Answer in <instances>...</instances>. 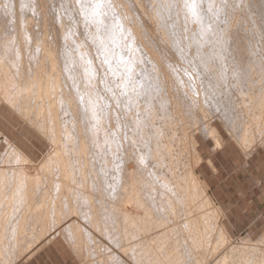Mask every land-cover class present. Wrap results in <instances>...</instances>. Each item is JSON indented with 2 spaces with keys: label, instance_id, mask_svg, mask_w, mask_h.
Returning <instances> with one entry per match:
<instances>
[{
  "label": "rangeland",
  "instance_id": "374dc122",
  "mask_svg": "<svg viewBox=\"0 0 264 264\" xmlns=\"http://www.w3.org/2000/svg\"><path fill=\"white\" fill-rule=\"evenodd\" d=\"M12 1V3H11V6H12V4H13V8H12V11H9V10H7V5L2 1V0H0V36H2V35H5V33L7 34L6 36H2V39L0 38V74L2 73H4L3 75H5L6 74V78H4L5 76H2L3 78H2V80H1V78H0V81H4L2 84L4 85V88H6V87H8L9 85L12 87V89H14L13 91H14V93H15V95L17 96L16 97V101L18 102H15L17 105L19 104V103H21V105H22V111H24L25 109H27V108H29V109H27L26 111H28V112H24V113H27L29 116H28V118L29 119H31V117H32V119H31V123L28 121V118H27V120L25 119L26 117L23 115H18L17 114V112H18V110L17 109H14V108H12L13 106H11L10 105V103H8V102H6V104H5V100L4 101H0V162H1V164H0V172L1 171H4L3 173H1V175H0V189L4 192V193H1L0 195L2 196V195H4V196H2L3 197V199H2V197H1V201H5L4 199H5V196L7 195L8 196V193H9V191H10V185L12 184V182H13V180L15 181V183L19 186V183L21 182V180L23 179L22 178V176L21 175H17L16 174V176L15 175H13V177L11 176V175H9V176H7L8 174H12L10 171H9V169H10V167L12 166V167H15L14 165H20V164H22V165H20V166H16L17 168H15V170L16 169H19V167H22V166H24V167H29V165H30V168H29V173L30 174H32L31 176H32V180H33V183H34V191H33V193H32V201H33V203L35 204H37V206H36V208H39V209H42V211L44 210V211H46V209L45 208H48V207H50L51 209H50V212L48 213V216L50 217V216H53V217H50L49 218V223H47L46 224V226H45V230L43 229V230H41V227H39V226H41L40 225V221L38 220L39 218H40V214L38 215V213L36 212V211H34L33 209L32 210H30V212H29V210L27 209V207L25 208V206H23V205H26V202H25V204H23L22 206H20V203L22 204V203H24L23 201H21L20 203H19V201L20 200H17V199H21L22 200V198L23 199H25V201H27V196H24L23 194H20V193H16L17 195H16V197H17V199H15L16 197L14 196V201H16V203H19V206H18V204H17V207L16 208H13L12 210H11V212H12V214L14 213L15 214V212H17L18 214H9V216H11V218L10 217H8V223H9V226H11V223H12V225H13V222H15L14 220H16V224L14 223V225L16 226H14V230H12L11 229V233H10V229H8V227H6V229L2 232L3 234H5L4 235V239H0V248H1V250L2 251H4V252H2L3 254H5L4 256H3V254L1 253V255H0V259H1V261H3V264H99V262H100V264H116V261L118 260V259H120L121 261H123V260H125V262H122V263H125V264H140L142 261H144L145 262V264H148L147 263V261H149L150 259V257H153V256H151L150 255V253H148L149 254V258H148V260H146L147 259V251H150V250H152L153 251V248H155V246L157 245V244H159L160 243V240H159V237L160 236H162V231H170V230H172L171 231V233L169 232V234H170V236H169V234L167 235V236H169V237H167V236H165V244L167 243L169 246L170 245H172L173 243H171V242H174V245L175 244H177L176 245V247H178V248H180V249H178V248H176V252L178 251H180L179 253H176L175 252V254L174 255H176L177 257H175V256H167V258H168V260H170V258H171V260H173L174 258H175V261H172L171 263L166 259L165 260V257L166 256H161L160 258H161V263H162V258H164V262H166L165 264H177L178 263V261H180V263L181 264H191V262H192V264H195V262H196V264H201L202 263V261L203 262H205V263H202V264H232V263H235V264H254V262H255V264H262V263H264V261L262 262V260H260L261 262H259L258 260H259V255H262V254H260L262 251H263V249H264V216H262V217H260L259 219H258V221L254 224V225H252L250 228H243V229H241L242 228V226H240V224L241 223H230L229 221H228V218H227V216H226V214H225V212H224V210L218 205V202H217V199H216V197L214 196L215 195V193H214V191H213V186H214V184L218 181V178H224L225 176H229V178H228V183H230V184H232L233 186H235V187H240V186H242V187H244V189L245 190H249V192L251 191L250 190V188H253V187H255V182L253 181V180H251V177H257V176H259L260 177V175H261V167H264V89H263V91L261 92V91H257L259 88H264V87H261V86H263L264 84V82H261L260 83V85L258 84L257 85V83H256V85L257 86H254V84L252 85V86H248L249 88H248V90L246 89L247 87L246 86H244V88H242V89H244V91H246L247 90V92H249V93H246V94H249V96L251 95V94H254V92L255 93H257L258 92V94H259V100H258V98H256V99H252V97L250 98V97H248L246 94H245V92L241 89H239V88H241V87H243L241 84H240V86L238 87V85H239V83H238V81L237 80H235L234 78H236L237 79V73H240V72H242V69H240L239 67L240 66H233V65H231V63L233 64V62L229 59V58H231V55L229 56V58H227L226 56H228V54H233V56L235 55V53H238V54H241L242 56H244V58H246L245 56H248L247 57V60H250V57H251V59L252 58H255V54H256V59H258V57H260V55H261V57L263 56L264 57V53H263V47H264V37H263V35H264V0H251L253 3H247V0H227V1H225V2H228V4H230V5H228L227 4V6L229 7V8H227V11L228 12H226V14L222 17L219 13H218V11H216V9H217V7H218V0L216 1V2H214L215 3V8L213 7V4L211 5L212 7H213V9H212V7H205V10L207 11V13L210 15V18H212V26H213V28H214V36H213V38L215 37V38H217V40H218V42L216 41V43L214 44V45H210L209 46V43H208V45L207 46H209L211 49L210 50H212L213 52H212V59L211 60H213V58H215V57H213L214 55H213V53L214 52H217V51H220L221 52V55L222 56H220L222 59H220V62H219V64L221 63V60L223 61V60H226L227 59V61H223V62H226L227 64H225V65H223V68L226 70L227 69V71L229 70L230 72H231V76L229 75V77L230 78H227V80H225L224 81V83H223V81L222 80H220V81H222V83L219 85V90H221V91H223V89H224V91H226L229 87L231 88V90H227L228 92H227V94L225 95L224 94V96H222L223 95V93L224 92H219V94H216L215 93V91H210V92H206V90H203L202 89V86L203 87H205L206 88V86H204L203 84H200L201 85V87H200V85L198 84L199 82H200V80H201V82H202V79H200V80H198V82H196L195 83V81H197L196 79H199L200 77H194V75H193V77H194V80H193V78H191L192 77V74L193 73H196L195 72V70L194 69H192L193 67H192V65L190 66V63H188L184 58H185V53H189V52H192V50L193 49H191V47H189L188 46V44H186V43H184V42H186L187 41V34H186V32L188 31V28L187 27H191L192 25H193V23L195 24L196 22H194V21H189L188 20V24H189V26L188 25H186L185 26V22H187V20L185 21V20H183V19H185V18H181L180 20H181V25H179L180 23V20H174L173 21V19H172V22H173V25L172 26H170V28H172V27H174L175 26V28L174 29H171L170 31H167L166 29L164 30V28H161V26L162 25H160V24H163L164 25V20H160L159 22H156L155 21V18L152 16V10H150L151 9V6H152V3L154 2L153 0H123V3L121 4V6H122V8H123V10L121 9V7H120V10L121 11H123V12H125V9L127 10H130V12H131V10L133 11V13L135 14V12L137 13V15L135 14V17H138V18H140V13H145L144 14V17H143V15H142V19H144L143 21H142V19L140 20V21H142L143 22V24H142V22L140 23V21H136V23H138L139 22V28H140V26H141V28H143L144 27V31L145 32H150L149 33V38H148V36L146 35L147 33H144L143 32V29H141V31H140V37H141V39H140V41H139V39H137V41L136 42H138L137 44V46L135 47V46H133L134 47V49H132L133 51H135V53L137 52L136 51V48L137 49H140L142 52H141V54H143L144 55V59H143V61H144V63L141 61V60H139V62L138 63H140L139 65H141L142 66V63H143V65H145V66H147V68L148 69H151V68H149L150 67V62H149V60L147 59V57H146V52H148V53H151V52H153V50L154 49H156V47L155 46H157L158 44H159V42L161 43V45L162 44H164V45H162L161 46V48L162 49H160V47H158L157 46V49H158V53L159 52H161V51H163V53H160L161 55H159L158 54V56H156L157 55V49L156 50H154V52H156V54H154V57L156 58V61L158 62V64H160L161 66H160V69L162 68V66H164L165 64L167 65V66H164V69H167L168 70V72L170 71V68H171V71H175L174 73L173 72H169V73H172L173 75H175L176 77L177 76H179V74H181V76H182V74H183V76H185L184 78H186V79H184V81L185 80H190V79H192V80H190L191 82H193V84L195 83L196 85H198V86H196V85H193L194 86V89L196 90V91H194V93H195V95L193 94V95H191V93H193V90L191 89V87L193 88V86H191L190 88H188V85L190 86L191 85V83H190V81L187 83V81H185V86H187L186 88H185V86H182V88L184 87V89H191V90H189L188 91V89H187V93L186 92H184L183 91V93H185L186 94V99L187 98H190L191 96L192 97H194L195 96V98H198L199 99V101H200V103L202 104V103H207V104H209V105H211V107L209 106V108H208V105L206 104V105H204L203 104V106H204V108H202V109H205V110H203V115L202 114H200V112H202V110H200V111H198L199 109H198V106H197V108H195L196 106H195V102H194V98H192L191 97V104H190V99H187V102H186V105L187 104H190L189 106H190V108H188L187 107V110L189 111V114L186 112V107H181V106H183L182 105V102L180 101V103H181V106L179 105V107H180V109H179V107H178V104L176 103V105H175V101H174V87H173V85L172 84H170V79H173V80H176V77L175 76H173V75H169V73H167L166 74V78L167 79H165L166 81L168 80V78H169V80L167 81L169 84H170V86H171V88H170V86H169V89L167 90V88H166V86L165 87H163V92H162V88L160 89L159 88V86L157 85L158 84V82L156 81L155 82V84L157 85H155V90H156V93L154 94V96H153V98H155V100H156V104H155V106H154V104L150 107L151 109H153L152 111L153 112H151L152 114H150V111H151V109H149V106L150 105H147L145 102H144V100H142V101H140V104H142L141 106H142V108H140V105H139V109L137 110V106L135 107L133 104V106L132 105H130V103H129V101L131 100V99H129L128 97H130L131 98V95H130V93H128L127 95H128V97H127V95L126 94H124L125 92H130V91H134V87L135 86H133V84H132V82H130V81H133V80H131L132 78L130 77V80H128V82L122 77V79H121V75H118V76H120V77H118L117 75L116 76H114V77H110V76H112V75H114V74H112L111 72H110V70L108 71L109 72V74H108V72H107V70L108 69H106V68H109V66H104L105 64H103V63H101V62H99L101 59L99 58V55L95 52L96 50H95V48L92 46V44H90V46L89 47H91L90 49H91V51L92 52H90L92 55V58H94L95 59V61H94V59H93V61L92 62H96L97 64L98 63H100V64H98L99 66H100V68H99V66L97 65V64H95V75L94 76H91L92 78V80L90 81V79L89 80H87V81H89V82H91V83H93L94 84V82L95 83H97L96 85L94 84H91V83H88V82H86V78L84 77L83 78V76H82V78L81 77H79V75L81 76V74L83 73L82 72V66H81V64H82V61H80V64H79V60H75V61H77L76 63L74 62V61H72V62H69V55H68V52H69V54H70V56H71V54L73 53V55H74V53H76L77 54V52L78 51H75V50H78V49H74L75 47L76 48H78L77 47V43L76 42H78L79 41V39H83V38H85V40H87L88 38H86L85 37V32L83 31L84 29H85V27H84V24L83 23H81L80 22V20H81V18H82V14H81V12H80V10H79V15H78V9L76 8V6H77V4H76V2L74 1V0H67L68 2H66V0H42V2H41V4L43 3V5H42V8L44 9V10H41L42 8H40L41 6V4L40 5H38L39 3H36V2H40L39 0L38 1H36L35 0V7L33 8V10L31 9V8H27V7H25V6H20L19 4H20V1L18 0L17 1V3L18 4H16V0H11ZM10 1V2H11ZM27 3H31L33 0H25ZM44 1V2H43ZM69 5H67V4H65V2ZM73 1H74V3H73ZM124 1H126L125 2V5H124ZM239 1V2H238ZM62 2H63V4H62ZM140 2V3H139ZM145 2V3H144ZM243 2V3H242ZM71 3V4H70ZM242 3V4H241ZM14 4H16V6L14 7ZM73 4H75V5H73ZM131 4V5H130ZM124 5V6H123ZM131 6V7H133V8H130L129 6ZM138 5V6H137ZM216 5H217V7H216ZM225 5H226V3H225ZM244 5V6H243ZM67 6V7H66ZM71 6H73V7H71ZM126 6V7H125ZM242 6H243V8H242ZM247 6V7H246ZM257 6V7H256ZM5 7V9H3ZM36 7H39L40 9H38V8H36ZM66 7V8H65ZM128 7V8H127ZM135 7H136V9L137 10H135ZM246 7V8H245ZM249 7V8H248ZM2 8V9H1ZM61 8H63V9H61ZM68 8H71V9H69V10H67ZM130 8V9H129ZM144 8V9H143ZM240 8H242V9H240ZM36 9H38V10H36ZM65 9H66V12H65ZM135 11H134V10ZM210 9H212L213 10V13H212V11L210 10ZM230 11H229V10ZM235 9V10H234ZM240 9V10H239ZM1 10H2V13H1ZM6 12H5V11ZM142 10V11H141ZM146 10H147V12H146ZM208 10H210V12L208 11ZM9 11V12H8ZM39 11V12H38ZM69 11V12H68ZM138 11H140V13L138 12ZM151 11V13H149ZM237 11V12H236ZM239 11V12H238ZM13 13V14H10V13ZM38 12V13H37ZM41 12V13H40ZM126 12H128V11H126ZM243 12V13H242ZM245 12V13H244ZM254 14V17L252 18L253 19V21H254V24H253V22H252V19H250L249 18V13L250 14H252V13ZM43 13H45V14H43ZM67 13H68V15H67ZM76 13V14H75ZM142 13V14H143ZM148 13V14H147ZM231 13V14H230ZM38 14H39V16H38ZM69 14H71L70 16H69ZM81 14V15H80ZM139 14V15H138ZM148 16H147V15ZM150 14V15H149ZM213 14V15H212ZM228 14V15H227ZM236 14H237V16H236ZM242 14H244V15H242ZM246 14H247V16H246ZM5 17V20H4V18L2 17ZM16 15V16H15ZM26 15V16H25ZM46 15V16H45ZM133 15V14H132ZM146 15V16H145ZM25 16V17H24ZM42 18H41V17ZM46 18H44V17ZM63 16H65V17H63ZM76 16H78V18L79 19H77L76 21H75V19L77 18ZM81 18H80V17ZM134 16V15H133ZM133 16H132V19H130V22L131 21H133ZM151 16V17H150ZM225 16L227 17V18H225ZM258 16V17H257ZM15 17L17 18V19H15ZM30 17V18H29ZM73 17V18H72ZM134 17V18H135ZM148 17V18H147ZM234 19H233V18ZM236 17V18H235ZM247 17V18H246ZM3 18V19H2ZM41 18V19H40ZM44 18V19H43ZM61 18H62V21L63 22H61L60 20H61ZM66 18V19H65ZM68 18H70V20L68 19ZM137 18V19H138ZM149 18H151V19H153V20H151V19H149ZM232 18V19H231ZM260 18V19H259ZM262 18H263V20H262ZM26 19V20H25ZM29 19H31V20H29ZM147 19V20H146ZM214 19V20H213ZM247 19V20H246ZM3 20V21H2ZM20 20V21H19ZM139 20V19H138ZM171 20V19H170ZM256 20V21H255ZM262 20V21H261ZM4 21H5V23H4ZM19 21V22H18ZM27 21V22H26ZM30 21V22H29ZM64 21H69L67 24H68V26H71L72 24H73V22H74V24L72 25V27H68L67 25H66V23H64ZM72 21V22H71ZM78 21V22H77ZM182 21H184V22H182ZM248 21H249V24H248ZM1 22H3V24H4V28H3V25H2V23ZM23 22V23H22ZM45 24H44V23ZM60 22H61V24L63 25V24H65L63 27H62V25H60ZM83 25V27H82V25H80V23ZM163 22V23H162ZM174 22H177V23H174ZM13 23H15V24H13ZM28 23V24H27ZM31 23V24H30ZM33 23H36V24H33ZM38 23V24H37ZM50 23H52V25L50 24ZM59 23V24H58ZM78 23V24H77ZM179 23V24H178ZM217 23H218V25H217ZM250 23H252V24H250ZM18 25L17 27L15 26V25ZM22 24V25H21ZM33 24V25H32ZM71 24V25H70ZM76 24V25H75ZM175 24V25H174ZM176 24H178V26H176ZM192 24V25H191ZM233 24V25H232ZM245 24H247V25H245ZM6 25V26H5ZM14 25V26H13ZM28 25V26H27ZM35 25H36V27H35ZM80 25V26H79ZM137 25V24H136ZM232 25V26H231ZM20 26V27H19ZM25 28H24V27ZM48 26V27H47ZM52 26V27H51ZM54 26V27H53ZM61 26V27H60ZM184 26H185V30H184ZM252 26V27H251ZM13 27H15L14 29H13ZM19 27V28H18ZM40 27H41V29H40ZM58 27V28H57ZM80 27L82 28L81 30H80ZM244 27H245V29H244ZM16 28H17V31H16ZM44 30H46V31H48L47 33H46V31H44ZM60 28V29H59ZM65 29L66 30V32H64V30L63 29ZM67 28L69 29L68 31H67ZM72 28V29H71ZM183 30H181V29ZM254 30H253V29ZM257 28V29H256ZM261 30H260V29ZM4 29H5V31H4ZM19 29V30H18ZM78 29V30H77ZM179 29V30H178ZM216 29L218 30V31H216ZM239 29V30H238ZM250 29H252L254 32H255V34H254V32L252 31V30H250ZM2 30V31H1ZM27 32H26V31ZM43 30V31H42ZM51 30V31H50ZM61 30V31H60ZM63 30V31H62ZM76 31V32H74V31ZM172 30H174V31H172ZM222 30V31H221ZM247 30V31H246ZM3 31H4V34H3ZM32 31V32H31ZM44 33H42V32ZM53 31V32H52ZM59 31V32H58ZM152 31H153V33L155 34V35H153V33H152ZM177 31V32H176ZM180 31H181V35H180ZM246 31V32H245ZM16 32V33H15ZM18 32L20 33V34H18ZM64 32V33H63ZM67 32H68V35H67ZM82 32H84L83 34H85L84 35V37H83V34H82ZM142 32V33H141ZM184 32H185V34H184ZM223 32V33H222ZM256 32L259 34H256ZM9 33V34H8ZM12 33H14V34H12ZM38 33V34H37ZM66 33V34H65ZM69 33H72V34H69ZM81 33V34H80ZM146 35L145 37H146V39L147 40H149L148 42H150L151 43V45H152V50H151V45H149L150 47L149 48H144L145 49V51H144V49H143V46L141 45L143 42V40H144V42H145V37H143L144 36V34ZM166 33H168L169 34V36H170V38H175L176 37V39H179V40H182V44H180V45H178L177 47L180 49V52L177 50V47H173V45H172V47H171V45L170 44H168V43H165L164 41H166L167 39H169V36H168V34H166ZM218 33V34H217ZM263 33V34H262ZM31 34V35H30ZM62 34V35H61ZM74 34V35H73ZM78 34H80L79 36L80 37H78L77 35ZM229 34H231L230 36L232 37L231 39H232V41H233V43L234 44H231V43H229V42H227L228 41V38H230V37H228V35ZM253 34V35H252ZM42 35V36H41ZM45 35V36H44ZM70 35H71V37H70ZM74 36V38H73V36ZM82 35V36H81ZM150 35L152 36L153 35V37L152 38H150ZM163 35V36H162ZM224 35V36H223ZM250 35V36H249ZM29 36V37H28ZM67 36V37H66ZM165 36V37H164ZM168 36V37H167ZM173 36V37H172ZM233 36H234V38H233ZM237 38H236V37ZM245 36V37H244ZM254 36V37H253ZM6 37H8V38H6ZM19 37V38H18ZM35 37H36V39H35ZM58 37V38H57ZM65 37H66V40H65ZM83 37V38H82ZM139 37V38H140ZM144 39H143V38ZM156 37H158V38H156ZM159 37H160V41H158L157 43H155L156 42V40L154 39V38H156L157 40L159 39ZM210 37H212V34H211V36ZM219 37V38H218ZM226 37V38H225ZM261 37V38H260ZM6 40H5V39ZM18 38V39H17ZM34 38V39H33ZM38 38V39H37ZM41 38V39H40ZM68 38V39H67ZM74 41V45L72 46L71 45V43H72V41H71V39ZM76 38V39H75ZM161 38H162V40H161ZM163 38H164V41H163ZM165 38H166V40H165ZM182 38V39H181ZM31 39H32V41H31ZM40 39V40H39ZM59 39V40H58ZM77 39H78V41H77ZM154 40L153 42L156 44V45H154V44H152L153 42H151V40ZM258 39V40H257ZM263 41H262V40ZM8 40V41H7ZM16 42H15V41ZM18 40V41H17ZM20 40V41H19ZM22 40V41H21ZM37 40H38V43H36L37 42ZM68 40V41H67ZM146 40V41H147ZM226 40V41H225ZM248 40H252V42L254 43V45H252V46H254V50L250 53L249 51V47L247 46V45H245V44H248L249 45V42H248ZM261 40V41H260ZM2 41H3V43H2ZM31 41V42H30ZM33 41H35V42H33ZM44 43H43V42ZM47 41V42H46ZM76 41V42H75ZM8 42H10V43H8ZM12 42V43H11ZM13 42H15V43H13ZM68 42V43H67ZM86 42H88L87 44L89 45V39L86 41ZM86 42H84L83 41V44L81 45V47L83 48V46H84V48H86ZM139 42H141L140 44H139ZM181 42V41H180ZM42 43H43V45H42ZM146 43V42H145ZM145 43H143V45L145 44ZM218 43L220 44V45H222V46H219L218 45ZM256 43V44H255ZM2 44H4V45H2ZM33 46V44H34V46L32 47L31 45ZM41 44V45H40ZM49 44V45H48ZM147 44V43H146ZM145 44V45H146ZM165 44H167V45H165ZM9 45V46H8ZM28 45V46H27ZM46 45V46H45ZM71 45V46H70ZM88 45H87V47H88ZM169 45V46H168ZM184 45H186V46H184ZM260 45V46H259ZM32 48H31V47ZM139 46H141L142 47V49H141V47H139ZM154 46V47H153ZM167 46V47H166ZM187 46H188V49H187ZM207 46L205 47L206 49H209V47L207 48ZM217 46V47H216ZM250 46V45H249ZM7 47V48H6ZM30 47V48H29ZM49 47H51V48H49ZM129 47H131V46H129ZM147 47H148V44H147ZM166 47V48H165ZM182 47L185 49H182ZM260 47H262V48H259ZM43 48V49H42ZM48 48V49H47ZM63 48V49H62ZM71 48V49H70ZM132 48V47H131ZM163 48H165V49H167V51L165 52V49H163ZM172 48V49H171ZM17 49V50H16ZM50 49V50H49ZM56 49V50H55ZM129 49V48H128ZM149 49V50H148ZM159 49H160V51H159ZM186 49H187V51H189V52H186ZM216 49V50H215ZM231 49V50H230ZM262 49V50H261ZM5 50H7V51H5ZM43 50H45V51H43ZM52 50V51H51ZM54 50V51H53ZM65 50H66V52L67 53H64L65 52ZM68 50V51H67ZM69 50H71V51H69ZM89 49L87 48V51H88ZM93 50H95V51H93ZM130 50V49H129ZM182 50H183V52H182ZM191 50V51H190ZM224 51V55L222 54V52ZM228 50H230V51H228ZM249 50V51H248ZM2 51V52H1ZM17 52V54L16 53H14V52ZM34 51V52H33ZM48 51H50L51 53H52V55H51V53H49ZM58 51V52H57ZM62 53H61V52ZM64 51V52H63ZM126 51V50H125ZM149 51H151V52H149ZM168 51H169V53L171 54V56L170 55H168L169 57L168 58H172V56H173V58L172 59H174L173 60V62L172 61H170L169 60V62H170V64L172 63H174V61H176L175 63H178V61L177 60H179V65L178 64H175V66L176 65H178L177 67L179 68V70L183 67V69H181L182 71H181V73H180V71L178 72V69L177 70H174L175 68H177V67H172V66H174V64L172 65V66H170V64H169V62H167L168 61V58L166 59V57H167V55H166V53H168ZM177 53V56H178V54L179 53H181V54H179V56H180V58H182V59H180L179 58V56H178V58H176L177 56H176V53ZM194 51V50H193ZM244 51H246V52H244ZM13 52V53H12ZM19 52V53H18ZM46 54V56H44L45 54ZM57 52V53H56ZM60 52V53H59ZM71 52V53H70ZM94 52V53H93ZM127 52L128 51H126V54H127ZM131 50L129 51V53L127 54V56H129V55H131L132 56V54L134 55L135 53L134 52H131ZM144 52V53H143ZM165 52V53H164ZM185 52V53H184ZM258 52V53H257ZM4 53V54H3ZM8 53L9 54H14L15 56L16 55H18V54H20V55H18L17 57H15V56H13V55H8ZM97 55H96V54ZM168 53V54H169ZM175 53V54H174ZM250 54V56H249V54ZM49 54V55H48ZM60 54V55H59ZM153 54V53H152ZM151 54V55H152ZM162 54H163V56L165 57V55H166V57L163 59V57H161L162 56ZM165 54V55H164ZM182 54L184 55V56H182ZM216 54V53H215ZM220 54V53H219ZM260 54V55H259ZM263 54V55H262ZM43 55V56H42ZM62 55V56H61ZM65 55H67V57H65ZM96 55V56H95ZM217 55V54H216ZM226 55V56H225ZM240 55V56H241ZM259 55V56H258ZM5 56V57H4ZM13 56V57H12ZM27 56V57H26ZM50 56L53 58V56H54V60H55V65L54 66H51V65H49V59H50ZM176 56V57H175ZM236 56V55H235ZM258 56V57H257ZM3 57V58H2ZM8 57V58H7ZM12 57V58H11ZM15 57V58H14ZM33 59H32V58ZM62 57H64L63 59H62ZM96 57V58H95ZM219 57V55L216 57V58H218ZM224 57V58H223ZM262 57V58H263ZM10 58V59H9ZM16 58H20L19 60L20 61H16L15 59ZM22 58H24V59H22ZM67 58V59H66ZM146 58V59H145ZM160 58V59H159ZM161 58H162V60H163V62H162V60H161ZM175 58H176V60H175ZM4 62H3V61ZM10 62H9V61ZM15 60V61H14ZM30 60H31V62H30ZM37 60V61H36ZM146 60H148V61H146ZM159 60V61H158ZM161 60V61H160ZM228 60H230V62L228 61ZM261 60H264V58L263 59H261ZM26 63V62H28V63H30V66H29V64L28 63H26V65H24V62ZM44 61V62H43ZM213 61H215V62H217V59L216 60H213ZM19 62H21L20 63V65H19ZM37 62V63H36ZM39 62V63H38ZM147 62H149L148 64H146ZM182 62H183V64H182ZM185 62H187L188 64H186ZM196 62H197V60H196ZM211 62V61H210ZM6 63V64H5ZM78 63V64H77ZM181 63V64H180ZM199 63V62H198ZM213 63V62H212ZM212 63H210V65L212 64ZM2 64V65H1ZM17 64V65H16ZM39 66V68H38V66ZM42 64H44L43 66H42ZM48 64V65H47ZM66 64V65H65ZM71 64V65H70ZM74 64V65H73ZM102 64V65H101ZM5 65V66H4ZM6 65H7V67H6ZM32 65V66H31ZM70 65V66H69ZM80 65V66H79ZM96 65H97V67H98V69H96L97 67H96ZM180 65H182L181 67H180ZM187 65H189L188 67H185V66H187ZM222 65V64H221ZM227 65V66H226ZM19 66V67H18ZM23 66H25V67H23ZM46 66V67H45ZM79 66V67H78ZM168 66L170 67L169 69H168ZM228 67V68H226V67ZM230 66H232L233 68H230L229 69V67ZM2 67V68H1ZM3 67H5V68H3ZM17 67H18V69H17ZM21 67V68H20ZM40 67H41V69H40ZM49 67H51V68H49ZM59 67V68H58ZM70 67V68H69ZM72 67H74V69H72ZM75 67L77 68V69H75ZM104 69H103V68ZM165 67H167V68H165ZM192 67V68H191ZM215 66H214V64L210 67L209 66V68L212 70V68H213V70L212 71H214L215 73H216V71L218 70V73L219 72H221V70L218 68L216 71L214 70L215 68H214ZM13 68H14V70L15 71H12L13 70ZM23 68V69H22ZM37 68H38V70H37ZM53 68H55V69H53ZM66 68H68L69 69V71L71 70H74V71H72V72H75L76 74L74 75V76H70L69 75V77H68V72H67V69ZM80 68V69H79ZM216 68H217V65H216ZM236 68V69H235ZM4 69V70H3ZM27 69V70H26ZM45 69V70H44ZM58 69V70H57ZM60 69V70H59ZM64 69H66V70H64ZM106 69V73H105V70ZM110 69V68H109ZM163 69V68H162ZM163 69V70H164ZM185 69H192V70H194V72L191 70H187V72H188V74L187 73H184L185 72ZM223 69V70H224ZM238 69V71H237V73H235L236 72V70ZM8 70H10V72L8 71ZM17 70V71H16ZM52 70V71H51ZM55 70V71H54ZM57 70V71H56ZM78 70H79V72H78ZM104 71V73H105V75H104V77H103V74L101 73V72H103ZM167 70H164V72H167ZM235 70V71H234ZM240 70V71H239ZM20 71H22V72H19ZM24 71V72H23ZM36 71H38V72H36ZM41 71H46V72H44V73H41ZM81 71V72H80ZM97 71H101L100 73H101V75H100V73H97ZM152 74H153V68H152V70H149ZM177 71V72H176ZM211 71V72H212ZM7 72H9V73H7ZM40 72V73H39ZM191 72V73H190ZM18 73V74H17ZM24 73H25V75H24ZM35 73H36V75H35ZM48 75H47V74ZM60 73V74H59ZM62 73V74H61ZM79 73H81V74H79ZM179 73V74H178ZM213 73V72H212ZM215 73H213V75H214V78H216L217 76L215 75ZM20 74H22V76L20 75ZM44 74V76H42ZM58 76H57V75ZM98 74V75H97ZM186 74H187V76H186ZM191 74V75H190ZM20 75V76H19ZM27 75V76H26ZM39 75V76H38ZM46 75V76H45ZM65 75V76H64ZM83 75V74H82ZM108 75H110L109 76V79H107L108 78ZM154 75V74H153ZM18 76V77H17ZM23 76H25V77H23ZM37 78H36V77ZM49 76V77H48ZM52 76H53V78H54V80H53V78H52ZM56 76V77H55ZM63 76H64V78H63ZM77 76H78V78H77ZM101 76V77H100ZM173 78H172V77ZM182 76V77H183ZM191 76V77H190ZM216 76V77H215ZM247 77H249L248 75H246ZM66 77H67V79H66ZM70 77H71V79H70ZM74 77V78H73ZM94 77V78H93ZM96 77H98V78H100L99 80H98V78L96 79ZM105 77H106V79H105ZM187 77H189L190 79H188ZM213 77V76H212ZM15 80H14V79ZM20 78V79H19ZM22 78V79H21ZM39 78V79H38ZM46 78V79H45ZM58 78V79H57ZM77 78V79H76ZM81 78V80L82 79H85L84 80V82H86V83H84L83 82V84H82V82H81V80H80V82L81 83H79V79ZM110 78H113V80L111 81V79ZM254 78V77H253ZM10 79H11V81H10ZM36 79H38V80H36ZM48 79H50V80H48ZM63 79H66L65 81L63 80ZM75 79V80H74ZM93 79H96V80H93ZM216 79H218V77L216 78ZM10 82H9V81ZM18 80H19V82H18ZM26 80V81H25ZM44 80V81H43ZM47 80H48V83H47ZM53 80V81H52ZM58 80V81H57ZM59 80H60V82H59ZM74 80V81H73ZM118 80H120L119 82H118ZM164 80V81H165ZM230 80V81H229ZM232 80H234V82L232 81ZM45 81H46V83L47 84H49V87H50V90H51V88H52V90L50 91L51 93L53 92H55L54 94H58V95H64L63 97H64V102H65V106L63 107V111H62V109L60 110V108H62V107H60L59 106V110L58 111H60V112H58L60 115H58V117L61 119V120H64V121H61V120H58V121H60V123L62 124V125H60L61 127L63 126L64 127V130H63V127L61 128L63 131H67V133L66 134H69L68 136H69V138H70V135H71V141H69L70 139L68 138V136L65 134L64 135V133H63V131L60 129V132L62 133H60L61 135H59L60 137L59 138H61L60 140L62 141V138L64 137V139H67V140H65V141H67L65 144H68V143H70V146H69V144L68 145H64V143H62L60 140H56V142H57V145H55V142L53 141V139L52 138H46V137H54V136H52L51 134H54V132H53V130H52V133H51V129H53V125H52V123H50V121L51 120H49V119H51V117H50V113H49V111L48 110H46V109H48L47 108V103H48V99L46 98V96L47 95H45V91H44V84H46L45 83ZM50 81V82H49ZM77 81V82H76ZM101 81H102V83H101ZM109 81V82H108ZM122 81H124V82H122ZM235 81H237V82H235ZM18 82V83H17ZM23 82H25V84H24V87H22L23 86ZM37 82V83H36ZM38 82H40V83H38ZM44 83V84H42V83ZM103 82H105V83H107V84H105V83H103ZM111 82H112V84L114 85V86H116V88L113 86L112 88H111ZM130 82V83H129ZM166 82V84H168ZM200 82V83H201ZM204 82V81H203ZM202 82V83H203ZM21 85H20V84ZM51 83V84H50ZM56 85H54V84ZM122 83H123V85H122ZM126 83H128V84H126ZM190 83V84H189ZM234 83V85H232ZM236 83V84H235ZM2 84H0V85H2ZM6 84H8L7 86H6ZM35 84H36V86H35ZM38 84H39V86H40V84H42V86H38ZM72 84V85H71ZM80 84V85H79ZM85 84L87 85V84H89L88 86H90V87H88V86H86L89 90H90V92L94 89V91L96 90V91H100L99 92V98H98V96H97V99L99 100V99H103L102 101L101 100H99V102H97L96 103V106L97 105H99L98 106V113L96 112V114L98 115L99 114V116H100V118H102L101 117V114H103L104 112H105V108H108L110 111H109V113L110 112H112L113 110H114V112H112L111 114H109L111 117H108V120H106V115H105V113L103 114V120L102 119H100L99 118V121L100 120H102L101 122H103L102 124L101 123H99L98 125H100V127L98 126H96L97 125V119H98V117L95 119V120H97V121H94V119L93 118H91V117H89V118H91V121H90V123H88V115H87V113L85 114L84 112H86L87 110V107H86V101H87V91H88V89L85 87ZM117 84H119V85H117ZM122 85V87L124 88V91L122 90V87H120L121 85ZM127 85V86H125V85ZM187 84V85H186ZM228 84V85H227ZM27 85V86H26ZM60 85H62V86H60ZM102 85H103V88H102ZM105 85H106V87H105ZM110 87V88H108V86ZM129 85H131L132 87H129ZM182 85V84H181ZM229 85H231V86H229ZM237 86V87H234V86ZM6 86V87H5ZM9 86V87H10ZM28 86H30L29 88H28ZM67 86V87H66ZM76 86V87H75ZM221 86V87H220ZM222 86H225L224 88H222ZM3 87V86H2ZM18 87H21V88H18ZM53 87H56V89L57 90H55V91H53V89H55V88H53ZM60 87V88H59ZM70 88V90H68L69 88ZM91 87H93L92 88V90L90 89ZM95 87V88H94ZM98 87H99V89H98ZM117 87H119L118 89H117ZM246 87V88H245ZM258 87V88H257ZM24 88V89H23ZM39 90H38V89ZM86 88V89H85ZM107 88L108 89H110V90H113V92H111L110 90H107ZM116 89V90H114V89ZM121 88V89H120ZM126 88H128L129 90L127 91V89ZM158 88L160 89V90H158ZM173 88V89H172ZM198 88V89H197ZM199 88H201V90L202 91H204V93H205V95H204V93H202V92H200L201 90L199 89ZM227 88V89H226ZM8 89V88H7ZM31 90V92H33V91H35V92H33V94L30 92V90ZM35 89V90H34ZM61 89V90H60ZM62 89H63V91H62ZM65 89V90H64ZM77 89H78V91H77ZM98 89V90H97ZM168 91V93H167V91ZM208 89H210V88H208ZM253 89V90H252ZM27 90V91H26ZM29 90V91H28ZM43 90V91H42ZM80 90H81V92H80ZM86 90V91H85ZM104 90L106 91V93L104 92ZM118 90V91H117ZM119 90H121V91H119ZM126 90V91H125ZM161 91V93L160 92H158V91ZM170 90H173V92L174 93H172V91H170ZM197 90H200L199 91V93H198V95L196 94L197 93ZM211 90V89H210ZM20 91V92H19ZM57 91H58V93H57ZM62 91V92H61ZM71 91V92H70ZM75 91H76V93H75ZM103 91V92H102ZM109 92V94H113L112 96H114L115 94H118L119 95V99L117 98V96L118 95H115V98L113 99V98H111V96H109V94H108V92ZM114 91H116V93L114 92ZM166 91V92H165ZM192 91V92H191ZM17 92V93H16ZM20 94H19V93ZM23 92V93H22ZM26 92V93H25ZM30 92V93H29ZM36 92H40L39 94L38 93H36ZM44 92V93H43ZM66 92V94H64V93ZM70 92V93H69ZM82 92L84 93V94H82ZM119 92V93H118ZM120 92H121V94H120ZM190 92V93H189ZM236 92V93H235ZM242 92V93H241ZM260 92V93H259ZM43 93V94H42ZM115 93V94H114ZM164 93V95H162ZM189 93V94H188ZM212 93V94H211ZM239 93V94H238ZM30 94V95H29ZM37 96H36V95ZM69 94H71L72 96H69ZM102 96H101V95ZM107 94H108V96H107ZM166 94L167 95H170L171 96V98H170V102H169V105H168V107H169V109H170V112H169V115L167 114V113H162V111H160V109L161 108H159L160 107V104L162 103V98H161V96L162 97H165L166 96ZM184 94V95H185ZM201 94H203L202 96H201ZM211 94V95H210ZM215 94H216V96H215ZM221 94V95H220ZM230 94V95H229ZM27 95H29V96H27ZM32 95H34L35 97H33ZM44 95V96H43ZM120 95H121V97H120ZM153 95V94H152ZM151 95V96H152ZM189 95V96H188ZM200 96V97H197V96ZM209 95V96H208ZM229 97H228V96ZM242 95V96H241ZM262 95H263V97H262ZM25 96V97H24ZM39 96V97H38ZM43 96V97H42ZM57 96V95H56ZM67 96H69V97H67ZM126 96V97H125ZM150 96V97H151ZM204 96H206V97H204ZM210 96L212 97V99L210 98ZM221 96V97H220ZM231 96H232V98H231ZM20 97H24V98H20ZM37 97H38V99H37ZM65 97L67 98V99H69L68 101L70 102L69 104H68V101H67V99H65ZM71 97H73V98H71ZM101 97H103V98H101ZM150 97H148V98H150ZM205 99H203V98ZM218 97H220V98H218ZM243 97V98H242ZM248 97V98H247ZM19 98V99H18ZM27 98H29L28 100H26ZM40 98V99H39ZM85 98V99H84ZM120 98H123L122 100L120 99ZM176 98H178L177 96H176ZM210 98V99H209ZM214 98V99H213ZM226 98L228 99V100H230V101H228V100H226ZM20 99H22V101L20 100ZM34 99H36L35 101H34ZM42 99V100H41ZM129 99V101H126L127 102V104H128V106L126 105V104H123V105H126V110H127V112L125 111V106H123L122 105V107H119V106H121V104L122 103H126V102H124L125 100H128ZM218 99H220L219 101L221 102V104L222 105H224V103H225V105L224 106H220V110L219 109H216L215 107H213L212 105L213 104H211L212 103V100H218ZM0 100H2V98L0 97ZM19 100V101H18ZM80 100H81V102H80ZM114 100H116L117 101V103H116V101H114ZM124 100V101H123ZM154 100V99H153ZM160 100H162V101H159ZM205 102H204V101ZM207 100H209L210 101V103H208L209 101H207ZM225 100H226V102H225ZM240 100V101H239ZM27 101V102H26ZM39 101H41V102H39ZM67 101V102H66ZM75 101V102H74ZM78 101V102H77ZM83 101H84V103H83ZM107 101V102H106ZM114 101V102H113ZM118 101L120 102V101H122V103L120 102V104L118 103ZM172 101L174 102V104L172 103ZM202 101V102H201ZM247 101V102H246ZM24 102H25V105H24ZM77 102V103H76ZM102 102V103H101ZM111 102L113 103V105L111 104ZM142 102V103H141ZM193 102V103H192ZM23 103V104H22ZM36 105H35V104ZM74 103H76V104H74ZM106 103H107V105H106ZM143 103H145V105L147 106V108H148V110H147V108L145 107V109H144V104ZM172 103V104H171ZM179 103V104H180ZM243 103V104H242ZM28 104V105H27ZM39 105V107H38V105ZM41 104V105H40ZM74 104V105H73ZM108 104H109V106L111 107V109H110V107H108ZM111 104V105H110ZM172 105V107L173 108H171L170 106ZM197 104V103H196ZM254 104V105H253ZM260 104V105H259ZM70 106V108H69V106ZM84 105V106H83ZM100 105H103L102 106V110H103V112H101V113H99L100 111L99 110H101V108H99V107H101ZM105 105H106V107H105ZM114 105H115V107H114ZM194 105V106H193ZM227 105V106H226ZM242 105V106H241ZM9 106V107H8ZM25 106V107H24ZM42 106V107H41ZM63 106V105H62ZM74 106H75V108H74ZM157 106H158V108H159V112L161 113V114H163V115H160V114H158L159 112H156V110L155 109H158L157 108ZM174 106H177V109H176V107H174ZM206 106V107H205ZM27 107V108H26ZM30 107L32 108V109H30ZM37 107L40 109V107H41V109L39 110V109H37ZM67 107V108H66ZM81 107V108H80ZM83 107H85V109H83ZM105 107V108H104ZM124 107V108H123ZM133 107H135V109L133 108ZM156 107V108H155ZM168 107H167V109H168ZM223 107V108H222ZM224 107H226V108H224ZM234 107V108H233ZM245 107V108H244ZM253 107V108H252ZM257 107V108H256ZM43 108H45V110L43 109ZM77 108V109H76ZM113 108V109H112ZM122 109L123 108V110L124 111H120V109ZM131 109V112H132V109H133V114L131 113V112H129V110ZM184 108V109H183ZM238 108H240V109H238ZM248 108H249V110H248ZM263 108V109H262ZM14 109V110H13ZM37 109V111H35ZM71 109H73V110H71ZM80 109V110H79ZM140 109H144V110H146L147 111V113L144 111H142V110H140ZM175 109L177 110V111H175ZM178 109L180 110V112H178ZM224 109H226V110H224ZM32 110V111H31ZM71 110V111H70ZM112 110V111H111ZM150 110V111H149ZM172 110V111H171ZM175 112H174V111ZM181 110H185L184 112H181ZM195 110H197V111H195ZM217 112H216V111ZM224 110V111H223ZM248 110V111H247ZM16 111V112H15ZM29 111H31V112H29ZM33 111L35 112V113H37V115H35V113H33ZM42 111V112H41ZM44 111V112H43ZM45 111H48V112H45ZM62 111V112H61ZM121 113H120V112ZM142 111V115L140 114V112ZM210 111H211V113H210ZM213 111V112H212ZM219 111V112H218ZM222 111V112H221ZM263 111V112H262ZM39 112V113H38ZM70 112H71V114H72V116H71V114H70ZM75 113V117H76V119H75V117H74V114L73 113ZM88 112V111H87ZM126 113V115H125V113ZM155 112L157 113V115L155 114ZM164 112V111H163ZM186 112V113H185ZM191 112V113H190ZM206 112V113H205ZM208 112V113H207ZM224 112H226V113H224ZM244 112V113H243ZM33 114V115H30V114ZM41 113V114H40ZM45 114V115H43V114ZM76 113H77V116H76ZM83 113H84V116H86L87 115V117H85V118H83L84 116H83ZM114 113V114H113ZM116 113H117V115H116ZM119 113V114H118ZM124 113V114H123ZM127 113H128V116H127ZM130 113V114H129ZM173 113V114H172ZM177 113V114H176ZM183 113V115L184 114H186V115H184V117H182V114ZM221 113V114H220ZM236 113V114H235ZM23 114V113H22ZM27 114H26V116H27ZM64 114V115H63ZM113 114V115H112ZM120 114H122V115H120ZM135 115V116H133L132 117V115ZM140 116H142V119H140L141 117H139L138 115ZM147 114V115H146ZM148 114H150V115H148ZM167 114V115H166ZM175 114V115H174ZM194 114V115H193ZM200 114V115H199ZM206 114V115H205ZM215 114V115H214ZM228 114V115H227ZM233 114H234V116H233ZM260 114V115H259ZM39 115V116H38ZM81 115H82V117H81ZM118 115H120V116H118ZM147 116L146 117V119L148 118L149 119V121H150V119H153V120H151V121H153V123L152 122H149L148 121V119L146 120L145 118H144V116ZM152 115H154L155 116V118H156V116L158 117V116H160V117H158L157 119H154V118H151V117H154V116H152ZM166 115V116H165ZM177 115V116H176ZM181 115V117H179ZM230 115V116H229ZM258 115V116H257ZM71 116V117H70ZM113 116V117H112ZM117 116V117H116ZM121 116H122V118H121ZM124 116H125V119H124ZM149 116H150V118H149ZM195 116V117H194ZM199 116V117H198ZM232 116V117H231ZM261 116V117H260ZM25 117V118H24ZM34 117V118H33ZM35 117H38V121L36 122V120L37 119H35ZM41 117H42V119H41ZM45 117V118H44ZM79 119H78V118ZM120 117V119L119 120H121V121H130V124H132L131 126L129 125V123H128V125H129V127L127 126V125H125V124H127L126 123V121H125V123H124V126H123V122H118L117 123V121H119L117 118H119ZM128 117V118H127ZM132 117V118H131ZM137 117V118H136ZM139 117V118H138ZM162 117H164V118H162ZM178 117V118H177ZM206 117V118H205ZM221 117V118H220ZM231 117V118H230ZM260 117V118H259ZM49 118V119H48ZM58 118V119H59ZM87 118V119H86ZM105 118V119H104ZM109 118H110V122H108L109 121ZM114 118V119H113ZM128 120H127V119ZM129 118H131L130 120H129ZM134 118V119H133ZM136 118V119H135ZM160 118V119H159ZM174 118H175V120H174ZM179 118H182L181 120L179 119ZM187 118V119H186ZM193 118V119H192ZM43 119H44V121H43ZM70 119H72V121L73 122H71V120ZM74 119V120H73ZM81 119H83V120H85V121H83V120H81ZM113 119V120H112ZM117 119V120H116ZM162 119V120H161ZM169 121H168V120ZM201 119V120H200ZM224 119V120H223ZM232 119V120H231ZM246 119V120H245ZM41 120V121H40ZM49 120V121H48ZM79 120H81V121H79ZM132 120H134V121H132ZM138 120H140V121H145L146 123L145 124H148V123H152V125L150 124V126H152V127H150V126H148V128H147V125H146V127H144L143 126V128L145 129V128H147V129H145L146 131H147V133L148 134H146V131L144 130V129H139V127H138V131L136 130L137 129V125L135 124V122H137ZM157 120V121H156ZM158 120L159 121H161L160 123H161V125H159L158 126ZM172 120V121H171ZM220 120V121H219ZM32 121H33V123H34V125L32 124ZM83 121V122H82ZM147 121H148V123H147ZM162 121H163V124L164 123H166V124H162ZM166 121V122H165ZM182 121V122H181ZM230 121V122H229ZM241 121H244V122H241ZM40 123V126H39V123ZM44 122H46L45 123V126H42V125H44L43 123ZM52 122V121H51ZM92 122V123H91ZM96 122V124L94 125V127H93V129L94 130H91V128H92V125L94 124V123ZM104 122H105V124H104ZM107 122V123H106ZM113 122V123H112ZM199 122V123H198ZM235 122V123H234ZM259 122H261V123H259ZM65 123V124H64ZM84 124V126L87 128L86 129V132H88V134H90L91 132H89V131H93L91 134H92V137H91V135H88L86 132H84L85 131V129L83 128L84 126H83V124ZM157 125H156V124ZM170 123H172L171 125H170ZM205 123H207V124H205ZM250 123H251V125H250ZM255 123V124H254ZM42 124V125H41ZM50 124V125H49ZM92 124V125H91ZM107 124V126H105V128H104V130H106V131H104L103 130V128L101 127V125L103 126V125H106ZM109 124V125H108ZM112 124V125H111ZM113 124H116V125H113ZM119 124H121L120 125V127H122V129L119 127ZM153 124H155V125H153ZM186 124V125H185ZM198 124V125H197ZM225 124V125H224ZM246 124V125H245ZM35 125L37 126V127H39V128H36L35 127ZM80 125H82V126H80ZM89 125H90V128H88L89 127ZM111 125V127L113 128L114 126L116 127V128H113V130H115L116 131V133H117V138L115 139L114 137H116V133H115V131H112V128L111 127H109ZM136 125V126H135ZM149 125V124H148ZM173 125V126H172ZM175 125V126H174ZM205 125H208V126H205ZM42 126V127H41ZM49 126H50V128H49ZM70 128H69V127ZM96 126V127H95ZM126 126V127H125ZM133 126V127H132ZM168 126V127H167ZM183 126H184V129H182L183 128ZM194 126V127H193ZM206 128H205V127ZM211 126V128L212 127H214L213 129L215 130V132H216V136L219 138V143H215V140H214V137L212 136V135H210V133L207 131L208 130V127H210ZM241 126V127H240ZM41 127V128H40ZM46 127H47V130L46 131H48L47 132V134H46V136H45V134L44 133H42L41 135H40V132H42V130H45L46 129ZM104 127V126H103ZM111 128V130L109 129V128ZM134 127H136V128H134ZM157 127V128H156ZM160 127V128H159ZM163 127H165V128H163ZM245 127V128H244ZM34 128H36L37 129V132H36V129H34ZM43 128H45V129H43ZM49 128V129H48ZM66 128V129H65ZM77 128H78V130H77ZM81 128V129H80ZM95 128H97L96 130H99V128L101 129L102 128V131H104V132H102L101 130H100V132L102 133V135L100 134V132L99 131H96L95 130ZM108 128V129H107ZM156 128V130L153 132V131H151L152 129L154 130ZM161 130V132H162V135L161 134H159V129ZM162 128V129H161ZM167 128V129H166ZM171 128L173 129L172 130V132H171ZM203 128V129H202ZM237 128V129H236ZM243 128V129H242ZM41 129V130H40ZM68 129V130H67ZM88 129H90V130H88ZM176 129V130H175ZM247 131H246V130ZM75 130V131H74ZM77 130V131H76ZM109 130V131H108ZM119 130H121L120 132H123V133H121V137H119V139H118V136L120 135H118V131ZM123 130V131H122ZM157 130H159L158 132H157ZM163 130L165 131L164 133H163ZM168 130V131H167ZM255 130H257V131H255ZM39 131V132H38ZM128 131V132H127ZM140 131V132H139ZM148 131H150V132H148ZM180 131V132H179ZM206 131V132H205ZM241 131H244L245 133H243L242 134V132ZM250 131V132H249ZM70 132V133H69ZM97 132H99V134L97 133ZM113 132H114V134H113ZM119 132V133H120ZM125 132H127L126 133V135H128V136H131L130 134H131V132H132V134L133 133H136V134H133V139L131 138V137H127L124 133ZM158 133V135H156L157 133ZM204 132V133H203ZM79 133V134H78ZM103 133H105L106 134V136L108 135L109 136V134H110V137H108L109 138V143L110 144H112V143H117L116 144V146L118 147L119 145H123V147H121V146H119L118 147V149L117 148H115L116 146H113V145H111L110 146V144L108 143V141L107 142H105L104 140H105V134H103ZM149 133H153V134H155L156 135V137H158V140H159V145H161V147H159V145H156L157 146V149L158 150H161L159 153L157 152V150H156V152H154V153H158V155H157V158H156V154H154L155 156H149V157H146L145 159H143V158H141V159H143L144 160V162H143V164H142V162H140L139 160H141V159H138V157L140 158V156H138V155H140L139 153H141V154H143L144 155V151H143V149H147V147H146V145H145V147H143L142 148V146H144L143 144L144 143H147V141L149 142L150 141V145H151V149L153 150V148H156V146L154 147V145L152 144V142L154 141L153 139H154V137H152V135H150ZM165 133H167V134H165ZM170 133V134H169ZM238 133V134H237ZM241 133V134H240ZM77 134V135H76ZM82 135V137H81V135ZM84 134V135H83ZM88 136H87V135ZM94 134V135H93ZM99 136H98V135ZM122 134L124 135V137L122 138ZM163 134H165V135H163ZM171 134H173V135H171ZM175 134V135H174ZM183 134V135H182ZM248 135V136H244V135ZM258 134V135H257ZM43 135V136H42ZM47 135H49V136H47ZM64 135V136H63ZM76 135V136H75ZM113 135H114V137H113ZM134 135H136L137 137H134ZM145 137H148V135H149V138H145ZM159 135H161L160 136V139L161 138H163V136H164V138L165 139H161V141H160V139H159ZM182 135V136H181ZM193 137H191V136ZM241 135H243L242 137H240ZM61 136H63V137H61ZM65 136H67V137H65ZM84 136V137H83ZM96 136H98V137H96ZM111 136L113 137V139L111 138ZM141 136H143V137H141ZM171 136H172V138H171ZM176 136V137H175ZM184 136V137H183ZM187 136H188V138H187ZM207 136V137H206ZM76 137H77V139H76ZM87 137V138H86ZM95 137V139L96 140H93L92 138H94ZM101 137H102V139H101ZM125 137H127L126 138V141H125ZM155 137V141H157L158 142V140H157V138ZM189 137H191V138H189ZM246 138V139H244V138ZM249 137V138H248ZM58 138V139H59ZM111 138V139H110ZM134 138H137V141L139 142H137V143H135L136 142V139L134 140ZM143 140H142V139ZM153 138V139H152ZM174 138V139H173ZM235 138V139H234ZM241 138H243V141H242V139ZM51 139H52V143H51ZM64 139H63V142H64ZM73 139V140H72ZM123 140L121 143H120V141L121 140ZM144 139H146V140H144ZM152 141H151V140ZM167 139V140H166ZM170 139V140H169ZM176 139H178V140H176ZM189 139H192V141H194V144L195 145H193V143H192V145H191V142L192 141H190ZM111 140H113V141H111ZM118 140H120V141H118ZM129 140V141H128ZM163 140V141H162ZM169 140V142H167ZM78 141V142H77ZM80 141H82L83 142V145L84 146H86V148L84 147V146H81L82 148H83V151H82V148H80V145L78 144V143H80ZM116 141V142H115ZM133 141H135V142H133ZM141 141V142H140ZM146 141V142H145ZM177 141V142H176ZM183 141V142H182ZM245 141V142H244ZM247 141L249 142V143H247ZM52 144H50V143ZM54 142V143H53ZM63 144V146L61 145V143ZM74 142V143H73ZM101 142V143H100ZM105 142V143H104ZM119 142V143H118ZM142 142H143V144H142ZM171 142V143H170ZM179 142V143H178ZM181 142H182V144H181ZM131 143V144H130ZM134 143V144H133ZM142 144V145H137V147H136V145L135 144ZM168 143V144H167ZM169 143H170V145H169ZM188 143H190V144H188ZM10 144V145H9ZM94 144H95V146H94ZM105 144H106V146H105ZM164 144V145H163ZM168 145V146H166V145ZM173 144V145H172ZM175 144H176V146H177V148L175 147ZM216 144V145H215ZM219 144V145H218ZM250 144V145H249ZM55 145V146H54ZM60 145V146H59ZM78 145V148L77 147H75L74 148V146H77ZM102 147H101V146ZM131 145V146H130ZM133 145H135V146H133ZM153 145V146H152ZM164 147H163V146ZM171 145H172V147H171ZM182 145H184V147L182 148ZM246 147H245V146ZM247 145H249L248 147H247ZM10 148H9V147ZM54 146V147H53ZM58 146V147H57ZM66 146V148H65V151L66 152H68L70 155V157H71V155H72V153H73V155L75 156V159L73 160L72 158L74 157L73 155H72V158H70L71 160H72V163H73V161H75V160H77L78 159V162H79V166H78V163L75 161L74 162V164H76L77 163V165H75V168L77 167V171L76 170H74V172L73 173H71L70 175V177H67V180H68V186H66V187H71V190H70V187H69V189H67L66 187L65 188H60V185H59V183H58V181H59V179L61 178H63V177H61V174H60V171L57 169L56 170V168H57V165H58V163H57V154L55 155V151H54V149H56V147L57 148H60V147H65ZM72 146V147H71ZM110 146V147H109ZM132 146H133V149H135L136 148V150H132ZM141 146V147H140ZM174 146V147H173ZM186 146V147H185ZM191 146V147H190ZM194 146V147H193ZM14 147V148H13ZM68 147V148H67ZM93 147L96 149H93ZM107 148V149H105V148ZM111 147H113V149L115 148V149H117L116 151H119V152H116L115 150H113ZM141 149H140V148ZM153 147V148H152ZM164 149H163V148ZM166 147H168L169 148V150L168 151H170V152H167L166 150H165V148ZM11 148H13L12 150H11ZM52 148H53V150H52ZM70 148V149H69ZM89 148H91V150L88 149ZM101 148V149H100ZM137 148L138 149H140V150H137ZM167 148V149H168ZM171 148V149H170ZM176 148V149H175ZM182 150H181V149ZM245 150H244V149ZM6 149V150H5ZM7 149H9V150H7ZM16 149H17V152H21L22 153V155H23V157H25L26 159H28V160H26L25 158H21V159H19V160H25V161H29V162H26V163H23L22 161H20L19 162V160L17 159H14V157H13V155H15L16 154ZM73 149H74V151H73ZM84 149H86V150H84ZM102 149H105L106 150V152L104 153V151L105 150H103V151H101ZM112 149V153H111V150ZM185 149V150H184ZM249 149V150H248ZM70 150V151H69ZM77 150V151H76ZM95 150V151H94ZM108 150H109V152L110 153H107L108 152ZM131 150V151H130ZM142 150V151H141ZM163 150H165V151H163ZM171 150H172V152H171ZM175 150H176V152H175ZM61 151V150H60ZM76 151V152H75ZM85 151V152H84ZM97 151V152H96ZM116 152V153H114V152ZM122 151H124V152H122ZM128 151V152H127ZM135 151V152H134ZM154 151V150H153ZM173 151H174V156H171L172 155V153H173ZM181 151V152H180ZM247 151V152H246ZM49 152V153H48ZM52 152H54V153H52ZM81 152V153H80ZM83 152V153H82ZM89 152H90V154H89ZM120 152H122V153H120ZM133 152L134 153H136V154H133ZM143 152V153H142ZM162 152V153H161ZM165 152H167V154L168 153H171V154H169L168 155V157L166 156V159H163V158H165L164 156H165ZM192 152H194V154L195 155H193V153ZM10 153V154H9ZM13 153V154H12ZM15 153V154H14ZM68 153H66L67 155H68ZM86 153H87V155H86ZM94 153H95V155H94ZM98 153V154H97ZM107 153V154H106ZM118 153V154H117ZM130 153V154H129ZM163 153H164V155H163ZM176 153V154H175ZM188 153V154H187ZM6 154V155H5ZM10 156H8V155ZM51 154V155H50ZM65 154V155H66ZM84 154V155H83ZM100 154V155H99ZM104 154H106V158H105V155ZM112 154L114 155V154H116V155H114L115 157H111L110 158V156H112ZM132 154H133V156H132ZM160 154H162V157L163 158H160L159 156H160ZM196 154H197V156L199 157V160H198V162H196L197 160H195V162H194V157L193 156H196ZM4 155L6 156V159H5V157H4ZM12 155V156H11ZM63 155H64V153H63ZM84 156V158L85 157H87V158H85L86 159V161H87V159H88V161H91V163H93V164H90L88 161H87V163L89 164V166L87 165V163H86V161H84V158H83V156ZM93 155V156H92ZM104 155V156H103ZM120 155V156H119ZM126 155V156H125ZM143 155H141V157L143 156ZM7 156H8V158H7ZM56 156V157H55ZM99 156H101V157H99ZM122 156V157H121ZM135 156H137V157H135ZM145 156V155H144ZM171 156V157H170ZM12 157V158H11ZM49 157H51V158H49ZM55 157V161L56 162H53L54 160H53V158ZM67 157V156H66ZM98 159H97V158ZM108 157V158H107ZM130 157H131V159H130ZM150 157H152V159L150 158ZM158 157L160 158L159 160H162V163H161V165H160V162H159V164L158 165H156L155 164V159H153V158H156L157 159V161H159L158 160ZM209 157H213V162H214V164H215V166L217 167V170H215V168L212 166V164H211V162L207 159V158H209ZM3 158V159H2ZM45 158V159H44ZM94 158V159H93ZM109 158H110V161H109ZM126 158V159H125ZM148 158V159H147ZM170 158V159H169ZM172 158H173V160H172ZM176 158V159H175ZM177 158H179V159H177ZM185 158V159H184ZM192 158H193V160H192ZM8 159V163L9 162H11V164L9 163H7V160ZM10 159V160H9ZM48 159V161H46ZM102 159V160H101ZM105 159V160H104ZM108 159V160H107ZM135 159L137 160L138 159V161H135ZM149 159H150V161H149ZM169 159V160H168ZM176 161H175V160ZM12 160V161H11ZM51 160H53V161H51ZM59 160V159H58ZM83 160V161H82ZM94 160V161H93ZM97 160V161H96ZM99 160V161H98ZM143 160H141V161H143ZM148 160V161H147ZM152 160H154L153 162L154 163H152ZM168 161V162H164V161ZM6 161V162H5ZM43 161V162H42ZM47 162V164H46V162ZM109 161V162H108ZM113 161H115L114 163H112ZM122 161V162H121ZM134 161V162H133ZM170 161H172V162H176V163H171V165H166V164H169L170 163ZM179 161H181V162H179ZM187 161V163L189 164V166H188V164L187 163H185V162ZM13 162V163H12ZM45 162V163H44ZM50 162V163H49ZM59 163H60V160L58 161ZM99 162V163H98ZM108 162V163H107ZM140 162V163H139ZM148 162V163H147ZM183 162V163H182ZM16 163V164H15ZM20 163V164H19ZM40 163H43L42 165H45V166H42V165H39ZM51 163H53L52 164V166H51ZM54 163H55V165H54ZM56 163H57V165H56ZM104 163H105V165L106 164H108L109 166H108V168L106 169H104V167L101 169V167L102 166H105L104 165ZM134 163H138V164H142L140 167L138 166V164L135 166L134 165ZM151 163V164H150ZM158 163V162H157ZM181 163V164H180ZM192 163H197V164H194V166L195 167H193V171H192V175L194 176H191L190 178H189V172H188V178L187 177H184L185 175H184V173L186 174V172L184 171L185 170V167H186V169H188V168H190L191 166H192ZM23 164H25V165H23ZM28 164V165H27ZM36 164H37V166H36ZM50 164V165H49ZM97 164V165H96ZM150 164V165H149ZM152 164H153V166H152ZM175 164H176V166H175ZM185 164V165H184ZM187 164V165H186ZM92 165V166H91ZM97 168V173L93 170L94 169V166ZM99 165V166H98ZM102 165V166H101ZM114 168V169H112V167ZM145 165H147V168H146V166ZM162 166L163 165V171L165 170V169H167L168 171H164V173L162 174V170H161V168H156V167H154V166H158V167H160V166ZM165 165H166V168H164L165 167ZM178 165V166H177ZM184 167V170H182L183 169V167ZM7 167V168H5V167ZM46 166H48V169L47 168H45ZM50 166V167H49ZM55 166V167H54ZM59 166V165H58ZM82 168H81V167ZM91 166V167H90ZM117 166V167H116ZM121 166H125L124 168H126V169H123ZM144 166H145V168H144ZM149 166V167H148ZM167 166H168V168H167ZM173 168V170L175 171V169L177 170V172L176 173H174V171L172 170V168ZM173 166H175V167H173ZM3 169H2V168ZM9 167V168H8ZM34 167V168H33ZM37 167L39 168V170L37 169ZM42 167H43V169H42ZM53 167V168H52ZM87 167H90V168H87ZM93 167V168H92ZM145 169H143V168ZM180 167H181V169H180ZM37 170H36V169ZM44 168H45V170H44ZM50 168V169H49ZM74 168V169H75ZM78 168L80 169L79 170V172H78ZM95 168V169H96ZM117 168V170H115ZM134 168H136V169H134ZM138 168V169H137ZM140 168H142L143 170H141ZM152 170H155L154 172H153V170H152V172L153 173H155V174H152V172L150 171V169ZM171 168V169H170ZM178 168V169H177ZM2 169V170H1ZM12 169V168H11ZM10 169V170H11ZM30 169H32V170H30ZM34 169V170H33ZM53 169H55V170H53ZM87 169H89L88 171H87ZM99 169H100V171H99ZM105 171H104V170ZM121 169V170H120ZM147 169V170H146ZM169 169H170V171H172V174L174 175V174H176L177 176H178V174H179V176H178V178H177V176H173V177H175V179L176 180H174V181H180V183H179V185L180 184H183V185H180L179 186V190H180V188H181V190L183 191H185V192H183L184 193V195L183 194H180V193H182V192H180L178 189H175V188H178V186L176 187L175 186V188L173 187V186H170V185H175L176 184V182L174 183V181H173V183L171 182V175H169L171 172L169 171ZM7 170V171H6ZM49 172H48V171ZM53 170V171H52ZM107 170V171H106ZM111 172H110V171ZM124 170H128V172H126V173H124ZM129 170H131V171H133V173L130 171V174H129ZM134 170H136L137 172H138V174H137V172H135ZM159 170V171H158ZM161 170V171H160ZM179 170V171H178ZM10 173H9V172ZM36 171V172H35ZM38 171V172H37ZM41 171V172H40ZM46 171V172H45ZM51 171V172H50ZM76 171V172H75ZM80 171H81V173H80ZM82 171H84V172H82ZM90 171L92 172L91 173V175L90 174H88V172L90 173ZM118 171V172H117ZM143 171V172H142ZM147 171V172H146ZM187 171V170H186ZM216 171H218V172H216ZM40 172V173H39ZM71 172V171H70ZM87 172V173H86ZM96 174H98V176L95 178V173ZM113 172V173H112ZM122 172V173H121ZM140 172H141V174H142V176H141V174H140ZM145 172V173H144ZM160 172V173H159ZM167 172V174H168V177H169V179L168 178H166V177H164V176H167V174H165ZM184 172V173H183ZM6 175H5V174ZM37 173V174H36ZM43 173V174H42ZM51 174V176L53 177V180H54V182H53V180H52V177H50V175L49 174ZM58 173L60 174V175H58ZM75 173H77V178H76V174ZM78 173L79 174H86L85 176L89 179V180H86V179H83V180H85V181H83L82 180V178H85V177H83V175H82V178H80L79 177V175H78ZM104 173H105V175H104ZM119 173V174H118ZM124 173V174H123ZM134 173H135V175L136 176H134ZM143 173H144V175H143ZM158 173V174H157ZM38 174H40V179H38L39 178V175ZM44 174H45V176H44ZM47 174V175H46ZM75 174V175H74ZM94 174V175H93ZM100 174V175H99ZM107 174V175H106ZM116 174V175H115ZM129 175V177H130V179H131V182L128 180V178H127V176L126 175ZM148 174V175H147ZM161 174V175H160ZM165 174V175H164ZM182 174H183V176H182ZM2 175H3V177H2ZM4 175L5 176H7V177H5V179H4ZM36 175V176H35ZM41 175H43V176H41ZM54 175V176H53ZM73 175L75 176V178L76 179H78V180H76L74 177H73ZM88 175V176H87ZM89 175L92 177V178H95V179H93V180H95V182H98V183H95L96 185H93V186H91L92 188H93V190H94V188H96L97 190L99 189V188H101V189H99L98 190V192H97V190H96V194H97V196L95 195V192H92L93 190L92 189H90L89 187L90 186H88V184H91V183H93V181L91 180V178L89 177ZM104 175V176H103ZM118 175V176H117ZM131 175H133V176H131ZM153 175H155V176H153ZM159 175V176H158ZM163 175V176H162ZM11 176V177H10ZM94 176V177H93ZM122 178H121V177ZM125 178H124V177ZM138 176V178H139V176H140V181L138 182V180L135 178V177H137ZM148 176V177H147ZM158 176V177H157ZM161 176V177H160ZM198 176V177H197ZM19 178V180L17 179H12V178ZM34 177H36V179L34 178ZM50 177V178H49ZM59 177V178H58ZM72 177L74 178V179H72ZM133 179H132V178ZM173 177H172V179H173ZM183 179H182V178ZM193 177V178H192ZM47 178V179H46ZM124 178V179H123ZM146 178V179H145ZM151 178H153V179H151ZM157 178H160V179H162V178H164V179H162L161 181L162 182H159V180L160 179H157ZM181 178V179H180ZM196 178H197V181H196ZM43 179V180H42ZM52 181H51V180ZM58 179V180H57ZM61 179H60V181H61ZM64 179V178H63ZM71 179V180H70ZM122 180V181H119V180ZM143 179H144V181H143ZM157 179V180H156ZM177 179H179V180H177ZM184 179H185V181H186V179L187 180H189V181H184ZM191 179V180H190ZM195 179V181L197 182V184H199V185H195L196 184V182L194 183V180ZM253 179H256V178H253ZM8 180H10L9 182H11V183H8ZM40 180V181H39ZM42 180V181H41ZM47 182H45V181ZM55 180H57V181H55ZM66 180V179H65ZM76 181V183L77 182H79V181H81L80 183L82 184V183H86L85 184V186H87V187H85V188H87V190L86 189H83V187H82V185H79L80 183H75V181ZM108 180V181H107ZM128 180V181H127ZM134 180V181H133ZM135 180H136V184H137V182L139 183L138 185H140V183L141 184H143V185H141L140 187L139 186H137L136 187V185H135ZM149 180V181H148ZM163 180H164V182H167L168 180L170 181V183H169V181L167 182V183H169V185L167 186V184L166 183H164L163 182ZM166 180V181H165ZM7 181V182H6ZM19 181V182H18ZM70 181V182H69ZM71 181H72V184H70L71 183ZM92 181V182H91ZM100 181V182H99ZM106 181L108 182V183H106ZM113 181V182H112ZM119 181V182H118ZM124 181H127V182H130V184L128 183H126V182H124ZM148 181V182H147ZM39 182H40V184H39ZM53 184H52V183ZM57 182V183H56ZM110 182V183H109ZM134 182V184H132L131 185V183H133ZM151 182H153L154 184H156V185H154L153 183H151ZM178 182H177V184H178ZM181 182H183V183H181ZM192 182V183H191ZM201 184H200V183ZM8 183V184H7ZM44 183H46V184H44ZM105 183V184H104ZM146 183H149V184H151V185H149V184H146ZM163 183V184H162ZM172 183V184H171ZM185 183V184H184ZM191 183V184H190ZM51 184V186H49ZM55 184V185H54ZM58 184V185H57ZM144 184H145V186H144ZM165 184V185H164ZM190 184V185H189ZM9 185V186H8ZM39 185V186H38ZM44 185V186H43ZM45 185H46V187H45ZM81 186L80 188H79V190H81V192H79V191H77L78 190V188L76 189V186ZM100 185V186H99ZM121 187H120V186ZM122 185H124V186H126V187H133V185H135V187H134V189L131 187V190H129L128 188L126 189L124 186H122ZM130 185V186H129ZM146 185H149V186H151L150 187V190L148 189V191L151 193V192H153V193H151V195H152V197H156V202H158L157 204H158V206H155V207H157V209L158 210H155L156 208H154V207H152V209H151V207L149 206L150 204H148L149 202V200H150V193L149 192H146L147 191V188L149 187V186H147V188L145 189L144 187H146ZM159 185V186H158ZM184 185H186L185 186V188H184ZM187 185H188V187H187ZM196 187H198V186H202V187H206L205 189H206V193H207V195H208V197H209V199H210V201H209V203H207V202H205L204 200H203V198L202 197H204V195H202V193L200 192V189H201V187H198V188H196ZM246 185V186H245ZM43 186V187H42ZM48 186V187H47ZM59 186V187H58ZM113 186V187H112ZM143 186V187H142ZM158 186V187H157ZM166 186L170 189V190H166ZM182 186V187H181ZM8 187H9V189H8ZM108 187H109V189H108ZM118 187H120V188H118ZM123 187V188H122ZM142 187V188H141ZM161 187V188H160ZM171 187H172V189H171ZM186 187H187V189H188V192L190 193V194H188V192H186ZM190 187V188H189ZM191 187H192V189H191ZM3 188V189H2ZM39 188V189H38ZM43 188V189H42ZM48 188V189H47ZM89 188V189H88ZM125 188V189H124ZM136 188H138L139 189V191H141L140 190V188L141 189H143V196H140V197H143L142 198V205H144V204H147V205H145V206H148V207H144V206H141V205H137V207L136 206H134V205H136V201H134V200H132L135 204H131L132 205V209L134 208V207H136V208H134L139 214H143L145 211H143V208H144V210H146V208H149V210L151 209V211H149V210H147V211H149V212H151V216L153 217V218H151V220H149V222L146 220V219H142V220H144V222L141 220L140 221V219H135V218H129V219H125L124 217H123V220H122V213L120 214L119 213V211L118 210H121L122 208V211L125 209H131L130 208V206L131 205H129V203H128V196L125 194V193H128L129 194V192L131 193V192H135L136 190H137V194H138V196L139 195H141V192H139L138 193V189H136ZM157 188V189H156ZM160 188V189H159ZM173 188L176 190V193H174V194H176L175 196L177 197H175V196H173L174 194L172 193V191H173ZM194 188V189H193ZM195 188L197 189L196 191H195ZM45 189H47L48 190V193H47V196L46 197H44V190ZM49 189H50V191H49ZM52 189V190H51ZM123 189H124V191L125 190H127V191H123ZM136 189V190H135ZM144 189H145V191H144ZM153 189H155V190H153ZM159 189V190H158ZM162 189H164L163 191L164 192H162ZM186 189V190H185ZM189 189H191L190 191H189ZM38 190H42V191H39V194L40 195H38ZM59 190V191H58ZM60 190H64L65 191V193H63V194H65V197H64V195L60 192ZM67 190H69L68 191V193L66 192ZM75 190V191H74ZM85 190H86V192H85ZM88 190H92V191H90L91 193H88L87 191ZM105 192H104V191ZM113 190V191H112ZM134 190V191H133ZM59 192V194H58V192ZM76 191H77V193H76ZM122 191V192H121ZM129 191V192H128ZM157 191V192H156ZM159 191H160V193H159ZM167 191H169V192H167ZM5 192L7 193V194H5ZM44 192V193H43ZM57 192V193H56ZM117 192V193H116ZM174 192V191H173ZM177 192H179L178 194H177ZM193 192V193H192ZM197 192V193H196ZM22 193V192H21ZM43 193V194H42ZM51 193V194H50ZM53 193H54V195H53ZM79 195V196H76V197H73L74 195ZM82 194L81 196H80V194ZM84 193H86V194H84ZM88 193V194H87ZM94 193V194H93ZM119 193V194H118ZM122 193H124V194H122ZM147 193H149V196L150 197H148V199L146 198V199H144V197H147L148 196V194ZM157 193V194H156ZM165 195H164V194ZM185 193H187V194H185ZM201 193V194H200ZM256 194L258 193L257 192V190H256V192H255ZM51 196H50V195ZM63 195L62 197L60 196V199H59V202L57 201V203H59L60 204V209H58L59 207H58V205L59 204H57V205H55L54 204V202L56 203V201H54L59 195ZM68 194H69V200H71V197H70V195L72 196V200L75 202V201H77L76 203H74L73 201H71V203H70V201H69V204H72L71 206L69 205V204H67V205H69V207L66 205V201H67V199H66V201H65V198H66V195H67V197H68ZM91 194V197L89 196V197H87V199H85L83 196H85L86 197V195H90ZM105 194V195H104ZM118 194V195H117ZM136 194V195H137ZM162 194V195H161ZM167 194H168V196H167ZM196 196H195V195ZM21 195H23V196H21ZM54 197H53V196ZM98 195H100L99 197L100 198H98ZM109 195H111V196H109ZM117 195V196H116ZM124 195V198L122 197ZM127 197H126V196ZM145 195V196H144ZM160 195V196H159ZM172 197H170V196ZM178 195L181 197H178ZM183 197H182V196ZM185 195H186V197H185ZM189 195V196H188ZM201 195V196H200ZM36 196V197H35ZM40 196H42L41 198H39ZM50 196V197H49ZM57 196V197H56ZM96 196V197H95ZM166 196H167V198L168 197H170V198H168L169 200H171L170 202H172L173 203V205H172V203H171V205L170 206H175V209L177 208V207H179L178 209H176L175 211H174V207H171V210H170V208H169V206L167 205V204H170V202H168V199L166 198ZM191 196H192V199H191ZM22 197V198H21ZM25 197V198H24ZM27 197V198H26ZM93 197H95V198H93ZM101 197H103L102 199H101ZM173 197L175 198L174 199V201H175V203L173 202ZM184 197L186 198L185 199V201L183 200L184 199ZM188 197H189V199H188ZM37 198V199H36ZM39 198V199H38ZM44 198H46L45 200H44ZM49 198H51V200L49 201ZM59 198V197H58ZM62 198V199H61ZM90 198H92L91 199V201L92 202H94L93 204H92V202L91 201H89L90 200ZM98 198V199H97ZM117 200H116V199ZM125 200L124 201V203L122 202L123 201V199ZM159 198V199H158ZM163 198V199H162ZM167 199V201L166 202H168L167 204H164L165 202L163 201L164 199ZM179 198L181 199V201H179L180 202V204L178 203V201L177 200H179ZM183 198V199H182ZM199 198V199H198ZM202 198V199H201ZM40 199H41V201H40ZM64 199V201H62L61 202V200H63ZM83 199V200H82ZM93 199H95L94 201H93ZM100 199V201H98ZM119 199H120V201H119ZM127 199V200H126ZM132 199V198H131ZM143 199L145 200V202L143 201ZM38 200H39V203H37L38 202ZM43 200H44V202H43ZM53 200V201H52ZM85 200H87L88 201V203H87V201H85ZM106 200V201H105ZM136 200V199H135ZM148 200V201H147ZM198 200V201H197ZM201 200V201H200ZM204 202H203V201ZM18 201V202H17ZM37 201V202H36ZM51 202V203H49V202ZM127 201V202H126ZM161 201V202H160ZM192 201H194L193 203L190 202ZM197 203H196V202ZM42 202V203H41ZM46 202H48V204H50L49 206L48 205H46ZM61 202V203H60ZM81 202H82V204H81ZM89 202L91 203V206H92V208H93V210H91L90 208H91V206H90V204H89ZM98 202V203H97ZM101 203V205H100V203ZM107 202V203H106ZM116 204H115V203ZM130 202V201H129ZM144 202V203H143ZM148 202V203H147ZM164 202V203H163ZM181 202H184V204L183 203H181ZM15 202H14V204H16ZM41 203V204H40ZM65 203V206L64 205H61V204H64ZM122 203H123V205H122ZM160 203V204H159ZM189 203L190 204H192L193 206H191L192 208H194V210L192 209V208H190V206H189ZM195 203V204H194ZM201 205H200V204ZM206 203V204H205ZM212 203V204H211ZM35 204V205H36ZM40 206H39V205ZM53 204H54V208H52V206H53ZM89 204V205H88ZM115 204V205H114ZM117 204H119V205H117ZM162 204H163V206H162ZM182 204L184 205V206H182ZM187 204V205H186ZM198 204V205H197ZM204 204V205H203ZM210 204H211V206H210ZM76 205H78V207L76 206ZM80 205V206H79ZM82 205V206H81ZM98 206V208H97V206ZM111 205V206H110ZM166 205H167V207H166ZM178 205V206H177ZM181 205V206H180ZM199 205H200V207H199ZM206 205H208V206H206ZM39 206V207H38ZM67 206V207H66ZM85 206H86V209H85ZM88 206H90L89 208H87ZM134 206V207H133ZM139 206H141L140 208H139ZM152 206H154V205H152ZM165 206V207H164ZM177 206V207H176ZM186 206V207H185ZM202 206V207H201ZM210 206V207H209ZM217 206V207H216ZM42 207H44V209L42 208ZM75 207V210L77 211V213L76 214H68L69 212H73L74 211V213L76 212L73 208ZM76 207H77V209H76ZM80 207H82V208H80ZM101 207V208H100ZM103 207V208H102ZM159 207V208H158ZM182 207H184V208H182ZM22 208H24V209H22ZM56 208V209H55ZM62 208V209H61ZM65 208H69V210L68 209H65ZM71 208L73 209L72 211H71ZM109 208V209H108ZM165 210H163V209ZM197 209V211H196V209ZM199 208V209H198ZM201 208H203V209H201ZM215 208V209H214ZM216 208H217V210H216ZM18 211H17V210ZM81 209H84V210H81ZM99 209V210H98ZM133 209V210H134ZM140 209H142V210H140ZM166 209H168V210H166ZM181 209H183V211H181ZM186 209H189V211H191V210H193L192 211V213H193V216H194V214H196V215H200V216H198V220H199V217H200V222L203 224V226L205 225V226H207V227H205V229H204V227L201 229L199 226V230L201 229V235L204 237H200L199 239L201 240H199L196 236L198 235H195L196 233L194 232L196 229H194L193 227H191V229H193V231H191V229H189L188 230V228H190L189 226H193L192 224V220L191 219H193V216H192V214H191V216H192V218L191 217H189L190 216V213L191 212H189L188 210L187 211H185ZM214 209V210H213ZM54 210H56V211H58L57 213H56V211H54ZM66 210V211H65ZM103 210V211H102ZM105 210V211H104ZM153 210H155V211H153ZM162 210V211H161ZM171 212H170V211ZM181 212H180V211ZM211 210H212V213H211ZM22 211V212H21ZM24 211V212H23ZM31 211H33L32 213H31ZM43 211V212H44ZM49 211V210H48ZM52 211V212H51ZM53 211H54V214H53ZM60 211H64L63 213L62 212H60ZM99 211V212H98ZM101 211H102V213H101ZM122 211H120V212H122ZM146 211V212H147ZM167 211V212H166ZM195 211V212H194ZM203 213H202V212ZM217 211V212H216ZM219 211V212H218ZM10 212V213H11ZM29 212V213H28ZM35 212V213H34ZM68 212V213H67ZM117 212H118V214H117ZM145 212V213H146ZM156 212V213H155ZM173 212V213H172ZM175 212H176V214H175ZM179 212H180V214H179ZM186 212H188V215L187 216H185L187 213ZM198 214H197V213ZM207 212V213H206ZM24 213H25V215H24ZM58 213H59V217L57 216L56 217V215H58ZM67 213V214H66ZM112 213V214H111ZM117 215H116V214ZM158 213H159V217H158ZM166 213H168L167 215H165ZM184 213V214H183ZM186 213V214H185ZM202 213V214H201ZM215 213V214H214ZM20 214H21V216L23 217V218H25V221H26V223H25V226H23L24 228H21V230L24 232V234H23V232H21V230H20V228H19V226H18V220L17 219H19L18 217L20 216ZM27 214H28V217H27ZM30 214H31V216L32 217H30ZM35 214H37V216L35 215ZM91 214V215H90ZM106 214V215H105ZM108 214V215H107ZM109 214H111V216L109 215ZM153 214H154V216H153ZM155 214L157 215V216H155ZM170 214V215H169ZM173 214V215H172ZM34 215V216H33ZM61 215V216H60ZM69 215V216H68ZM90 215V216H89ZM94 215V217H97L98 215H101V216H98L97 218H99V217H101V218H99L100 220H101V222H100V220H98L97 218H94V217H92ZM95 215H97V216H95ZM120 215H121V217H120ZM184 217V218H186V217H188L187 219H184L182 216ZM201 215H202V217H201ZM210 215V216H209ZM217 215V216H216ZM20 216V217H21ZM82 216V217H81ZM106 216V218H104ZM113 216L115 217V219L113 218ZM169 216V217H168ZM175 216V217H174ZM13 217H15V218H13ZM36 217H38V219L36 218ZM117 217V218H116ZM155 217H158V218H156V219H158V220H156L155 219ZM166 217V218H165ZM168 217V218H167ZM170 217H172V220H171V218ZM178 217H179V220H178ZM181 217V218H180ZM207 217V218H206ZM214 217V218H213ZM36 218V219H35ZM59 219V224L57 225V223L55 224V222L54 221H56V220H54V219ZM90 218H92V219H90ZM162 218H164V219H162ZM175 220H174V219ZM177 218V219H176ZM191 218V219H190ZM10 219H13L12 220V222H10ZM28 219V220H27ZM98 220V222L97 223H99V224H97L95 221H93V220ZM152 219H153V222L155 223V221H156V225L157 226H155V224L152 222ZM161 219V220H160ZM170 219V220H169ZM183 221V223H182V221ZM207 219V220H206ZM31 220V221H30ZM35 220H38V224H37V221H35ZM73 220H74V222H73ZM103 220V221H102ZM109 220V221H108ZM118 221V220H120L121 222L123 221L124 222V224H123V222L120 224L119 222L120 221H118V222H114L113 223V221ZM125 220H127V221H125ZM136 220V221H135ZM178 220V221H177ZM187 220L188 221H192L191 223V225L189 224V226H188V224L187 223H190V222H187ZM212 220V221H211ZM33 221H34V223H36L37 225H35L34 223H33ZM50 221H53V222H50ZM61 221V222H60ZM68 221H70V223H72L71 225H70V223L68 222ZM72 221V222H71ZM91 221H93V222H91ZM109 223H108V222ZM129 221V225L128 224H125V223H127ZM132 221H134V222H136V223H134V222H132ZM158 221H164L163 223L164 224H162V222H161V225H160V223L158 222ZM168 221V222H167ZM169 221H170V223H169ZM176 221H177V223H176ZM179 221H181V222H179ZM186 221V222H185ZM75 222H77L78 224H80V225H78L77 223H75ZM86 222H88V223H86ZM89 222H91V223H89ZM149 224H148V223ZM158 222V223H157ZM28 223V224H27ZM132 223H134V224H132ZM138 223V224H137ZM142 223H144L145 224V226H144V224H142ZM168 223V224H167ZM171 223L173 224L174 223V225H172L171 227H170V225H171ZM180 223V224H179ZM216 223V224H215ZM61 224V225H60ZM87 224H89V225H87ZM94 224V225H93ZM95 224H96V226H95ZM114 224V225H113ZM119 224V225H118ZM151 224V225H150ZM201 224V225H202ZM32 225V226H31ZM67 225V226H66ZM78 225V226H77ZM93 225V226H92ZM121 225V226H120ZM122 225H123V227H122ZM125 225H127V226H125ZM133 225V226H132ZM136 227H138V228H135V226ZM158 225H160L159 227H158ZM163 225V226H162ZM166 226V228H165V226ZM177 225V226H176ZM180 225H182V226H180ZM184 225H186V227L184 226ZM58 226V227H57ZM71 226H75L74 228H75V230H74V228L72 227L71 228ZM88 226H89V229H88ZM101 226V227H100ZM130 226V227H129ZM148 226H149V228H148ZM153 226V227H152ZM174 226V227H173ZM26 227V228H25ZM56 227V228H55ZM59 227H61V228H59ZM64 227V228H63ZM77 227H80L79 229H77ZM92 227H94L93 229H92ZM97 227V228H96ZM108 227V228H107ZM115 227H118V228H116V229H118V230H120L118 233L115 231ZM120 227V228H119ZM143 227H145V228H143ZM154 227H156L155 229H156V231H158V230H160V231H158L157 233H156V231H155V229H154ZM160 227H163V228H160ZM168 227V228H167ZM176 227V228H175ZM178 227H180V228H178ZM188 227V228H187ZM16 228H18L17 230H16ZM55 228V229H54ZM84 228V229H83ZM107 228V229H106ZM146 228H148V229H146ZM159 228V229H158ZM170 228V229H169ZM196 228V227H195ZM214 228V229H213ZM7 229L9 230V232L7 231ZM28 229V230H27ZM40 229V230H39ZM58 229V230H57ZM60 229V230H59ZM61 229H62V231H61ZM69 229V230H68ZM74 230L73 231V233L71 232V230ZM100 229V230H99ZM102 229V230H101ZM122 229H126V232L124 231V230H122ZM130 229V230H129ZM137 229H138V231H137ZM143 232H141L140 230ZM154 230V231H152V230ZM173 229H174V231H173ZM177 229V230H176ZM179 229H181V231L179 230ZM183 229V230H182ZM203 229L205 230V231H203ZM220 229H222V231H223V233H225L224 234V236L222 235V233H220ZM25 230V231H24ZM34 230V231H33ZM47 230V231H46ZM68 230V231H67ZM77 230H81V232L82 233H80V231H77ZM93 230V231H92ZM94 230H96V231H94ZM117 230V231H118ZM127 230H128V232H127ZM144 230V231H143ZM162 230V231H161ZM186 230H188V231H190V232H188V233H190V235L187 233V231ZM199 230H197L198 232H199ZM39 231V232H38ZM43 231L44 232V235H42L43 234V232L41 233V232ZM48 231H49V233H48ZM60 231V232H59ZM78 232L79 234H81V235H79V234H75L76 232ZM101 231V232H100ZM124 231V232H123ZM130 231V232H129ZM140 231V232H139ZM149 231H150V233H149ZM176 231H178V232H176ZM180 231V232H179ZM184 231V232H183ZM5 232H8V233H5ZM19 232V233H18ZM21 232V233H20ZM26 232V233H25ZM70 234H69V233ZM100 232V233H99ZM104 232V233H103ZM123 232V233H122ZM139 232V233H138ZM155 234H154V233ZM173 232L175 233V235H173ZM192 232V233H191ZM193 232H194V234H193ZM17 233V234H16ZM103 233V234H102ZM108 235H107V234ZM120 233V234H119ZM130 233V234H129ZM144 233H146V234H144ZM181 233V234H180ZM183 233V234H182ZM187 234V235H184V234ZM203 233H204V235H203ZM10 234L11 235H14L13 237H11L10 239H12V240H10L9 239V237H10ZM19 234V235H18ZM22 234V235H21ZM38 234H41V236L40 235H38ZM76 237V238H78V236H79V239H77V241H76V238L73 236V235ZM126 234V235H125ZM144 236H142V235ZM150 234H152V235H154L153 237H151V235ZM161 234V235H160ZM177 234V235H176ZM200 234V233H199ZM206 234V235H205ZM222 236V237H220V235ZM34 235V236H33ZM86 235V236H85ZM120 235V236H119ZM123 235V236H122ZM140 235H141V237H140ZM172 235V236H171ZM181 235V236H180ZM194 235H195V237H194ZM2 236V235H1ZM39 236V237H38ZM45 236V237H44ZM72 236V237H71ZM83 236V237H82ZM105 236V237H104ZM119 236V237H118ZM129 236V237H128ZM156 236H158V237H156ZM199 236V235H198ZM227 236V237H226ZM7 237V238H6ZM21 237H23V238H21ZM81 237H82V239H81ZM96 237V238H95ZM111 237V238H110ZM150 237V238H149ZM178 237V238H177ZM182 237V238H181ZM193 238V240H192V238ZM209 237V238H208ZM217 237V238H216ZM219 237V238H218ZM224 237V238H223ZM1 238V237H0ZM20 238V239H19ZM83 238H84V240L85 241H83ZM105 238V239H104ZM115 238V239H114ZM119 238V240H117ZM126 238H128L127 240H126V242H131V244L129 245V247H131V248H129L130 250L132 249V255L130 254V253H128V252H131L129 249H127V254H125V253H123V252H121V253H119L120 251V249L122 248V247H120L124 242H125V239ZM131 238V239H130ZM149 238V239H148ZM151 238H153L152 240H150ZM156 238H157V240H156ZM167 238V239H166ZM172 239L171 241L169 240V239ZM173 238H175V239H173ZM187 238H188V240H187ZM191 240H190V239ZM202 238L204 239V241L202 240ZM205 238H208L207 240L205 239ZM223 238V239H222ZM15 239V241H13ZM17 239V240H16ZM19 239V240H18ZM48 239V240H47ZM72 239V240H71ZM124 241H123V240ZM129 239H130V241H129ZM146 239H148V240H146ZM162 239V238H161ZM194 239H198V241L196 242ZM212 239V240H211ZM227 239V240H226ZM3 240L5 241V242H3ZM9 240V241H8ZM22 240V241H21ZM30 240V241H29ZM78 240H80V241H78ZM156 240V241H155ZM166 240H169L170 241V244L168 243L169 241H166ZM174 240V241H173ZM176 240H178V241H176ZM185 240H187V241H185ZM214 240V241H213ZM224 240V241H223ZM248 240V241H247ZM8 241V242H7ZM75 241V243L76 244H74L73 242ZM82 241L84 242V244L82 243ZM91 241H94V242H92L91 243ZM119 241V242H121V243H117V242ZM134 241V242H133ZM142 241V242H141ZM149 241H150V243L153 241V243H151L152 244V246H150V250H147V249H145V251H144V248H143V253H141V251L140 250H142V249H140V246H141V248L143 247V245H144V247H146L147 246V243H149ZM155 241V242H154ZM176 241V242H175ZM180 241V242H179ZM183 241V242H182ZM199 241H200V244H199ZM205 241H207V242H205ZM209 241V242H208ZM221 241V242H220ZM222 241H223V243H222ZM262 241V242H261ZM18 244H17V243ZM77 242L79 243V244H77ZM89 242V243H88ZM100 242V243H99ZM110 242V243H109ZM143 242H146V246H145V244L143 243ZM162 242V241H161ZM194 242H195V244H194ZM205 242V243H204ZM226 242V243H225ZM228 242H230V243H228ZM5 243V244H4ZM15 243L17 244V245H15ZM73 243V244H72ZM86 243V244H85ZM112 243V244H111ZM135 243V244H134ZM140 243H142V244H140ZM183 243V244H182ZM185 243H187V244H185ZM191 243V244H190ZM209 243L210 244H212V245H209ZM96 244V245H95ZM119 244V245H118ZM136 244H138V245H136ZM166 244V247L168 246ZM214 244H216V246H215V249L213 248L214 246ZM219 244V245H218ZM223 244V245H222ZM231 244V245H230ZM238 244V245H237ZM7 246V247H3V246ZM72 245V246H71ZM79 245V246H78ZM81 245V246H80ZM95 245V246H94ZM111 245V246H110ZM131 245H133V246H131ZM135 245V246H134ZM150 245V244H149ZM155 245V246H154ZM179 245V246H178ZM191 247H190V246ZM201 245V246H200ZM222 245V246H221ZM225 245H226V247H225ZM234 245H236V246H234ZM242 245V246H241ZM11 246V247H10ZM76 246V247H75ZM84 246H86V248L84 247ZM139 248H138V247ZM154 246V247H153ZM168 246V247H169ZM182 246H184L183 248H182ZM195 246V247H194ZM197 246H199V247H203V248H200V250H199V247H197ZM221 246V247H220ZM232 246V247H231ZM244 246V247H243ZM73 247H75V249L73 248ZM80 249H79V248ZM84 247V248H83ZM167 247V248H168ZM195 249H194V248ZM197 247V248H196ZM207 247H209V248H207ZM217 247V248H216ZM222 249V248H225V249H220V248ZM251 247V248H250ZM255 247H257V248H255ZM5 250H4V249ZM8 248V249H7ZM17 248V249H16ZM118 248H119V250H118ZM138 248V249H137ZM159 247H156V249H158ZM187 248H188V250H187ZM241 248V249H240ZM246 248V249H245ZM252 248L254 249V250H252ZM79 249V250H78ZM89 250V252H88V250ZM135 249V250H134ZM156 249H154V251L156 250ZM186 249V250H185ZM198 249V250H197ZM204 249H207V251H205ZM209 249H211L210 251H208ZM214 249V250H213ZM218 249V250H217ZM235 249V250H234ZM257 249V250H256ZM262 249V251L261 252H259L260 250ZM8 250V251H7ZM35 250V251H34ZM73 250H74V253H73ZM76 250L77 251H79V252H81V253H78V252H76ZM86 250H87V254H86ZM108 250H110L109 251V253H108ZM117 250V251H116ZM129 250V251H128ZM135 252H134V251ZM137 250V251H136ZM192 250V251H191ZM196 250L198 251V252H196ZM226 250V251H225ZM244 250V251H243ZM259 250V251H258ZM10 251H11V253H10ZM17 251V252H16ZM28 251V252H27ZM83 251V252H82ZM106 251H107V253H106ZM122 251V250H121ZM140 252V254H139V252ZM156 251H158V250H156ZM211 251H212V253H211ZM239 251V252H238ZM249 251V252H248ZM254 251V252H253ZM256 251H258V252H256ZM96 253L97 254V256H99L100 255V257H97L96 256V254L94 255V253ZM113 252V253H112ZM135 254H134V253ZM137 252V253H136ZM151 252V251H150ZM195 252V253H194ZM200 252V253H199ZM204 252L206 253V254H204ZM214 252V253H213ZM231 254H230V253ZM234 252H236V253H234ZM241 252H242V256H241ZM19 253V254H18ZM89 253V254H88ZM123 253V254H122ZM146 253V254H145ZM187 253V254H186ZM190 255H189V254ZM192 253H193V257L195 258V259H193V257L191 256L192 255ZM238 253H240V254H238ZM254 253V254H253ZM255 253H257V254H255ZM8 254V255H7ZM12 254V255H11ZM17 254V255H16ZM81 254H83V255H81ZM86 256H85V255ZM116 254H117V256L119 257H117L116 256ZM138 254H139V257H138ZM143 254H145L144 255V257H143ZM202 254H204V256L202 255ZM210 254H212L211 255V257H210ZM223 254H224V256H223ZM227 254H228V256H227ZM245 254V255H244ZM10 255V256H9ZM78 255V256H77ZM88 255V256H87ZM109 255V257L108 258H105V257H107V256ZM121 255V256H120ZM129 255V256H128ZM133 255H135V256H133ZM142 255V256H141ZM180 255H182V256H180ZM206 255V256H205ZM208 255H209V257H208ZM225 255H226V257H228V258H226L225 257ZM251 255V256H250ZM12 256H14L13 258H12ZM20 256V257H19ZM82 256V257H81ZM124 256V257H123ZM126 256H128V257H126ZM145 256H147V257H145ZM180 256V257H179ZM198 256H200V257H202V258H200V259H198L199 261H201V262H199L198 260H197V258H198ZM223 256V257H222ZM244 256V257H243ZM250 256V257H249ZM254 256V257H253ZM8 258V259H5V258ZM12 259H11V258ZM83 257L85 258V259H83ZM179 257V258H178ZM181 257H184V258H182V260L180 259ZM187 257V258H186ZM207 259H206V258ZM231 257V260H229V258ZM241 257V258H240ZM10 258V259H9ZM98 258V259H97ZM105 258V259H104ZM130 258V259H129ZM132 258V259H131ZM144 258V259H143ZM160 258L158 259V258H154L155 260L157 259V260H160ZM173 258V259H172ZM177 258V259H176ZM204 258V259H203ZM222 258H224L223 260H222ZM235 260V261H233V259ZM236 258V259H235ZM239 258V259H238ZM243 258H244V260H243ZM253 260H252V259ZM16 259V260H15ZM100 259V260H99ZM136 259H138V260H136ZM141 259H143L142 261H141ZM153 258H151V260H152ZM179 259V260H178ZM184 259V260H183ZM190 259V260H189ZM239 261H238V260ZM241 259V260H240ZM249 259V260H248ZM254 259H258V260H256V261H258V262H256ZM261 259V258H260ZM9 260V261H8ZM12 260V261H11ZM98 260V261H97ZM105 260V261H104ZM130 260V261H129ZM170 260V261H171ZM178 260V261H177ZM192 260V261H191ZM194 260V261H193ZM227 260V261H226ZM250 260H252L251 262H250ZM114 261V262H113ZM141 261V262H140ZM226 261V262H225ZM238 261V262H237ZM254 261V262H253ZM5 262V263H4ZM8 262V263H7ZM132 262V263H131ZM137 262V263H136ZM144 262H142L143 264H144ZM159 261H158V263L157 264H161ZM182 262H184V263H182ZM189 262V263H188ZM197 262H199V263H197ZM243 262V263H242ZM253 262V263H252ZM141 263V264H142ZM180 263H178V264H180ZM119 264V263H118ZM150 264V263H149ZM164 264V263H163Z\"/></svg>",
  "mask_w": 264,
  "mask_h": 264
},
{
  "label": "bare ground",
  "instance_id": "6f19581e",
  "mask_svg": "<svg viewBox=\"0 0 264 264\" xmlns=\"http://www.w3.org/2000/svg\"><path fill=\"white\" fill-rule=\"evenodd\" d=\"M2 1L7 5V10L12 11V8H13V4H12V6H11L12 1H11V0H2ZM10 1H11V2H10ZM13 1H14V0H13ZM17 1H18V0H16V4H18ZM19 1H20V4H19L20 6H25V7H27V8H31L32 10H33V8L35 7V0H33L31 3H27L25 0H19ZM36 1H38V0H36ZM39 1H40V2H36V3H39L38 5L41 4L42 0H39ZM74 1H75L76 4H77V6H76L75 4H73V5H75L76 8L78 9V10H77V11H78V15H79V10H80V12H81V14H82V18H81L80 16H79V17L81 18L80 22L83 23V24H84V27H85V29H84L83 31L85 32L86 35L83 34L84 32H82L83 37H84V35H85V37L87 36L86 38H88L90 42H89V45H88V44H87L88 42H86L88 39L85 40V38H83V37H82L83 39H79V41H78V39H77L78 42H76V41H75V42L77 43V47H78V48L75 47L74 49H78V50H75V51H78V52H77V54L74 53V55H73V53H72L71 56H70V54H69V52H68V55H69V62L74 61V62L76 63L77 61H75V60H79V64H80V61H82L81 66H82V72H83L82 74H83V75H82L81 73H79V74H81V76L79 75V77H81V78H82V76H83V78L85 77V78H86V82L91 83V82H89V81H87V80L90 79V81H91V80H92V79H91V78H92L91 76H94V75H95V69H94V68H95V64H97V63H96V62H92L94 58H92L93 55L90 53V52H92V51H91V49H92L91 47L93 46V47L95 48V50H96V51H95V50H93V51H95V52L99 55V58L101 59L99 62L105 64L104 66H106V65L109 66L110 69H109V68H106V69H108L107 72L110 70V72H111L112 74H114V75H112V76L108 75V78H107V79H109V76H110V77H114V76H116V75H117V76H118V75H121V79H122V77H123V78L128 82V80H130V77L132 78L131 80H133V81H130V82H132L133 86H135V87H134V88H135L134 91L132 90V91L129 92V91H128L129 89L126 88L128 92H125V93H124V94H126V95H127L128 93H130L131 98L128 97V95H127V97H128L129 99H131V100L129 101V99H128V100H125V101L123 100V101H124V102L129 101L130 105L133 104L135 107L139 104V105H140V108H142V106H141L142 104H140V101H142V100H144V102H145L147 105H150V106H149V109L152 108L151 106H152L153 104H154V106H155V104H156V103H155L156 100H155V98H153V96H154V94L156 93V90H155V88H154L155 85H156V84H155L156 81L158 82L157 85L159 86V88H160V89L162 88V92H163V87H165V86H166V88L168 87V88H167V90H168L170 84L173 85V87L175 88V89H174V92H175V93L173 92V90H170V91H172V93H174V97H173V98H174V101H175V105H176V103H177V104H178V107H179V105L181 106V103H180V101H181V102H182V105H183V106H181V107H186L185 110H186V112H187L188 114H189V111H190V110L188 111V110H187V107L190 108V106H191L190 104H191V101H192V100H191V97H192V96H191L190 98H187V99H190V104H187V105H186V102H187L186 94L183 93V91L185 90L184 92L187 93L189 90H191V89L193 90V89H194V86H193V85H196L195 83L198 82V80L202 79V82L204 81V82L202 83L201 80H200L201 83L199 82L198 84H199V85H200V84H203V85L205 84L204 86H206V88L202 86V89H203V90H206V92L215 91L216 94H219V92H220V93H221V92H224L223 95H222V96H224L225 93L227 94V92H228L229 90H231L230 87H229L228 89L226 88L228 91H227V90L224 91V89H223V91H221L222 89L219 90V85L222 83V81H223V83H224V81L227 80V78H230L229 75L231 76V72H230L229 70L227 71V69L225 70V69L223 68V65L227 64L226 62H223V61H227V59H226V60H223V61L221 60V63L219 64L220 59H222L220 56H222V55H221V52H220V51H217V52H214V53H213V55H214L213 57H215V58H213V60H216V59H217V62L211 60V59H212V52H213V51L210 50L211 48H210L209 46H210V45H214V44L216 43V41L218 42V40H217V38H215V37L213 38V36H214V34H215L216 32L214 33V28H213V26H212V18H210V15H209V14L207 13V11L205 10V7H206V6H207L208 8H209V7H212L211 5L213 4V7L215 8V6H214L215 3H214V2H216L217 0H153L154 2L152 3L151 9H150V10H152V16L155 18V21H156V22H159L160 20H161V21L164 20V25H163V24H160V25H162L161 28H164V30L166 29L167 31H170L171 29H174V28H175V26L172 27V28H170V26L173 25L172 19H173V21H174V20L177 21V20H180L181 18H185V19H183V20H185V21L187 20V22H185V26H186V25L189 26V24H188V20H189V21L191 20V21L196 22L195 24L193 23V25L191 24V25H192L191 27H187V28H188V31L186 32V34H187V36H186V37H187V41L184 42V43L188 44V46L191 47V49H193L194 51H193V50H192V52L187 51V49H188V46H187L186 52H189V53L187 54V53L184 52V53L186 54L184 59H185L188 63H190V66L192 65L193 68H192V67H191V68L194 69L195 72H196V73H193V74H192V77H191V76H190V77L193 78V80H194V77H195V76H196L197 78H198V77H200V78H199V79H196L197 81L194 80L195 83L193 84L194 81L191 82L190 80H192V79H190L189 77H187L188 79H190L189 81H190V83H191L190 86L188 85V88H190L191 86H193V88L191 87V89H188V88H187L188 91H187V89H184V87L182 88V86H185V81H187V83L189 82L188 80H185V81H184V79H186V78H184L185 76H183V74H182V76H183V77H182L181 74L178 73L179 76L176 77V76L173 75L172 73H169V72H173V73H174L175 71H171V68H170L169 66H168V69L170 68V71H169V72H168L167 69H164V66H167L168 64H167V65L165 64L164 66H162V68H163L164 70H167V72H164V70H163L162 68L160 69V66H161V65L158 64V62L156 61V58L154 57V54H156V52H154V50L157 49V46L160 44L158 47H160V49H162L161 46L164 45V44L161 45L160 42H159V44L157 43L158 41H160V37H159L158 40L156 39V38H158V37L154 38V39L156 40L155 43L158 44L157 46H155L156 49H154L153 52L149 51V52H151V53L146 52V54H145L146 57H147V59H148L149 62H150V64H149L150 67H149V68H151V69H148L147 66L143 65V63H144V61H143V59H144V55L141 54L142 51H141L140 49H137V48H136V51H137V52L135 53V51L132 50V49H134L133 46L136 47V46L138 45V44H137L138 42H136L137 39H139V41H140V39H141V37H140V31H141V29H143V32H144V33H147L146 35H147L148 38H149V33H150V32H149V33H148V32H145L146 30L144 31V27L141 28L142 25L140 26V28H141V29H140V28H139V25H138L139 22L136 23V21H140V20L142 19V15H143V17H144V14H145V13L142 12V13H143V14H142V13H140V11H138V12L140 13V18H138L139 16H138V17H135V14L137 15V13H136L137 11L135 12V14L133 13L132 10H131V12H130V10H128V9H127V10L125 9V12L121 11V10H120V7H121L122 10H123V8H124V7L122 8V6H121V4L123 3V0H102L104 6H103L102 8H100V9H97V8H96V5H97L98 3H101V0H74ZM74 1H73V3H74ZM133 1H134V0H133ZM225 1H227V0H218V7H217V5H216V7H217L216 11H218V13H219L222 17L226 14V12H228V11H227V8H229V7L227 6L228 2H225ZM253 1H254V0H253ZM43 2H44V1H43ZM64 2H65V1H64ZM66 2H68V1L66 0ZM66 2H65V4H67ZM125 2H126V1H124V5H125ZM186 2H187V3H193V2L195 3V5H196L195 15H193L192 13H190L189 10L185 7V3H186ZM238 2H239V1H238ZM248 2H249V3H250V2L253 3L251 0H247V3H248ZM139 3H140V2H139ZM144 3H145V2H144ZM225 3H226V5H225ZM242 3H243V2H242ZM242 3H241V4H242ZM251 3H250V4H251ZM0 4H1V3H0ZM16 4H14V7L16 6ZM62 4H63V2H62ZM70 4H71V3H70ZM42 5H43V3L40 5V6H41L40 8H42ZM67 5H68V4H67ZM124 5H123V6H124ZM130 5H131V4H130ZM228 5H230V4H228ZM68 6H69V5H68ZM128 6H129V5H128ZM137 6H138V5H137ZM243 6H244V5H243ZM243 6H242V8H243ZM66 7H67V6H66ZM66 7H65V8H66ZM71 7H73V6H71ZM125 7H126V6H125ZM129 7H130V8H133V7H131V6H129ZM213 7H212V9H213ZM246 7H247V6H246ZM246 7H245V8H246ZM256 7H257V6H256ZM36 8L40 9L39 7H36ZM73 8H74V7H73ZM127 8H128V7H127ZM130 8H129V9H130ZM242 8H240V9H242ZM248 8H249V7H248ZM1 9H2V8H1ZM3 9H5V7H4ZM38 9H36V10H38ZM61 9H63V8H61ZM69 9H71V8H68L67 10H69ZM143 9H144V8H143ZM212 9H210V10H211L212 13H213V10H214V9H213V10H212ZM240 9H239V10H240ZM7 10H6V11H7ZM41 10H44V9L42 8ZM63 10H64V9H63ZM133 10H134V9H133ZM135 10H137L136 7H135ZM135 10H134V11H135ZM210 10H208V11L210 12ZM228 10H229V9H228ZM234 10H235V9H234ZM4 11H5V10H4ZM6 11H5V12H6ZM9 11H8V12H9ZM126 11H128V12H126ZM141 11H142V10H141ZM229 11H230V10H229ZM38 12H39V11H38ZM38 12H37V13H38ZM65 12H66V9H65ZM68 12H69V11H68ZM146 12H147V10H146ZM236 12H237V11H236ZM238 12H239V11H238ZM1 13H2V10H1ZM40 13H41V12H40ZM149 13H151V11H150ZM242 13H243V12H242ZM244 13H245V12H244ZM251 13H252V12H251ZM10 14H13V13L11 12ZM43 14H45V13H43ZM75 14H76V13H75ZM81 14H80V15H81ZM132 14H133L134 16H133ZM147 14H148V13H147ZM147 14H146V15H147ZM213 14H214V13H213ZM213 14H212V15H213ZM230 14H231V13H230ZM67 15H68V13H67ZM70 15H71V14H69V16H70ZM138 15H139V14H138ZM146 15H145V16H146ZM149 15H150V14H149ZM227 15H228V14H227ZM242 15H244V14H242ZM249 15H250V16H249L250 19H252V18L254 17V14H253V13H252V14L249 13ZM1 16H2V15H1ZM15 16H16V15H15ZM25 16H26V15H25ZM25 16H24V17H25ZM38 16H39V14H38ZM45 16H46V15H45ZM132 16H133V21L130 22V19H132ZM147 16H148V15H147ZM236 16H237V14H236ZM244 16H245V15H244ZM246 16H247V14H246ZM263 16H264V15H263ZM2 17H3V16H2ZM40 17H41V16H40ZM43 17H44V16H43ZM63 17H65V16H63ZM76 17H77V18L75 19V21H76L77 19H79L78 16H76ZM134 17H135V18H134ZM150 17H151V16H150ZM255 17H256V16H255ZM255 17H254V18H255ZM257 17H258V16H257ZM3 18H4V20H5V17H3ZM3 18H2V19H3ZM29 18H30V17H29ZM41 18H42V17H41ZM41 18H40V19H41ZM44 18H45V17H44ZM44 18H43V19H44ZM72 18H73V17H72ZM137 18H138L139 20H138ZM144 18H145V17H144ZM147 18H148V17H147ZM154 18H153V19H154ZM225 18H227V17L225 16ZM232 18H233V17H232ZM232 18H231V19H232ZM235 18H236V17H235ZM246 18H247V17H246ZM15 19H17V18L15 17ZM45 19H46V18H45ZM65 19H66V18H65ZM68 19L70 20V18H68ZM149 19H151V18H149ZM153 19H151V20H153ZM170 19H171V20H170ZM233 19H234V18H233ZM259 19H260V18H259ZM25 20H26V19H25ZM29 20H31V19H29ZM143 20H144V19H142V21H143ZM146 20H147V19H146ZM213 20H214V19H213ZM246 20H247V19H246ZM262 20H263V18H262ZM262 20H261V21H262ZM2 21H3V20H2ZM5 21H6V20H5ZM5 21H4V23H5ZM19 21H20V20H19ZM19 21H18V22H19ZM60 21L63 22V21H62V18H61ZM142 21H140V23H141ZM144 21H145V20H144ZM161 21H160V22H161ZM255 21H256V20H255ZM26 22H27V21H26ZM29 22H30V21H29ZM61 22H60V25H62ZM68 22H69V21H68ZM68 22H67V21H64V23H66L67 26H68V24H69ZM71 22H72V21H71ZM77 22H78V21H77ZM80 22H79V23H80ZM182 22H184V21H182ZM252 22H253V24H254L253 19H252ZM1 23H2L3 28H4V24H3V22H1ZM22 23H23V22H22ZM43 23H44V22H43ZM67 23H68V24H67ZM81 23H80V25H82ZM162 23H163V22H162ZM174 23H177V22H174ZM179 23H180V24H179ZM179 23H178V24L181 25V20H180ZM13 24H15V23H13ZM27 24H28V23H27ZM30 24H31V23H30ZM33 24H36V23H33ZM33 24H32V25H33ZM37 24H38V23H37ZM44 24H45V23H44ZM50 24L52 25V23H50ZM58 24H59V23H58ZM73 24H74V22H73ZM73 24H72V25H73ZM77 24H78V23H77ZM136 24H137V25H136ZM142 24H143V22H142ZM178 24H176V26H178ZM248 24H249V21H248ZM250 24H252V23H250ZM21 25H22V24H21ZM64 25H65V24H63L62 27H63ZM70 25H71V24H70ZM72 25H71V26H68V27H72ZM75 25H76V24H75ZM80 25H79V26H80ZM143 25H144V24H143ZM174 25H175V24H174ZM217 25H218V23H217ZM232 25H233V24H232ZM232 25H231V26H232ZM245 25H247V24H245ZM5 26H6V25H5ZM13 26H14V25H13ZM15 26L17 27L18 25L16 24ZM27 26H28V25H27ZM185 26H184V30H185ZM0 27H1V26H0ZM19 27H20V26H19ZM19 27H18V28H19ZM23 27H24V26H23ZM35 27H36V25H35ZM47 27H48V26H47ZM51 27H52V26H51ZM53 27H54V26H53ZM60 27H61V26H60ZM64 27H65V26H64ZM82 27H83V25H82ZM84 27H83V28H84ZM178 27H179V26H178ZM251 27H252V26H251ZM14 28H15V27H13V29H14ZM24 28H25V27H24ZM57 28H58V27H57ZM0 29H1V28H0ZM40 29H41V27H40ZM42 29H43V28H42ZM59 29H60V28H59ZM62 29H63V28H62ZM65 29H66V28H65ZM65 29H63L64 32H66ZM71 29H72V28H71ZM81 29H82V28L80 27V30H81ZM175 29H176V28H175ZM180 29H181V28H180ZM182 29H183V28H182ZM182 29H181V30H182ZM244 29H245V27H244ZM252 29H253V28H252ZM252 29H250V30H252ZM256 29H257V28H256ZM259 29H260V28H259ZM18 30H19V29H18ZM43 30H44V29H43ZM43 30H42V31H43ZM63 30H62V31H63ZM68 30H69V29L67 28V31H68ZM77 30H78V29H77ZM139 30H140V31H139ZM178 30H179V29H178ZM238 30H239V29H238ZM253 30H254V29H253ZM253 30H252V31H253ZM260 30H261V29H260ZM1 31H2V30H1ZM4 31H5V29H4ZM4 31H3V34H4ZM6 31H7V30H6ZM6 31H5V32H6ZM16 31H17V28H16ZM25 31H26V30H25ZM42 31H41V32H42ZM44 31H46V30H44ZM50 31H51V30H50ZM60 31H61V30H60ZM73 31H74V30H73ZM172 31H174V30H172ZM182 31H183V30H182ZM185 31H186V30H185ZM216 31H218V30L216 29ZM221 31H222V30H221ZM246 31H247V30H246ZM246 31H245V32H246ZM26 32H27V31H26ZM31 32H32V31H31ZM47 32H48V31H46V33H47ZM52 32H53V31H52ZM58 32H59V31H58ZM64 32H63V33H64ZM74 32H76V31H74ZM176 32H177V31H176ZM253 32H254V31H253ZM15 33H16V32H15ZM42 33H43V32H42ZM141 33H142V32H141ZM144 33H143V34H144ZM152 33H153V31H152ZM213 33H214V34H213ZM222 33H223V32H222ZM8 34H9V33H8ZM12 34H14V33H12ZM18 34H20V33L18 32ZM37 34H38V33H37ZM43 34H44V33H43ZM65 34H66V33H65ZM69 34H72V33H69ZM80 34H81V33H80ZM80 34H78L77 36L80 37V36H79ZM166 34H168V33H166ZM181 34H182V33H181V31H180V35H181ZM184 34H185V32H184ZM211 34H212V37H210ZM217 34H218V33H217ZM254 34H255V32H254ZM256 34H258V33L256 32ZM262 34H263V33H262ZM6 35H7V34L5 33V35H2V36L4 37V36H6ZM14 35H15V34H14ZM30 35H31V34H30ZM61 35H62V34H61ZM67 35H68V32H67ZM73 35H74V34H73ZM73 35H72V36H73ZM146 35L144 34L143 37H145ZM153 35H155V34L153 33ZM153 35H152V36L150 35V38H152ZM230 35H231V34L228 35V37H230V38H228V41H227V42H229V43H231V44H234L233 41H232V39H231V38H232V37H231L232 35H231V36H230ZM252 35H253V34H252ZM258 35H259V34H258ZM2 36H0L1 39H2ZM41 36H42V35H41ZM44 36H45V35H44ZM81 36H82V35H81ZM162 36H163V35H162ZM168 36H169V34H168ZM168 36H167V37H168ZM223 36H224V35H223ZM249 36H250V35H249ZM28 37H29V36H28ZM66 37H67V36H66ZM66 37H65V40H66ZM70 37H71V35H70ZM139 37H140V38H139ZM143 37H142V38H143ZM164 37H165V36H164ZM172 37H173V36H172ZM235 37H236V36H235ZM244 37H245V36H244ZM253 37H254V36H253ZM263 37H264V35H263ZM6 38H8V37H6ZM18 38H19V37H18ZM18 38H17V39H18ZM57 38H58V37H57ZM73 38H74V36H73ZM73 38H72V39H73ZM218 38H219V37H218ZM225 38H226V37H225ZM233 38H234V36H233ZM236 38H237V37H236ZM260 38H261V37H260ZM4 39H5V38H4ZM33 39H34V38H33ZM35 39H36V37H35ZM37 39H38V38H37ZM40 39H41V38H40ZM40 39H39V40H40ZM67 39H68V38H67ZM70 39H71V38H70ZM72 39H71V41H72L71 45H72V44L74 45V41H73L74 39H73V40H72ZM75 39H76V38H75ZM143 39H144V38H143ZM181 39H182V38H181ZM5 40H6V39H5ZM58 40H59V39H58ZM141 40H142V39H141ZM146 40H147V39H146V37H145V42L148 44V47H147V44H146V43L144 42V40H143L142 42L146 44V45H145V44L143 45V43L141 44V45L143 46V49H144V48H145V49H146V48H149V47H150L149 45H151V43L148 42L149 40H147V41H146ZM150 40H151V39H150ZM161 40H162V38H161ZM165 40H166V38H165ZM257 40H258V39H257ZM261 40H262V39H261ZM261 40H260V41H261ZM263 40H264V39H263ZM263 40H262V41H263ZM7 41H8V40H7ZM14 41H15V40H14ZM17 41H18V40H17ZM19 41H20V40H19ZM21 41H22V40H21ZM31 41H32V39H31ZM31 41H30V42H31ZM67 41H68V40H67ZM83 41L86 42V48H84V46H83V48L81 47V45L83 44ZM153 41H154V40H151V42H153ZM163 41H164V38H163ZM180 41H181V42H180ZM225 41H226V40H225ZM15 42H16V41H15ZM15 42H13V43H15ZM33 42H35V41H33ZM42 42H43V41H42ZM44 42H45V41H44ZM44 42H43V43H44ZM46 42H47V41H46ZM164 42L170 44L171 47H172V45H173V47H174V46L177 47L178 45H180V44L183 43L182 40L176 39V37H175V38H170V36H169V39H167V40L164 41ZM248 42H249V45H250V46H249L248 44H245V45H247V46L249 47V50H250V51H249V50H248V51L251 53V52L254 50V46H252V45H254V43L252 42V40H248ZM2 43H3V41H2ZM8 43H10V42H8ZM11 43H12V42H11ZM36 43H38V40H37ZM43 43H42V45H43ZM67 43H68V42H67ZM140 43H141V42H139V44H140ZM155 43L153 42L152 44L156 45ZM208 43H209V46H207ZM90 44H92L91 47H89ZM255 44H256V43H255ZM2 45H4V44H2ZM30 45H31V44H30ZM40 45H41V44H40ZM48 45H49V44H48ZM71 45H70V46H71ZM73 45H72V46H73ZM87 45H88V47H87ZM165 45H167V44H165ZM218 45H219V46H222V45H220L219 43H218ZM8 46H9V45H8ZM27 46H28V45H27ZM31 46H32V45H31ZM31 46H30V47H31ZM33 46H34V44H33ZM33 46H32V47H33ZM45 46H46V45H45ZM74 46H75V45H74ZM129 46H131L132 48L129 47ZM168 46H169V45H168ZM184 46H186V45H184ZM206 46H207V48L209 47V49H206V48H205ZM259 46H260V45H259ZM30 47H29V48H30ZM32 47H31V48H32ZM34 47H35V46H34ZM137 47H138V46H137ZM139 47H141V46H139ZM153 47H154V46H153ZM166 47H167V46H166ZM166 47H165V48H166ZM216 47H217V46H216ZM6 48H7V47H6ZM49 48H51V47H49ZM87 48L89 49L88 51H87ZM90 48H91V49H90ZM128 48L131 50V52H134L135 54H134V55L132 54V56H131V55L127 56V54H128L129 51H130ZM150 48H151V50L153 49V48H152V45H151ZM165 48H163V49H165ZM179 48H180V47H179ZM179 48L177 47V50L180 52V49H179ZM258 48H259V47H258ZM260 48H262V47H260ZM260 48H259V49H260ZM263 48H264V47H263ZM42 49H43V48H42ZM47 49H48V48H47ZM51 49H52V48H51ZM62 49H63V48H62ZM70 49H71V48H70ZM141 49H142V47H141ZM143 49H142V50H143ZM145 49H144V51H145ZM160 49H159V51H160ZM167 49H168V48H167ZM167 49H165V52L167 51ZM171 49H172V48H171ZM182 49H184V48L182 47ZM16 50H17V49H16ZM49 50H50V49H49ZM55 50H56V49H55ZM125 50L128 51L127 54H126V51H125ZM134 50H135V49H134ZM148 50H149V49H148ZM184 50H185V49H184ZM215 50H216V49H215ZM230 50H231V49H230ZM230 50H228V51H230ZM261 50H262V49H261ZM5 51H7V50H5ZM43 51H45V50H43ZM51 51H52V50H51ZM53 51H54V50H53ZM67 51H68V50H67ZM69 51H71V50H69ZM89 51H90V52H89ZM156 51H157V55H156V56H158V54L161 55L160 53H163V51H161V52L158 53V49H157ZM190 51H191V50H190ZM222 51H223V50H222ZM1 52H2V51H1ZM13 52H14V51H13ZM13 52H12V53H13ZM33 52H34V51H33ZM45 52H46V51H45ZM48 52L51 53L50 51H48ZM57 52H58V51H57ZM57 52H56V53H57ZM60 52H61V51H60ZM60 52H59V53H60ZM63 52H64V51H63ZM131 52H130V53H131ZM165 52H164V53H165ZM174 52H175V51H174ZM176 52H177V51H176ZM176 52H175V53H176ZM182 52H183V50H182ZM182 52H181V53H182ZM244 52H246V51H244ZM14 53L17 54V52H14ZM18 53H19V52H18ZM43 53H44V52H43ZM61 53H62V52H61ZM64 53H67L66 50H65ZM70 53H71V52H70ZM93 53H94V52H93ZM96 53H95V54H96ZM143 53H144V52H143ZM152 53H153V54H152ZM168 53H169V51H168ZM168 53H166L167 57H166V55L164 54L165 57H166V59L169 57L168 55L171 56V54H170L171 52H170L169 54H168ZM175 53H174V54H175ZM177 53H178V52H177ZM177 53H176V56H177ZM181 53H179V54H181ZM215 53H216L217 55H216ZM219 53H220V54H219ZM223 53H224V51L222 52V54H223ZM225 53H226V52H225ZM225 53H224V54H225ZM257 53H258V52H257ZM263 53H264V49H263ZM3 54H4V53H3ZM44 54H45V53H44ZM46 54H47V53H46ZM46 54H45L44 56H46ZM97 54H96V55H97ZM151 54H152V55H151ZM179 54H178V56H179ZM224 54H223V55H224ZM248 54H249V53H248ZM251 54H252V53H251ZM8 55H10V56L13 55V56H15L14 54H9V53H8ZM18 55H20V54H18ZM18 55H16L15 57H17ZM48 55H49V54H48ZM51 55H52V53H51ZM59 55H60V54H59ZM91 55H92V56H91ZM96 55H95V56H96ZM218 55H219V57L216 58ZM230 55H231V58H229ZM235 55H236V56H235ZM235 55L233 56V54H228V56H226V55H225V56H226L227 58H229V59L233 62V64H232V63L230 62V60H228V61L231 63V65L236 66V67H237V66H240L239 68L242 69V72H240V73H237L238 69L236 70L235 73H237V79L234 78V79L237 80L238 83H239L238 87L240 86V84L243 86V87L240 86V87H241V88H239L240 90H241L242 88H244V86H246L247 88H246V87H245V88L248 90V88H249L248 86H252L253 84H254V86H257L258 84L260 85L261 82H264V60H261V59L264 58L263 56H262V57H263V58H262L261 55L259 54L260 57H258V56H259V55H258V56H257L258 59H256V54H255V58H252V59H251V57H250V60H247V57H248V56H245L246 58H244V56H242L241 54L235 53ZM240 55H241V56H240ZM262 55H263V54H262ZM13 56H12V57H13ZM42 56H43V55H42ZM61 56H62V55H61ZM176 56H175V57H176ZM178 56H177L176 58H178ZM182 56H184V55L182 54ZM249 56H250V54H249ZM4 57H5V56H4ZM12 57H11V58H12ZM15 57H14V58H15ZM26 57H27V56H26ZM65 57H67V55H65ZM161 57H163V59L165 58V57L163 56V54H162ZM2 58H3V57H2ZM7 58H8V57H7ZM31 58H32V57H31ZM63 58H64V57H62V59H63ZM95 58H96V57H95ZM172 58H173V56H172ZM172 58H171V57L168 58V61H167V62H169L170 59H171L170 61L173 62L174 59H172ZM176 58H175V60H176ZM179 58H180V56H179ZM223 58H224V57H223ZM9 59H10V58H9ZM19 59H20V58H19ZM19 59L16 58L15 60H16V61H17V60L20 61L21 59H20V60H19ZM22 59H24V58H22ZM32 59H33V58H32ZM66 59H67V58H66ZM145 59H146V58H145ZM159 59H160V58H159ZM180 59H182V58H180ZM15 60H14V61H15ZM24 60H25V59H24ZM139 60H141V61L143 62V63H142V66L139 65V64H140V63H138ZM148 60H146V61H148ZM161 60H162V58H161ZM161 60H160V61H161ZM196 60H197V62H196ZM2 61H3V60H2ZM4 61H5V60H4ZM4 61H3V62H4ZM8 61H9V60H8ZM36 61H37V60H36ZM94 61H95V59H94ZM158 61H159V60H158ZM177 61H178V63H179V60H177ZM210 61H211V62H210ZM5 62H6V61H5ZM9 62H10V61H9ZM23 62H24V61H23ZM28 62H29V61H28ZM28 62H26V63H28ZM30 62H31V60H30ZM43 62H44V61H43ZM48 62H49V65L54 66V65L56 64V63H55V60H54V56H53V58L50 56V59H49ZM149 62H147L146 64H148ZM162 62H163V60H162ZM175 62H176V61H174V63H175ZM187 62H185V63L188 64ZM198 62H199V63H198ZM212 62H213V63H212ZM20 63H21V62H19V65H20ZM26 63L24 62V65H26ZM36 63H37V62H36ZM38 63H39V62H38ZM94 63H95V64H94ZM174 63H173V64H174ZM178 63H175V64H178ZM210 63H212V64L210 65ZM5 64H6V63H5ZM28 64H29V66H30V63H28ZM77 64H78V63H77ZM98 64H100V63H98ZM98 64H97V65H98ZM169 64H170V62H169ZM173 64L171 63L170 66H172ZM175 64H174V66H172V67H177V66L179 65V64H178V65L175 66ZM180 64H181V63H180ZM182 64H183V62H182ZM213 64H214V66H215V67H214V68H215L214 70L216 71V70L219 68V69L221 70V72L218 73V70L216 71V73H215L214 71H212L213 68H212V70H211V69L209 68V66L211 67ZM221 64H222V65H221ZM228 64H229V63H228ZM228 64H227V65H228ZM1 65H2V64H1ZM16 65H17V64H16ZM36 65H37V64H36ZM38 65H39V64H38ZM38 65H37V66H38ZM43 65H44V64H42V66H43ZM47 65H48V64H47ZM65 65H66V64H65ZM70 65H71V64H70ZM70 65H69V66H70ZM73 65H74V64H73ZM97 65H96V67H97ZM101 65H102V64H101ZM216 65H217V68H216ZM227 65H226V66H227ZM229 65H230V64H229ZM4 66H5V65H4ZM26 66H27V65H26ZM31 66H32V65H31ZM79 66H80V65H79ZM79 66H78V67H79ZM98 66H99V65H98ZM181 66H182V65H180V67H181ZM188 66H189V65H187V66H185V67H188ZM226 66H225V67H226ZM6 67H7V65H6ZM18 67H19V66H18ZM18 67H17V69H18ZM23 67H25V66H23ZM45 67H46V66H45ZM178 67H179V66H178ZM178 67L175 68L174 70H177V69H178V72L180 71V73H181V71H182L181 69H183L184 66H183L180 70H179ZM1 68H2V67H1ZM3 68H5V67H3ZM20 68H21V67H20ZM38 68H39V66H38ZM38 68H37V70H38ZM49 68H51V67H49ZM58 68H59V67H58ZM69 68H70V67H69ZM99 68H100V66H99ZM102 68H103V67H102ZM152 68H153V71H154V72H153L154 75L149 71V70H152ZM165 68H167V67H165ZM226 68H228V67H226ZM230 68H233V67L230 66L229 69H230ZM22 69H23V68H22ZM40 69H41V67H40ZM53 69H55V68H53ZM66 69H67V72H68V77H69V75H70V76H74V75L76 74L75 72H72V71H74V70H72V71L70 70V71H69L68 68H66ZM66 69H64V70H66ZM72 69H74V67H72ZM75 69H77V68L75 67ZM79 69H80V68H79ZM96 69H98V67H97ZM100 69H101V68H100ZM103 69H104V68H103ZM106 69L104 70L105 73H106ZM192 69H191V70H192ZM223 69H224V70H223ZM235 69H236V68H235ZM3 70H4V69H3ZM26 70H27V69H26ZM41 70H42V69H41ZM44 70H45V69H44ZM57 70H58V69H57ZM57 70H56V71H57ZM59 70H60V69H59ZM98 70H99V69H98ZM183 70H184V69H183ZM187 70H190V69H185V72H184V73H187V74H188ZM191 70H190V71H191ZM194 70H192V71L194 72ZM8 71L10 72V70H8ZM12 71H15L14 68H13ZM16 71H17V70H16ZM38 71H39V70H38ZM38 71H36V72H38ZM51 71H52V70H51ZM54 71H55V70H54ZM102 71H103V70H102ZM104 71H103V72L100 71V72L103 74ZM211 71H212L213 73H215V75L218 77V79H216V78H217L216 76H215L216 78H214V75H213V73H212ZM234 71H235V70H234ZM239 71H240V70H239ZM9 72H7V73H9ZM18 72H19V71H18ZM20 72H22V71H20ZM20 72H19V73H20ZM23 72H24V71H23ZM44 72H46V71H44ZM44 72L41 71V73H44ZM78 72H79V70H78ZM80 72H81V71H80ZM100 72L97 71V73H100ZM176 72H177V71H176ZM39 73H40V72H39ZM101 73H100V75H101ZM105 73L103 74V77H104ZM167 73H169V75H173V76H175V77H176V80L170 79V84H169L167 81L169 80L170 77L168 78L167 81L165 80V79H167V78H166V74H167ZM190 73H191V72H190ZM3 74H4V73H3ZM3 74H2V73L0 74V78H1V80H2V78H3L2 76H5L4 78H6V74H5V75H3ZM17 74H18V73H17ZM46 74H47V73H46ZM59 74H60V73H59ZM61 74H62V73H61ZM108 74H109V72H108ZM187 74H186V76H187ZM20 75L22 76V74H20ZM20 75H19V76H20ZM24 75H25V73H24ZM35 75H36V73H35ZM47 75H48V74H47ZM56 75H57V74H56ZM97 75H98V74H97ZM106 75H107V74H106ZM106 75H105V76H106ZM167 75H168V74H167ZM169 75H168V76H169ZM188 75H189V74H188ZM190 75H191V74H190ZM193 75H194V77H193ZM246 75H248L249 77H247ZM26 76H27V75H26ZM38 76H39V75H38ZM38 76H37V77H38ZM42 76H44V74H43ZM45 76H46V75H45ZM57 76H58V75H57ZM64 76H65V75H64ZM64 76H63V78H64ZM212 76H213V77H212ZM17 77H18V76H17ZM23 77H25V76H23ZM35 77H36V76H35ZM37 77H36V78H37ZM48 77H49V76H48ZM55 77H56V76H55ZM100 77H101V76H100ZM118 77H120V76H118ZM171 77H172V76H171ZM196 77H195V78H196ZM253 77H254V78H253ZM52 78H53V76H52ZM73 78H74V77H73ZM77 78H78V76H77ZM77 78H76V79H77ZM81 78L79 79V83L82 82V84H83V82H84L85 79H82V80H81ZM93 78H94V77H93ZM97 78H98V77H96V79H97ZM172 78H173V77H172ZM13 79H14V78H13ZM19 79H20V78H19ZM21 79H22V78H21ZM38 79H39V78H38ZM38 79H36V80H38ZM45 79H46V78H45ZM57 79H58V78H57ZM66 79H67V77H66ZM66 79H63V80L65 81ZM70 79H71V77H70ZM96 79H93V80H96ZM99 79H100V78H98V80H99ZM105 79H106V77H105ZM110 79H111V81L113 80V78H110ZM14 80H15V79H14ZM48 80H50V79H48ZM48 80H47V83H48ZM53 80H54V78H53ZM53 80H52V81H53ZM74 80H75V79H74ZM74 80H73V81H74ZM80 80H81V82H80ZM122 80H123V79H122ZM164 80H165V81H164ZM220 80H222V81H220ZM8 81H9V80H8ZM10 81H11V79H10ZM10 81H9V82H10ZM25 81H26V80H25ZM43 81H44V80H43ZM57 81H58V80H57ZM119 81H120V80H118V82H119ZM227 81H228V80H227ZM229 81H230V80H229ZM232 81L234 82V80H232ZM237 81H235V82H237ZM1 82L3 83L4 81H0V84H2ZM18 82H19V80H18ZM18 82H17V83H18ZM49 82H50V81H49ZM59 82H60V80H59ZM76 82H77V81H76ZM86 82H84V83H86ZM95 82H96V81H95ZM95 82H94V84L96 85L98 82H97V83H95ZM108 82H109V81H108ZM108 82H107V83H108ZM122 82H124V81H122ZM130 82H129V83H130ZM166 82H167L168 84H166ZM220 82H221V83H220ZM257 82H258V83H257ZM4 83H5V82H4ZM36 83H37V82H36ZM38 83H40V82H38ZM41 83H42V82H41ZM45 83H46V81H45ZM47 83H46V84L42 83V84L45 85L43 88H44V91H45V95H47L46 98L48 99V103H47V104H48V105H47V108H48V109H46V110H48L49 113H50V117H51V119H49V118H48V119L52 121V122L50 121V123H52V125H53V126H52L53 129H51V133H52V130H53L54 134H51V135L54 136V137H51V136H50V137H46V138H48V139H49V138H52L53 141L55 142V145H57L56 140L58 141V140L61 139V138H59V137H60L59 135H61V134H62L61 132L64 130V127L62 126V127H63V130H62V129H61L62 127L60 126V125H62V124H61L62 122L60 123V121H58V120H61V119L58 117V115H60V114L58 113V112H60V111H58V110H59V106L62 107V108H60V110L62 109V111L64 110L63 107L65 106V105H64V104H65V102H64V97H63L64 95H62V94H61V95L54 94L55 92H54V93H53V92L51 93L50 91L52 90V88H51V90H50L49 84H47ZM101 83H102V81H101ZM103 83H105V82H103ZM107 83H105V84H107ZM124 83H125V82H124ZM190 83H189V84H190ZM219 83H220V84H219ZM256 83H257V85H256ZM19 84H20V83H19ZM24 84H25V82H23V86H22V87H24ZM42 84H40V86H42ZM50 84H51V83H50ZM53 84H54V83H53ZM91 84H93V83H91ZM94 84H93V85H94ZM111 84H112V82H111ZM113 84H114V83H113ZM113 84L111 85V88L114 86ZM126 84H128V83H126ZM181 84H182V85H181ZM192 84H193V85H192ZM235 84H236V83H235ZM263 84H264V83H263ZM7 85H8V84H6V86H7ZM20 85H21V84H20ZM54 85H55V84H54ZM71 85H72V84H71ZM79 85H80V84H79ZM88 85H89V84H87V85L85 84V87L88 86ZM117 85H119V84H117ZM120 85H121V84H120ZM122 85H123V83H122ZM122 85H121L120 87H122ZM124 85H125V84H124ZM157 85H156V86H157ZM186 85H187V84H186ZM227 85H228V84H227ZM232 85H234V83H233ZM2 86H3V87H2ZM6 86H5V87H6ZM9 86H10V85H9ZM9 86L6 87V88H4V85H3V84L0 85V97L2 98V100H0V101H4V100H5V101H4L5 104H6V102L10 103V105L13 106L12 108L18 110L17 114L21 111L18 115H20V114H21L22 116L24 115V116L26 117V118H25V117H24V118L27 120V118H28L29 115H28L27 113H24V112H28V111H26V110L29 109V108L26 107L27 109H25L24 111H22V110H23V109H22L23 107H22L21 103H19L18 105L15 103V102H17V101H16V97H17L18 95L16 96L15 93H14V91H13L14 89H12V87H11V86L9 87ZM26 86H27V85H26ZM35 86H36V84H35ZM38 86H39V84H38ZM40 86H39V87H40ZM55 86H56V85H55ZM60 86H62V85H60ZM107 86H108V85H107ZM109 86H110V85H109ZM109 86H108V88H110ZM125 86H127V85H125ZM196 86H198V85H196ZM229 86H231V85H229ZM29 87H30V86H28V88H29ZM66 87H67V86H66ZM75 87H76V86H75ZM88 87H90V86H88ZM105 87H106V85H105ZM114 87L116 88V86H114ZM123 87H124V86H123ZM123 87H122V90L124 91V88H123ZM127 87H128V86H127ZM129 87H132V86L129 85ZM186 87H187V86H185V88H186ZM200 87H201V85H200ZM220 87H221V86H220ZM224 87H225V86H222V88H224ZM231 87H232V86H231ZM234 87H237V86L235 85ZM261 87H264V85L261 86ZM7 88H8V89H7ZM18 88H21V87H18ZM53 88H55V89H53V91L57 90L56 87H53ZM59 88H60V87H59ZM68 88H69V87H68ZM86 88H87V87H86ZM86 88H85V89H86ZM92 88H93V87H91L90 89L92 90ZM94 88H95V87H94ZM102 88H103V85H102ZM108 88H107V90H110V89H108ZM118 88H119V87H117V89H118ZM159 88H158V90H160ZM170 88H171V86H170ZM208 88H210L211 90L208 89ZM257 88H258V87H257ZM23 89H24V88H23ZM37 89H38V88H37ZM87 89H88V88H87ZM98 89H99V87H98ZM98 89H97V90H98ZM113 89H114V88H113ZM120 89H121V88H120ZM172 89H173V88H172ZM197 89H198V88H197ZM199 89L201 90V88H199ZM263 89H264V88H259L257 91H261V92H262ZM29 90H30V89H29ZM29 90H28V91H29ZM34 90H35V89H34ZM38 90H39V89H38ZM60 90H61V89H60ZM64 90H65V89H64ZM68 90H70V88H69ZM114 90H116V89H114ZM158 90H157V91H158ZM165 90H166V89H165ZM167 90H166V91H167ZM200 90H197V93H196L197 95H198V93H199ZM242 90L244 91V89H242ZM247 90L244 91L245 94H246V93H249V92H247ZM252 90H253V89H252ZM26 91H27V90H26ZM35 91H36V90H35ZM35 91H33V92H35ZM42 91H43V90H42ZM62 91H63V89H62ZM62 91H61V92H62ZM77 91H78V89H77ZM85 91H86V90H85ZM100 91H101V90H100ZM100 91H99V92H100ZM110 91L113 92V90H110ZM110 91H109V92H110ZM117 91H118V90H117ZM119 91H121V90H119ZM125 91H126V90H125ZM166 91H165V92H166ZM194 91H196V90L194 89V90H193V93H191V95H193V94L195 95ZM231 91H232V90H231ZM19 92H20V91H19ZM19 92H18V93H19ZM30 92H31V90H30ZM30 92H29V93H30ZM33 92H31V93L33 94ZM70 92H71V91H70ZM70 92H69V93H70ZM80 92H81V90H80ZM99 92L96 91V90L94 91V89L90 92V90L88 89V91H87V101H86V107H87L86 110H87L88 112H87V111L84 112L85 114L87 113L88 118L91 117V118L94 119V121H97V120H98V121H97L98 123H97V125H96L97 127H98V126L100 127V125H98L99 123H101V124L103 123V122H101V121L103 120V117H104L103 114H104V113H105V115H106V117H105L106 120H108V117H111L109 114H111L112 112H114V110H113V111L111 110L112 112L109 113L110 110H109L108 108H105L106 105H107V103H106V105H105V107H104V108H105V109H104L105 112H104L103 114H101V117H102V118H100L99 114H98V115L96 114V112L98 111V110H97V109H98V106H99V105L96 106V103L99 102V100H101V99H99V100L97 99V96H98V98H99ZM102 92H103V91H102ZM104 92L106 93L105 90H104ZM107 92H108V91H107ZM109 92H108V94H109ZM114 92L116 93V91H114ZM158 92L161 93V91H158ZM191 92H192V91H191ZM200 92L204 93V91H202V90H201ZM206 92H205V93H206ZM16 93H17V92H16ZM22 93H23V92H22ZM25 93H26V92H25ZM36 93H38V92H36ZM39 93H40V92H39ZM39 93H38V94H39ZM43 93H44V92H43ZM43 93H42V94H43ZM57 93H58V91H57ZM63 93H64V92H63ZM75 93H76V91H75ZM115 93H114V94H115ZM118 93H119V92H118ZM167 93H168V91H167ZM189 93H190V92H189ZM189 93H188V94H189ZM205 93H204V95H205ZM235 93H236V92H235ZM241 93H242V92H241ZM259 93H260V92H259ZM19 94H20V93H19ZM64 94H66V92H65ZM82 94H84V93L82 92ZM108 94H107V96H108ZM120 94H121V92H120ZM152 94H153V95H152ZM184 94H185V95H184ZM211 94H212V93H211ZM211 94H210V95H211ZM216 94H215V96H216ZM226 94H225V95H226ZM238 94H239V93H238ZM263 94H264V93H263ZM29 95H30V94H29ZM29 95H27V96H29ZM35 95H36V94H35ZM56 95H57V96H56ZM66 95H67V94H66ZM100 95H101V94H100ZM112 95H113L112 93L109 94V96H111V98H113V97L115 98V95H118V94H115L114 96H112ZM151 95H152V96H151ZM162 95H164V93H163ZM197 95H196V96H197ZM202 95H203V94H201V96H202ZM220 95H221V94H220ZM229 95H230V94H229ZM246 95H247L248 97H250V98L252 97V99H256V98L259 97L258 92H257V93L254 92V94H251L250 96H249V94H246ZM32 96L35 97L34 95H32ZM36 96H37V95H36ZM43 96H44V95H43ZM43 96H42V97H43ZM69 96H72V95L69 94ZM69 96H67V97H69ZM101 96H102V95H101ZM150 96H151V97H150ZM176 96H177L178 98H176ZM188 96H189V95H188ZM208 96H209V95H208ZM227 96H228V95H227ZM241 96H242V95H241ZM24 97H25V96H24ZM24 97H20V98H24ZM38 97H39V96H38ZM38 97H37V99H38ZM120 97H121V95H120ZM125 97H126V96H125ZM148 97H150V98H148ZM197 97H200V96H197ZM204 97H206V96H204ZM216 97H217V96H216ZM220 97H221V96H220ZM220 97H218V98H220ZM228 97H229V96H228ZM248 97H247V98H248ZM262 97H263V95H262ZM71 98H73V97H71ZM101 98H103V97H101ZM114 98H113V99H114ZM117 98L119 99V95L117 96ZM161 98H162L163 101L160 100V101H162V103L160 104V107H159V108H161L160 111H162V113H167L168 111L170 112V109H169L168 105H169V102H170V98H171V96L166 94L165 97H162V96H161ZM192 98H194V102H195L194 104H195V106H196L195 108H197V106H198V109H199L198 111L202 110V112H200V114H202V113H203V110H205V109H202V108H204L203 104L206 105L207 103H206V104H205V103H202V104H201L198 98H195V96L192 97ZM202 98H203V97H202ZM210 98L212 99L211 96H210ZM210 98H209V99H210ZM231 98H232V96H231ZM242 98H243V97H242ZM18 99H19V98H18ZM28 99H29V98H27L26 100H28ZM39 99H40V98H39ZM65 99H67V98L65 97ZM73 99H74V98H73ZM84 99H85V98H84ZM103 99H104V98H103ZM103 99H102V100H103ZM120 99L122 100L123 98H120ZM153 99H154V100H153ZM203 99H204V98H203ZM213 99H214V98H213ZM20 100L22 101V99H20ZM35 100H36V99H34V101H35ZM41 100H42V99H41ZM68 100H69V99H67V101H68ZM102 100H101V101H102ZM204 100H205V99H204ZM204 100H203V101H204ZM219 100H220V99L215 100V101L212 100V103H211V104H213V105H212L213 107H215L216 109H219V110H220V106H221L222 104H221V102H220ZM226 100H228V99L226 98ZM226 100H225V102H226ZM258 100H259V98H258ZM18 101H19V100H18ZM67 101H66V102H67ZM69 101H70V100H69ZM69 101H68V104L71 102V101H70V102H69ZM114 101H116V100H114ZM114 101H113V102H114ZM158 101H159V100H158ZM160 101H159V102H160ZM207 101H209V100H207ZM228 101H230V100H228ZM239 101H240V100H239ZM26 102H27V101H26ZM39 102H41V101H39ZM74 102H75V101H74ZM77 102H78V101H77ZM77 102H76V103H77ZM80 102H81V100H80ZM106 102H107V101H106ZM120 102L122 103V101H120ZM120 102L118 101L119 104H120ZM201 102H202V101H201ZM204 102H205V101H204ZM246 102H247V101H246ZM17 103H18V102H17ZM41 103H42V102H41ZM63 103H64V104H63ZM76 103H74V104H76ZM83 103H84V101H83ZM99 103H100V102H99ZM101 103H102V102H101ZM116 103H117V101H116ZM141 103H142V102H141ZM145 103H143V104H144V106H143L144 109H145V107L147 108V106L145 105ZM172 103L174 104L173 101H172ZM172 103H171V104H172ZM179 103H180V104H179ZM192 103H193V102H192ZM196 103H197V104H196ZM208 103H210V101H209ZM22 104H23V103H22ZM34 104H35V103H34ZM74 104H73V105H74ZM97 104H98V103H97ZM111 104L113 105L112 102H111ZM111 104H110V105H111ZM123 104H126V105L128 106V104H127V102H126V103H122L121 106H119V107H122ZM171 104H170V105H171ZM242 104H243V103H242ZM24 105H25V102H24ZM27 105H28V104H27ZM35 105H36V104H35ZM37 105H38V104H37ZM40 105H41V104H40ZM62 105H63V106H62ZM126 105H123V106H125V111L127 112V110H126V108H127ZM133 105H132V106H133ZM139 105L137 106V110L139 109V108H138ZM189 105H190V106H189ZM207 105H208V108H209V106L211 107V105H209V104H207ZM224 105H225V103H224ZM224 105H222V106H224ZM253 105H254V104H253ZM259 105H260V104H259ZM25 106H26V105H25ZM25 106H24V107H25ZM68 106H69V105H68ZM83 106H84V105H83ZM100 106H101V107H99V108H101V110H99V111H100L99 113L103 112V110H102V109H103V108H102L103 105H100ZM193 106H194V105H193ZM226 106H227V105H226ZM241 106H242V105H241ZM8 107H9V106H8ZM38 107H39V105H38ZM38 107H37V109H39ZM41 107H42V106H41ZM41 107H40V109H41ZM108 107H110L109 104H108ZM114 107H115V105H114ZM135 107H133V108L135 109ZM150 107H151V108H150ZM167 107H168V109H167ZM170 107L173 108L172 105H171ZM174 107H176V109H177V106H174ZM205 107H206V106H205ZM66 108H67V107H66ZM69 108H70V106H69ZM74 108H75V106H74ZM80 108H81V107H80ZM123 108H124V107H123ZM123 108H122V109L119 108L120 111H121V110L124 111ZM155 108H156V107H155ZM157 108H158V106H157ZM159 108H158V109H155L156 112H159ZM222 108H223V107H222ZM224 108H226V107H224ZM233 108H234V107H233ZM244 108H245V107H244ZM252 108H253V107H252ZM256 108H257V107H256ZM14 109H13V110H14ZM30 109H32V108L30 107ZM37 109H36L35 111H37ZM40 109H39V110H40ZM43 109L45 110V108H43ZM76 109H77V108H76ZM83 109H85V107H83ZM110 109H111V107H110ZM112 109H113V108H112ZM129 109H130V108H129ZM144 109H140V110L143 111ZM153 109H154V108H153ZM153 109H151V111L149 110V111H150V114H152L151 112H153V111H152ZM176 109H175V111H177ZM179 109H180V107H179ZM179 109H178V112H180ZM183 109H184V108H183ZM238 109H240V108H238ZM262 109H263V108H262ZM19 110H20V111H19ZM71 110H73V109H71ZM71 110H70V111H71ZM79 110H80V109H79ZM147 110H148V108H147ZM185 110H184V111H185ZM224 110H226V109H224ZM224 110H223V111H224ZM248 110H249V108H248ZM248 110H247V111H248ZM31 111H32V110H31ZM31 111H29V112H31ZM48 111H45V112H48ZM62 111H61V112H62ZM120 111H119V112H120ZM122 111H121V112H122ZM142 111L140 112L141 115H142ZM144 111L147 113L146 110H144ZM144 111H143V112H144ZM163 111H164V112H163ZM171 111H172V110H171ZM173 111H174V110H173ZM175 111H174V112H175ZM184 111L181 110V112H184ZM195 111H197V110H195ZM215 111H216V110H215ZM15 112H16V111H15ZM41 112H42V111H41ZM43 112H44V111H43ZM121 112H120V113H121ZM129 112H131V109L129 110ZM132 112H133V109H132ZM132 112H131V113H132ZM156 112H155V114L157 115ZM169 112L167 113L168 115H169ZM186 112H185V113H186ZM212 112H213V111H212ZM216 112H217V111H216ZM218 112H219V111H218ZM221 112H222V111H221ZM262 112H263V111H262ZM22 113H23V114H22ZM31 113H32V112H31ZM33 113H35V112L33 111ZM38 113H39V112H38ZM72 113H73V112H72ZM84 113H83V116H84ZM97 113H98V112H97ZM114 113H115V112H114ZM114 113H113V114H114ZM124 113H125V112H124ZM124 113H123V114H124ZM190 113H191V112H190ZM205 113H206V112H205ZM207 113H208V112H207ZM210 113H211V111H210ZM224 113H226V112H224ZM243 113H244V112H243ZM263 113H264V112H263ZM26 114H27V116H26ZM29 114H30V113H29ZM40 114H41V113H40ZM42 114H43V113H42ZM70 114H71V112H70ZM73 114H74V117H75V113H73ZM113 114H112V115H113ZM118 114H119V113H118ZM129 114H130V113H129ZM132 114H133V113H132ZM132 114H131V115H132ZM150 114H148V115H150ZM158 114L163 115V114H161L160 112H159ZM167 114H166V115H167ZM172 114H173V113H172ZM176 114H177V113H176ZM200 114H199V115H200ZM220 114H221V113H220ZM235 114H236V113H235ZM30 115H33V114H30ZM35 115H37V113H35ZM43 115H45V114H43ZM63 115H64V114H63ZM87 115L84 116L83 118L87 117ZM116 115H117V113H116ZM120 115H122V114H120ZM120 115H118V116H120ZM125 115H126V113H125ZM137 115H138V114H137ZM141 115H140V116L138 115L139 117H141L140 119H142V116H141ZM146 115H147V114H146ZM166 115H165V116H166ZM174 115H175V114H174ZM181 115H182V117H184V115H186V114L183 115V113H182ZM181 115H180L179 117H181ZM193 115H194V114H193ZM202 115H203V114H202ZM205 115H206V114H205ZM214 115H215V114H214ZM227 115H228V114H227ZM259 115H260V114H259ZM263 115H264V114H263ZM33 116H34V115H33ZM38 116H39V115H38ZM71 116H72V114H71ZM71 116H70V117H71ZM76 116H77V113H76ZM127 116H128V113H127ZM133 116H135V115H132V117H133ZM143 116H144V115H143ZM152 116H154V115H152ZM169 116H170V115H169ZM176 116H177V115H176ZM229 116H230V115H229ZM233 116H234V114H233ZM257 116H258V115H257ZM81 117H82V115H81ZM97 117H98V119L95 120ZM112 117H113V116H112ZM116 117H117V116H116ZM128 117H129V116H128ZM128 117H127V118H128ZM132 117H131V118H132ZM139 117H138V118H139ZM146 117H147V116H144L145 119H146ZM158 117H160V116H158ZM158 117L156 116V118H155V116H154V117H151V118L157 119ZM194 117H195V116H194ZM198 117H199V116H198ZM231 117H232V116H231ZM231 117H230V118H231ZM260 117H261V116H260ZM260 117H259V118H260ZM33 118H34V117H33ZM44 118H45V117H44ZM58 118H59V119H58ZM77 118H78V117H77ZM79 118H80V117H79ZM79 118H78V119H79ZM91 118L88 119V120H89L88 123H90ZM99 118L102 119V120L99 121ZM105 118H104V119H105ZM121 118H122V116H121ZM127 118H126V119H127ZM131 118H129V120H130ZM136 118H137V117H136ZM136 118H135V119H136ZM149 118H150V116H149ZM162 118H164V117H162ZM177 118H178V117H177ZM205 118H206V117H205ZM220 118H221V117H220ZM31 119H32V117H31ZM31 119L28 118V121H29V120L31 121ZM35 119H37V120H36V122H37V121H38V117H35ZM41 119H42V117H41ZM75 119H76V117H75ZM86 119H87V118H86ZM113 119H114V118H113ZM113 119H112V120H113ZM117 119L119 120L120 117L117 118ZM117 119H116V120H117ZM122 119H123V118H122ZM124 119H125V116H124ZM133 119H134V118H133ZM147 119H148V118H147ZM147 119H146V120H147ZM159 119H160V118H159ZM179 119L181 120L182 118H179ZM186 119H187V118H186ZM192 119H193V118H192ZM49 120H48V121H49ZM70 120H71V122H73L72 119H70ZM73 120H74V119H73ZM81 120H83V119H81ZM81 120H79V121H81ZM127 120H128V119H127ZM151 120H153V119H150V121H149V119H148L149 122H152V123H153V121H151ZM161 120H162V119H161ZM167 120H168V119H167ZM174 120H175V118H174ZM182 120H183V119H182ZM200 120H201V119H200ZM223 120H224V119H223ZM231 120H232V119H231ZM245 120H246V119H245ZM30 121H29V122H30ZM40 121H41V120H40ZM43 121H44V119H43ZM61 121H64V120H61ZM83 121H85V120H83ZM83 121H82V122H83ZM110 121H111V120H110V118H109V121H108V122H110ZM125 121H126V120H125ZM125 121L123 122V121L119 120V121H117V123H118V122H123V126H124ZM130 121H131V120H130ZM130 121H126L127 124H125V125H127L128 127H129V125L131 126L132 124H130ZM132 121H134V120H132ZM148 121H147V123H148ZM156 121H157V120H156ZM168 121H169V120H168ZM171 121H172V120H171ZM219 121H220V120H219ZM160 122H161V121L158 120V123H157L158 126L161 125ZM165 122H166V121H165ZM181 122H182V121H181ZM229 122H230V121H229ZM241 122H244V121H241ZM30 123H31V122H30ZM34 123H35V122H34ZM34 123H33V121H32V124H33V125H34ZM38 123H39V122H38ZM45 123H46V122L43 123L44 125H42V124H41V125H42V126H45ZM91 123H92V122H91ZM93 123H94V122H93ZM106 123H107V122H106ZM112 123H113V122H112ZM128 123H129V125H128ZM145 123H146V122L143 121V120H142V121L138 120L137 122H135V124L137 125V129H136V130L138 131V127H139L140 130H141V129H144V128H143L144 125H145L144 127H146V125H147V128H148V126H150V124L152 125V123H148L149 125H148V124H145ZM166 123H167V122H166ZM166 123H164V124H166ZM198 123H199V122H198ZM234 123H235V122H234ZM259 123H261V122H259ZM46 124H47V123H46ZM64 124H65V123H64ZM82 124H83V123H82ZM95 124H96V122H95L93 125L91 124V125H92L91 130H94L93 127H94ZM104 124H105V122H104ZM155 124H156V123H155ZM155 124H153V125H155ZM157 124H156V125H157ZM162 124H163V121H162ZM164 124H163V125H164ZM167 124H168V123H167ZM167 124H166V125H167ZM171 124H172V123H170V125H171ZM205 124H207V123H205ZM254 124H255V123H254ZM49 125H50V124H49ZM108 125H109V124H108ZM111 125H112V124H111ZM111 125H110L109 127H111ZM113 125H116V124H113ZM120 125H121V124H119V127H120ZM136 125H135V126H136ZM185 125H186V124H185ZM197 125H198V124H197ZM224 125H225V124H224ZM245 125H246V124H245ZM250 125H251V123H250ZM37 126H38V125H37ZM37 126L35 125L36 128H39V127H37ZM39 126H40V123H39ZM42 126H41V127H42ZM80 126H82V125H80ZM83 126H84V124H83ZM96 126H95V127H96ZM103 126H104V127H103ZM103 126L101 125V127H102L103 130H104V128H105V126H107V124H106V125H103ZM172 126H173V125H172ZM174 126H175V125H174ZM205 126H208V125H205ZM205 126H204V127H205ZM263 126H264V125H263ZM41 127H40V128H41ZM60 127H61V128H60ZM68 127H69V126H68ZM86 127H87V126H86ZM86 127H85V126L83 127V128L85 129L84 132H86V129H87ZM109 127H108V128H109ZM125 127H126V126H125ZM132 127H133V126H132ZM150 127H152V126H150ZM167 127H168V126H167ZM193 127H194V126H193ZM240 127H241V126H240ZM36 128H34V129H36ZM49 128H50V126H49ZM49 128H48V129H49ZM69 128H70V127H69ZM88 128H90V125H89ZM102 128H101V129L99 128V130H96L97 128H95V130L100 132V130L102 131ZM108 128H107V129H108ZM111 128H112V127H111ZM111 128H109V129L111 130ZM113 128H116V127L114 126ZM113 128H112V131H115V130H113ZM120 128L122 129V127H120ZM134 128H136V127H134ZM147 128H145V129H147ZM156 128H157V127H156ZM156 128H155L154 130L152 129L151 131L154 132V131L156 130ZM159 128H160V127H159ZM159 128H158V129H159ZM163 128H165V127H163ZM205 128H206V127H205ZM213 128H214V127L211 128V126H210V127H208V130H207V131L210 133V135H212V136L214 137L215 143H219V138L216 136V132H215L216 129L214 130ZM244 128H245V127H244ZM43 129H45V128H43ZM60 129L62 130L61 132H60ZM65 129H66V128H65ZM80 129H81V128H80ZM145 129H144V130H145ZM161 129H162V128H161ZM166 129H167V128H166ZM173 129H174V128H173ZM173 129L171 128V132H172ZM182 129H184V126H183ZM202 129H203V128H202ZM236 129H237V128H236ZM242 129H243V128H242ZM40 130H41V129H40ZM46 130H47V127H46L45 130H42V132H40V135H41L42 133H44L45 136H46V134H47V132H48V131H46ZM67 130H68V129H67ZM77 130H78V128H77ZM77 130H76V131H77ZM88 130H90V129H88ZM159 130H160V129H159ZM159 130H157V132H158ZM175 130H176V129H175ZM245 130H246V129H245ZM74 131H75V130H74ZM104 131H106V130H104ZM104 131H102V132H104ZM108 131H109V130H108ZM120 131H121V130L118 131V135L120 134V135L118 136V139H119V137H121V133H123V132H120ZM122 131H123V130H122ZM145 131H146V130H145ZM167 131H168V130H167ZM246 131H247V130H246ZM255 131H257V130H255ZM36 132H37V129H36ZM38 132H39V131H38ZM64 132H65V133H64ZM89 132L92 133L93 131H89ZM99 132H97V133L99 134ZM119 132H120V133H119ZM127 132H128V131H127ZM127 132H125L124 134L126 135ZM139 132H140V131H139ZM148 132H150V131H148ZM157 132H156V133H157ZM164 132H165V131L163 130V133H164ZM179 132H180V131H179ZM205 132H206V131H205ZM241 132H242V134L245 133L244 131H241ZM249 132H250V131H249ZM60 133H61V134H60ZM63 133H64V135H65V134L67 133V131H63ZM69 133H70V132H69ZM86 133L88 134V132H86ZM91 133L88 134V135H91V137H92V134H91ZM115 133H116V131H115ZM172 133H173V132H172ZM203 133H204V132H203ZM263 133H264V132H263ZM78 134H79V133H78ZM87 134H86V135H87ZM98 134H97V135H98ZM100 134L102 135L101 132H100ZM100 134H99V135H100ZM103 134H105V133H103ZM113 134H114V132H113ZM133 134H136V133H133ZM133 134H132V132H131L130 135L133 137ZM146 134H148L147 131H146ZM149 134L152 135V137H154V139L152 138V139L154 140V141L152 142V144L154 145V147H155L156 145H159V144L161 143V142L159 143L158 137H156V135H158V133H157L156 135L153 134V133H152V134L149 133ZM159 134L162 135L161 130L159 131ZM165 134H167V133H165ZM165 134H163V135H165ZM169 134H170V133H169ZM237 134H238V133H237ZM240 134H241V133H240ZM64 135H63V136H64ZM66 135L68 136L69 134H66ZM76 135H77V134H76ZM76 135H75V136H76ZM80 135H81V134H80ZM83 135H84V134H83ZM88 135H87V136H88ZM93 135H94V134H93ZM99 135H98V136H99ZM128 135H129V134H128ZM128 135H126V136H127V137H131V136H128ZM161 135H159V139H160V136H161ZM167 135H168V134H167ZM171 135H173V134H171ZM174 135H175V134H174ZM182 135H183V134H182ZM182 135H181V136H182ZM257 135H258V134H257ZM42 136H43V135H42ZM47 136H49V135H47ZM63 136H61V137H63ZM67 136H65V137H67ZM98 136H96V137H98ZM143 136H144V135H143ZM143 136H141V137H143ZM165 136H166V135H165ZM190 136H191V135H190ZM242 136H243V135H241L240 137H242ZM244 136L246 137V136H248V135L246 134V135H244ZM81 137H82V135H81ZM83 137H84V136H83ZM108 137H110V134H109V136H108V135L106 136V134H105V137H104V138H105V140H104L105 142H107V141L109 140ZM113 137H114V135H113ZM113 137L111 136L112 139H113ZM123 137H124V135L122 134V138H123ZM127 137H125V141H126V138H127ZM132 137H131V138H132ZM134 137H137V136L134 135ZM144 137H145V136H144ZM155 137L157 138L158 142L155 141V140H156ZM166 137H167V136H166ZM175 137H176V136H175ZM183 137H184V136H183ZM191 137H192V136H191ZM191 137H189V138H191ZM206 137H207V136H206ZM58 138H59V139H58ZM68 138H69V136H68ZM68 138H67V139H68ZM86 138H87V137H86ZM111 138H110V139H111ZM114 138H115V139L117 138V133H116V137H114ZM145 138H149V135H148V137H145ZM167 138H168V137H167ZM171 138H172V136H171ZM187 138H188V136H187ZM192 138H193V137H192ZM243 138H244V137H243ZM243 138H241L242 141H243ZM248 138H249V137H248ZM263 138H264V137H263ZM52 139H51V143H52ZM63 139H64V137L62 138V141H61V140H60V141H61L62 143H64V145H68V144H69V146H70V143H71V142L68 143V144H65V143L67 142V141H65V140H67V139H64V142H63ZM69 139H70L69 141H71V135H70V138H69ZM76 139H77V137H76ZM92 139H93V140H96L95 137L92 138ZM101 139H102V137H101ZM107 139H108V140H107ZM132 139H133V138H132ZM135 139H136V142H135V141H133V142L137 143V142H138V141H137V138H134V140H135ZM141 139H142V138H141ZM161 139H165L164 136H163V138H161ZM161 139H160V141H161ZM173 139H174V138H173ZM234 139H235V138H234ZM244 139H246V138H244ZM49 140H50V139H49ZM72 140H73V139H72ZM77 140H78V139H77ZM102 140H103V139H102ZM106 140H107V141H106ZM120 140H121V139H120ZM120 140H118V141H120ZM123 140H124V139H123ZM123 140H121L120 143H121ZM142 140H143V139H142ZM144 140H146V139H144ZM150 140H151V139H150ZM166 140H167V139H166ZM169 140H170V139H169ZM169 140H168L167 142H169ZM176 140H178V139H176ZM189 140L192 141V139H189ZM111 141H113V140H111ZM128 141H129V140H128ZM151 141H152V140H151ZM162 141H163V140H162ZM54 142H53V143H54ZM61 142H60V143H61ZM77 142H78V141H77ZM105 142H104V143H105ZM113 142H114V141H113ZM115 142H116V141H115ZM140 142H141V141H140ZM145 142H146V141H145ZM176 142H177V141H176ZM182 142H183V141H182ZM182 142H181V144H182ZM244 142H245V141H244ZM49 143H50V142H49ZM51 143H50V144H51ZM62 143H61V145L63 146ZM73 143H74V142H73ZM100 143H101V142H100ZM108 143H109V141H108ZM110 143H111V142H110ZM110 143H109V144H110ZM118 143H119V142H118ZM122 143H123V142H122ZM122 143H121V144H122ZM138 143H139V142H138ZM158 143H159V144H158ZM170 143H171V142H170ZM170 143H169V145H170ZM178 143H179V142H178ZM192 143H193V145L196 144V143L194 144V141L191 142V145H192ZM247 143H249V142L247 141ZM78 144L80 145V148H82L81 146H84L82 141H80V143H78ZM116 144H117V143H112V144H110V146H111V145L116 146ZM130 144H131V143H130ZM133 144H134V143H133ZM142 144H143V142H142ZM142 144L140 143V144H135V145H136V147H137V145L139 146V145H142ZM161 144H162V143H161ZM167 144H168V143H167ZM188 144H190V143H188ZM9 145H10V144H9ZM51 145H52V144H51ZM55 145H54V146H55ZM123 145H124V144H123ZM123 145H119V146L123 147ZM135 145H133V146H135ZM143 145H144V146H142V148L145 147V145H146V147L148 146L147 149H146V148L143 149V151L145 150V151H144V155H145V156H144L143 154L139 153L140 155H138V156H140V158L138 157V159H141V158L145 159L146 157H149V156H152V155L155 156L154 154H156V158H157L158 153L161 151V150H158V149H157V146H156V148H153V147H152L153 150H154V151H153V150L151 149L150 141H149V142L147 141V143H144ZM153 145H152V146H153ZM163 145H164V144H163ZM163 145H162V146H163ZM165 145H166V144H165ZM172 145H173V144H172ZM172 145H171V147H172ZM215 145H216V144H215ZM218 145H219V144H218ZM249 145H250V144H249ZM249 145H247V147H248ZM54 146H53V147H54ZM59 146H60V145H59ZM94 146H95V144H94ZM100 146H101V145H100ZM105 146H106V144H105ZM110 146H109V147H110ZM119 146H118V147H119ZM130 146H131V145H130ZM133 146H132V150H136V148L133 149ZM166 146H168V145H166ZM244 146H245V145H244ZM8 147H9V146H8ZM57 147H58V146H57ZM57 147H56V149H54V151L56 150V151H55V152H56L55 155L57 154V156H58V157H57V163H58V165H59V166H58L57 163H56V165H57L56 170L59 168L58 170L60 171L61 177L64 178V179H63V178H62V179L60 178L61 181H60V179H59V181H58V183H59V185H60V188L63 189V188H65L66 186H68V185H67V184H68L67 177H70V176L72 175L71 173H73L74 170L77 169V167L75 168V165H77V163H78V166H79L80 164H79V162H78V159L75 160V161L77 162L76 164H74L75 161H73V163H72V160H71L70 158H72L73 153H72V155H71V157H70V156H69L70 154H69L68 152L65 151L66 146H65V147H60V148H57ZM71 147H72V146H71ZM75 147L78 148V145H77V146H74V148H75ZM84 147L86 148V146H84ZM95 147H96V146H95ZM101 147H102V146H101ZM118 147L116 146L115 148L118 149ZM140 147H141V146H140ZM140 147H139V148H140ZM159 147H161V145H159ZM163 147H164V146H163ZM163 147H162V148H163ZM173 147H174V146H173ZM175 147L177 148L176 144H175ZM183 147H184V145H182V148H183ZM185 147H186V146H185ZM190 147H191V146H190ZM193 147H194V146H193ZM245 147H246V146H245ZM9 148H10V147H9ZM13 148H14V147H13ZM13 148H11V150H12ZM67 148H68V147H67ZM104 148H105V147H104ZM111 148L113 149V147H111ZM115 148H114L113 150L116 151L117 149H115ZM167 148H168V147H166L165 150H166L167 152H170V151H168L169 148H168V149H167ZM176 148H175V149H176ZM69 149H70V148H69ZM87 149H88V148H87ZM89 149L91 150V148H89ZM89 149H88V150H89ZM93 149H95V148L93 147ZM100 149H101V148H100ZM105 149H107V148H105ZM105 149H102L101 151H103V150H105ZM112 149L110 150L111 153H112ZM140 149H141V148H140ZM140 149L137 148V150H140ZM163 149H164V148H163ZM170 149H171V148H170ZM177 149H178V148H177ZM180 149H181V148H180ZM243 149H244V148H243ZM5 150H6V149H5ZM7 150H9V149H7ZM13 150H14V149H13ZM52 150H53V148H52ZM60 150H61V151H60ZM84 150H86V149H84ZM95 150H96V149H95ZM95 150H94V151H95ZM156 150H157V152H158V151H159V152H158V153H154V152H156ZM165 150H163V151H165ZM181 150H182V149H181ZM184 150H185V149H184ZM244 150H245V149H244ZM248 150H249V149H248ZM14 151H15V150H14ZM69 151H70V150H69ZM73 151H74V149H73ZM76 151H77V150H76ZM76 151H75V152H76ZM82 151H83V148H82ZM130 151H131V150H130ZM141 151H142V150H141ZM84 152H85V151H84ZM96 152H97V151H96ZM105 152H106V150L104 151V153H105ZM113 152H114V151H113ZM116 152H119V151H116ZM116 152H114V153H116ZM122 152H124V151H122ZM122 152H120V153H122ZM127 152H128V151H127ZM134 152H135V151H134ZM134 152H133V154H136V153H134ZM167 152H165V153H166L165 156H164L165 158L162 157V154H160L159 157H160V158H163V159H166V156L168 157V155L171 154V153H168V154H167ZM171 152H172V150H171ZM175 152H176V150H175ZM180 152H181V151H180ZM246 152H247V151H246ZM48 153H49V152H48ZM52 153H54V152H52ZM63 153H64V155H63ZM66 153H68V155H67ZM80 153H81V152H80ZM82 153H83V152H82ZM107 153H110L109 150H108ZM107 153H106V154H107ZM142 153H143V152H142ZM161 153H162V152H161ZM176 153H177V152H176ZM176 153H175V154H176ZM192 153H193V155H195L194 152H192ZM9 154H10V153H9ZM12 154H13V153H12ZM14 154H15V153H14ZM65 154H66V155H65ZM89 154H90V152H89ZM97 154H98V153H97ZM106 154H104V155H105V158H106ZM117 154H118V153H117ZM129 154H130V153H129ZM133 154H132V156H133ZM173 154H174V151H173V153H172L171 156H174ZM187 154H188V153H187ZM5 155H6V154H5ZM5 155H4V157H5V159H6V156H5ZM7 155H8V154H7ZM50 155H51V154H50ZM83 155H84V154H83ZM83 155H82V156H83ZM86 155H87V153H86ZM94 155H95V153H94ZM99 155H100V154H99ZM104 155H103V156H104ZM114 155H116V154H114ZM114 155L112 154V156H110V158H111V157H112V158L115 157ZM141 155H143V156L141 157ZM163 155H164V153H163ZM176 155H177V154H176ZM176 155H175V156H176ZM8 156H9V155H8ZM8 156H7V158H8ZM11 156H12V155H11ZM66 156H67V157H66ZM73 156H74V155H73ZM92 156H93V155H92ZM116 156H117V155H116ZM119 156H120V155H119ZM125 156H126V155H125ZM153 156H152V157H153ZM171 156H170V157H171ZM175 156H174V157H175ZM9 157H10V156H9ZM13 157H14V159H16V160H17V159L19 160V159H21V158H25V157H23V155H22L21 152H17V149H16V154L13 155ZM55 157H56V156H55ZM55 157L53 158V160L55 159ZM99 157H101V156H99ZM121 157H122V156H121ZM135 157H137V156H135ZM152 157H150V158L152 159ZM159 157H158V160L160 159ZM176 157H177V156H176ZM193 157H194V162H195V160H197L196 162H198L199 157L197 156V154H196V156H193ZM11 158H12V157H11ZM49 158H51V157H49ZM83 158H84V156H83ZM85 158H87V157H85ZM85 158H84V161H86ZM96 158H97V157H96ZM107 158H108V157H107ZM110 158H109V161H110ZM156 158H153V159L156 160V161H155V164L158 165L159 162L161 161V162H160V165H161L162 160L157 161ZM2 159H3V158H2ZM25 159H26V158H25ZM44 159H45V158H44ZM58 159L60 160V163L58 162V161H59ZM72 159L74 160V159H75V156H74ZM88 159H89V158H88ZM88 159H87V161H88ZM93 159H94V158H93ZM97 159H98V158H97ZM125 159H126V158H125ZM130 159H131V157H130ZM138 159H137V160L135 159V161H138ZM143 159H141V160H143ZM147 159H148V158H147ZM169 159H170V158H169ZM169 159H168V160H169ZM175 159H176V158H175ZM175 159H174V160H175ZM177 159H179V158H177ZM184 159H185V158H184ZM9 160H10V159H9ZM26 160H28V159H26ZM53 160H51V161H53ZM101 160H102V159H101ZM104 160H105V159H104ZM107 160H108V159H107ZM131 160H132V159H131ZM141 160H139V161L142 162V164H143L144 160H143V161H141ZM172 160H173V158H172ZM192 160H193V158H192ZM6 161H7V163H8V159H7ZM6 161H5V162H6ZM11 161H12V160H11ZM20 161H22L23 163L29 162V161H25V160H24V161H23V160H19V162H20ZM46 161H48V159H47ZM46 161H45V162H46ZM82 161H83V160H82ZM87 161H86V163H87ZM93 161H94V160H93ZM96 161H97V160H96ZM98 161H99V160H98ZM109 161H108V162H109ZM147 161H148V160H147ZM149 161H150V159H149ZM153 161H154V160H152V163H154ZM163 161H164V160H163ZM175 161H176V160H175ZM175 161H174V162L170 161V163H169V164H166V165L169 166V165H171V163H176ZM42 162H43V161H42ZM45 162H44V163H45ZM53 162H56V161L54 160ZM88 162H89L90 164H93V163H91V161H88ZM108 162H107V163H108ZM114 162H115V161H113L112 163H114ZM121 162H122V161H121ZM133 162H134V161H133ZM140 162H139V163H140ZM157 162H158V163H157ZM164 162H168V161H164ZM179 162H181V161H179ZM184 162H185V161H184ZM9 163L11 164V162H9ZM9 163H8V164H9ZM12 163H13V162H12ZM49 163H50V162H49ZM98 163H99V162H98ZM147 163H148V162H147ZM182 163H183V162H182ZM185 163H187V161H186ZM0 164H1V162H0ZM15 164H16V163H15ZM19 164H20V163H19ZM42 164H43V163H40L39 165H42ZM46 164H47V162H46ZM52 164H53V163H51V166H52ZM135 164H136V163H134V165H135ZM137 164H138V163H137ZM137 164H136V165H137ZM142 164H138V166H139V165L141 166ZM150 164H151V163H150ZM150 164H149V165H150ZM180 164H181V163H180ZM187 164H188V163H187ZM187 164H186V165H187ZM194 164H197V163H192V166H191L190 168H188V169H186V167H185V170H184V167L181 165V166L183 167L182 170H184V171L186 172V174L183 172L184 175H185L184 177H187V178H188L187 175H188V172H189V171H190V172H189V174H190V175H189V178H190L191 176H193V175H192V171H193V167H195ZM20 165H22V164H20ZM20 165H18V166H20ZM23 165H25V164H23ZM27 165H28V164H27ZM49 165H50V164H49ZM54 165H55V163H54ZM87 165L89 166L88 163H87ZM96 165H97V164H96ZM104 165H105V163H104ZM136 165H135V166H136ZM160 165H159V166H160ZM166 165H165L164 168H166ZM184 165H185V164H184ZM12 166H13V165H12ZM12 166L10 167V169H11V168H12V169H11V170L9 169V171H10L12 174H8L7 176L11 175V176L13 177V175L16 176V174H17V175L19 174V175L22 176L23 179H22L21 182L19 183V186H18V185L15 183V181L13 180L12 184L10 185V188H11V189H10L9 193L7 192V193H8V196H7V195L5 196V199H4L5 201H1V200L3 199L2 196H4V195H2V196L0 195V237H1L0 239H4V235H5V234H3V233H4L3 231L6 229V227H8V229H10V233L12 232L11 229L14 230V226H15L14 223L16 222V220H14L15 222H13V225H12V223H11V226H9V223H8V217L11 218V216H9V214H12L11 210H12L13 208H16V207H17V204H18V206H19V203H20L21 201H23L24 203H22V204L20 203V206H22V205L25 204V202H26V205H23V206H25V208L27 207V209L29 210V212H30V210L33 209L34 211H36V212L38 213V215L40 214V215H39L40 218H39V219H38V217H36V218L40 221V225H41V226H39V227H41V230H43V229L45 230V226H46V224L49 223V218H50V217H53V216H50V217L48 216V213L50 212V209H51L50 207L45 208L46 211L43 210V211H44V212H43L42 209H39V208H40V207H39L40 205L38 204V205H39V206H38L39 208H36L37 204L35 203V204H36V205H35V204L33 203V201H32V193H33V191H34L35 189H34V183H33V180H32L33 178H32V176H31L33 173L30 174L29 171H28L29 168H30V165H29L28 168L22 166V167H19V169H16V170H15V168H17L18 166H17V165H14L15 167H12ZM16 166H17V167H16ZM25 166H26V165H25ZM36 166H37V164H36ZM42 166H45V165H42ZM91 166H92V165H91ZM91 166H90V167H91ZM93 166H94V165H93ZM98 166H99V165H98ZM101 166H102V165H101ZM108 166H109V165L106 164L105 166H102L101 169H102L103 167H104V169H105L106 167L108 168ZM110 166H111V165H110ZM112 166H113V165H112ZM112 166H111V167H112ZM140 166H139V167H140ZM145 166H146V168H147V165H145ZM145 166H144V168H145ZM152 166H153V164H152ZM168 166H167V168H168ZM171 166H172V165H171ZM171 166H170V167H171ZM175 166H176V164H175ZM175 166H173V167H175ZM177 166H178V165H177ZM188 166H189V164H188ZM4 167H5V166H4ZM49 167H50V166H49ZM54 167H55V166H54ZM80 167H81V166H80ZM90 167H87V168H90ZM116 167H117V166H116ZM121 167H122L123 169H126V168H124L125 166H124V167L121 166ZM148 167H149V166H148ZM154 167H156V168H161V167H162V168H163V165L160 166V167H158V166H154ZM1 168H2V167H1ZM5 168H7V167H5ZM8 168H9V167H8ZM33 168H34V167H33ZM45 168L48 169V166H46ZM45 168H44V170H45ZM52 168H53V167H52ZM74 168H75V169H74ZM81 168H82V167H81ZM92 168H93V167H92ZM95 168H96V167L94 166V169H93V170H94V171H95V170L97 171V168H96V169H95ZM107 168H106V169H107ZM142 168H143V167H142ZM142 168H140V169L143 170L144 168H143V169H142ZM162 168H161V170L163 171ZM171 168H172V167H171ZM171 168H170V169H171ZM175 168H176V167H175ZM2 169H3V168H2ZM2 169H1V170H2ZM35 169H36V168H35ZM37 169L39 170L38 167H37ZM37 169H36V170H37ZM42 169H43V167H42ZM49 169H50V168H49ZM90 169H91V168H90ZM104 169H103V170H104ZM112 169H114V168L112 167ZM134 169H136V168H134ZM137 169H138V168H137ZM149 169H150V168H149ZM170 169H169V171H170ZM177 169H178V168H177ZM180 169H181V167H180ZM30 170H32V169H30ZM33 170H34V169H33ZM53 170H55V169H53ZM53 170H52V171H53ZM79 170H80V169L78 168V172H79ZM88 170H89V169H87V171H88ZM115 170H117V168H116ZM120 170H121V169H120ZM144 170H145V169H144ZM144 170H143V171H144ZM146 170H147V169H146ZM152 170H153V169H152ZM152 170L150 169L151 172H152ZM161 170H160V171H161ZM172 170H173V168H172ZM186 170H187V171H186ZM4 171H5V170H4ZM4 171H1V172H0V175H1V173H3ZM6 171H7V170H6ZM9 171H8V172H9ZM47 171H48V170H47ZM70 171H71V172H70ZM76 171H77V170H76ZM76 171H75V172H76ZM96 171H95V172H96ZM99 171H100V169H99ZM104 171H105V170H104ZM106 171H107V170H106ZM109 171H110V170H109ZM125 171H126V170H124V173L128 172V170H127L126 172H125ZM130 171H131V170H129V174H130ZM134 171L137 172L136 170H134ZM139 171H140V170H139ZM139 171H138V172H139ZM143 171H142V172H143ZM154 171H155V170H153V172H154ZM158 171H159V170H158ZM164 171H168V170L165 169ZM164 171L162 172V174L164 173ZM173 171H174V170H173ZM175 171L177 172L176 169H175ZM175 171H174V173H176ZM178 171H179V170H178ZM10 172H9V173H10ZM35 172H36V171H35ZM37 172H38V171H37ZM40 172H41V171H40ZM40 172H39V173H40ZM45 172H46V171H45ZM48 172H49V171H48ZM50 172H51V171H50ZM82 172H84V171H82ZM95 172H94V173H95ZM110 172H111V171H110ZM117 172H118V171H117ZM131 172L133 173V171H131ZM138 172H137V174H138ZM146 172H147V171H146ZM153 172H152V174H155V173H153ZM155 172H156V171H155ZM170 172H171V173H170ZM170 172H169L170 174L168 173L169 175L172 174V171H170ZM80 173H81V171H80ZM86 173H87V172H86ZM91 173H92L91 171H90V173L88 172V174H90V175H91ZM96 173H97V172H96ZM96 173H95V175L93 174V175L95 176V178L98 176V174H96ZM112 173H113V172H112ZM121 173H122V172H121ZM124 173H123V174H124ZM144 173H145V172H144ZM144 173H143V175H144ZM159 173H160V172H159ZM4 174H5V173H4ZM36 174H37V173H36ZM42 174H43V173H42ZM48 174H49V173H48ZM60 174L58 173V175H60ZM70 174H71V175H70ZM75 174H76V175H75ZM75 174H74V175H75L76 178H77V177H78V176H77V173H75ZM118 174H119V173H118ZM140 174H141V172H140ZM157 174H158V173H157ZM165 174H167V172H166ZM165 174H164V175H165ZM168 174H167V176H164V177H166V178L169 179ZM5 175H6V174H5ZM5 175H4V179H5V177H7V176H5ZM38 175H39V178H38V179H40V174H38ZM46 175H47V174H46ZM49 175H50V177H52L51 174H49ZM74 175H73V177L75 178ZM78 175H79V177L81 176L80 178H82V175H83V177H85V178H82V180L87 178V177L85 176V175H86L85 173H84V174H83V173H82V174H79V173H78ZM90 175H89V177L91 178V180L93 181V183L88 184V186H90L89 188L93 190V188H92L91 186L96 185L95 183H98V182H95V180H93V179H95V178H92V177H91L92 175H91V176H90ZM96 175H97V176H96ZM99 175H100V174H99ZM104 175H105V173H104ZM104 175H103V176H104ZM106 175H107V174H106ZM115 175H116V174H115ZM147 175H148V174H147ZM160 175H161V174H160ZM174 175L177 176L176 174H174ZM174 175H173V174L171 175V182H172V183H173L174 180H176L175 177H173ZM11 176H10V177H11ZM35 176H36V175H35ZM41 176H43V175H41ZM44 176H45V174H44ZM53 176H54V175H53ZM87 176H88V175H87ZM94 176H93V177H94ZM117 176H118V175H117ZM126 176H127L128 180L131 182V179H130L129 175L127 174ZM131 176H133V175H131ZM134 176H136L135 173H134ZM134 176H133V177H134ZM141 176H142V174H141ZM153 176H155V175H153ZM158 176H159V175H158ZM158 176H157V177H158ZM162 176H163V175H162ZM178 176H179V174H178ZM178 176H177V178H178ZM182 176H183V174H182ZM2 177H3V175H2ZM50 177H49V178H50ZM73 177H72V179H74ZM120 177H121V176H120ZM123 177H124V176H123ZM143 177H144V176H143ZM143 177H142V178H143ZM147 177H148V176H147ZM155 177H156V176H155ZM160 177H161V176H160ZM172 177H173V179H172ZM193 177H194V176H193ZM193 177H192V178H193ZM197 177H198V176H197ZM34 178L36 179V177H34ZM58 178H59V177H58ZM76 178H75V179H76ZM121 178H122V177H121ZM124 178H125V177H124ZM124 178H123V179H124ZM131 178H132V177H131ZM135 178L138 180V182L142 179V178L140 179V176H139V178H138V176L135 177ZM181 178H182V177H181ZM181 178H180V179H181ZM12 179H16V180L18 179V180H19V178H15V177L12 178ZM46 179H47V178H46ZM65 179H66V180H65ZM78 179H79V178H78ZM78 179H76V180H78ZM132 179H133V178H132ZM145 179H146V178H145ZM151 179H153V178H151ZM157 179H160V178H157ZM157 179H156V180H157ZM162 179H164V178H162ZM162 179H160L159 182H162V181H161ZM182 179H183V178H182ZM42 180H43V179H42ZM42 180H41V181H42ZM50 180H51V179H50ZM52 180H53V177H52ZM52 180H51V181H52ZM57 180H58V179H57ZM57 180H55V181H57ZM70 180H71V179H70ZM79 180H80V179H79ZM86 180H89V179L87 178ZM128 180H127V181H128ZM169 180H170V179H169ZM169 180H168V181H169ZM172 180H173V181H172ZM177 180H179V179H177ZM190 180H191V179H190ZM0 181H1V180H0ZM9 181H10V180H8V183H11V182H9ZM39 181H40V180H39ZM44 181H45V180H44ZM74 181H75V180H74ZM83 181H85V180H83ZM92 181H91V182H92ZM107 181H108V180H107ZM107 181H106V183H108ZM119 181H122V180L120 179ZM119 181H118V182H119ZM127 181H124V182H126L127 184H128V183L130 184V182H127ZM133 181H134V180H133ZM143 181H144V179H143ZM148 181H149V180H148ZM148 181H147V182H148ZM165 181H166V180H165ZM168 181H167V182H168ZM184 181H185V179H184ZM186 181H189V180L186 179ZM186 181H185V182H186ZM193 181H194V183H195V182L197 181V178H196V181H195V179H194ZM6 182H7V181H6ZM18 182H19V181H18ZM45 182H46V181H45ZM53 182H54V180H53ZM69 182H70V181H69ZM80 182H81V181H79V182H77V183H80ZM99 182H100V181H99ZM112 182H113V181H112ZM138 182H137V184H136V180H135V185H136V187H137V186L140 187L141 185H143V184H141L142 182L140 183V185H138V184H139ZM163 182H164V180H163ZM167 182H164V183H166L167 186H168L169 183H170V181H169V183H167ZM175 182H176V181H174V183H175ZM177 182H178V181H177ZM177 182H176L175 185H170V186H173V187L175 188V186L177 185L178 188H175V189H178V190H179V186H180V185H183V184H180V185H179L180 181L178 182V184H177ZM0 183H1V182H0ZM8 183H7V184H8ZM42 183H43V182H42ZM42 183H41V184H42ZM46 183H47V182H46ZM46 183H44V184H46ZM51 183H52V182H51ZM56 183H57V182H56ZM75 183H76V181H75ZM77 183H76V184H77ZM109 183H110V182H109ZM151 183H153V182H151ZM172 183H171V184H172ZM174 183H173V184H174ZM181 183H183V182H181ZM191 183H192V182H191ZM191 183H190V184H191ZM199 183H200V182H199ZM39 184H40V182H39ZM41 184H40V185H41ZM52 184H53V183H52ZM70 184H72V181H71ZM85 184H86V183H82V184L80 183L79 185H82V187L84 186L83 189H86V190H87V188H85V187H87V186H85ZM92 184H93V185H92ZM104 184H105V183H104ZM132 184H134V182L131 183V185H132ZM146 184H149V183H146ZM153 184H154V183H153ZM162 184H163V183H162ZM184 184H185V183H184ZM190 184H189V185H190ZM200 184H201V183H200ZM54 185H55V184H54ZM57 185H58V184H57ZM135 185H133V187H132V186H131V187L134 189ZM149 185H151V184H149ZM149 185H146V187H144V188L146 189L147 186H149ZM154 185H156V184H154ZM164 185H165V184H164ZM195 185H199V184H197V182H196ZM195 185H194V186H195ZM8 186H9V185H8ZM38 186H39V185H38ZM43 186H44V185H43ZM43 186H42V187H43ZM49 186H51V184H50ZM96 186H97V185H96ZM99 186H100V185H99ZM119 186H120V185H119ZM122 186H124V185H122ZM129 186H130V185H129ZM144 186H145V184H144ZM158 186H159V185H158ZM158 186H157V187H158ZM167 186H166V190H167V189L170 190ZM177 186H176V187H177ZM185 186H186V185H184V188H185ZM45 187H46V185H45ZM47 187H48V186H47ZM58 187H59V186H58ZM69 187H70V186H69ZM69 187H66V188L69 189ZM80 187H81V186H80ZM80 187H79L78 185L76 186V189L78 188L77 191H79V192H81V190H79ZM112 187H113V186H112ZM120 187H121V186H120ZM120 187H118V188H120ZM124 187H125L126 189L128 188V187H126V186H124ZM131 187H129L130 189H129V188H128V189L131 190ZM142 187H143V186H142ZM142 187H141V188H142ZM150 187H151V186H149V187L147 188V191H146V192H149L148 189L150 190ZM181 187H182V186H181ZM187 187H188V185H187ZM187 187H186V189H187ZM195 187H196V186H195ZM198 187H201L200 192L202 193V195H204V197H202L203 200L205 199L204 201L207 202V203H209L210 199H209V197H208V195H207V193H206V189H205L206 187H205V188L202 187V186H198ZM198 187H196V188H198ZM0 188H1V187H0ZM89 188H88V189H89ZM122 188H123V187H122ZM125 188H124V189H125ZM141 188H140V190L143 192V189H141ZM160 188H161V187H160ZM160 188H159V189H160ZM174 188H173V191H174V192L172 191L173 194L176 193V190H175ZM189 188H190V187H189ZM196 188H195V191L197 190ZM2 189H3V188H2ZM8 189H9V187H8ZM38 189H39V188H38ZM42 189H43V188H42ZM47 189H48V188H47ZM47 189L44 190V192H45V193L43 192L44 194L42 193V194L44 195V197L47 196V193H48V190H47ZM99 189H101V188H99ZM99 189H98V190H99ZM108 189H109V187H108ZM120 189H121V188H120ZM124 189H123V191H124ZM136 189H138V188H136ZM136 189H135V190H136ZM145 189H144V191H145ZM156 189H157V188H156ZM159 189H158V190H159ZM171 189H172V187H171ZM186 189H185V190H186ZM191 189H192V187H191ZM191 189H189V191H190ZM193 189H194V188H193ZM51 190H52V189H51ZM70 190H71V187H70ZM86 190H85V192H86ZM92 190H88L87 192H88V193H91L90 191H92ZM96 190H97V189L94 188V190H93L92 192H95V195L97 196V194H96ZM98 190H97V192H98ZM153 190H155V189H153ZM163 190H164V189H162V192H164ZM180 190H181V188H180ZM180 190H179V191H180ZM1 191H2V190L0 189V192H1ZM3 191H4V190H3ZM3 191H2L1 193H4ZM39 191H42V190H38V195H40V194H39ZM49 191H50V189H49ZM58 191H59V190H58ZM58 191H57V192H58ZM68 191H69V190H67L66 192L68 193ZM74 191H75V190H74ZM77 191H76V193H77ZM103 191H104V190H103ZM112 191H113V190H112ZM125 191H127V190H125ZM125 191H124V192H125ZM133 191H134V190H133ZM141 191H139V189H138V193L141 192ZM21 192H22V193H21ZM57 192H56V193H57ZM60 192H61V193H62V192L65 193L64 190H60ZM104 192H105V191H104ZM121 192H122V191H121ZM128 192H129V191H128ZM136 192H137V190H136L134 193H133V192H131V193L129 192V194H128V193H125V194L128 196V200H127V199H126V200L128 201L129 205H131V204H135V203L132 201V200H134V201H136V205H134V206L137 207V205H141V206H144V207H148V206H145V205H147V204L142 205V203H141V202H142L141 200H142L143 197H140V196H143V193L141 192V195L138 196V194H137ZM156 192H157V191H156ZM167 192H169V191H167ZM180 192H182V193H180V194H183V195H184L183 192H185V191H184V190H183V191L181 190ZM186 192H188V189L186 190ZM1 193H0V194H1ZM7 193L5 192V194H7ZM16 193H17V194L20 193V194H23L24 196H27V197H28V198L26 197V198H27V201H25V199H23L22 197H21L22 200H21L20 198L17 199L18 196L16 197V195H17ZM63 193H62V194H63ZM76 193H75V194H76ZM81 193H82V192H81ZM88 193H87V194H88ZM116 193H117V192H116ZM149 193H150V192H149ZM149 193H147L148 196H147V197H144V199H146V198L148 199V197L151 196V197H150V200H149V199H148L149 201L147 200L149 203H148V202H147V203L150 204L149 206L151 207V209H152V207H154V208H156L155 210H158L157 207H155V206H158V204H157L158 202H156V201H157V200H156V197H152L153 194L151 195V193H153V192L150 193V196H149ZM159 193H160V191H159ZM169 193H170V192H169ZM178 193H179V192H177V194H178ZM192 193H193V192H192ZM196 193H197V192H196ZM201 193H200V194H201ZM50 194H51V193H50ZM50 194H49V195H50ZM58 194H59V192H58ZM62 194L58 196L59 198L56 196L57 198L54 200V201H56V203L54 202L55 205L59 204V203H57V201L59 202L60 196L62 197V196L64 195V197H65V194H66V193L63 194V195H62ZM79 194H80V193H79ZM84 194H86V193H84ZM91 194H92V193H91ZM91 194H90V195H86V197H85V196H83V197H84L85 199H87V197H89V196L91 197ZM93 194H94V193H93ZM118 194H119V193H118ZM118 194H117V195H118ZM122 194H124V193H122ZM136 194H137V195H136ZM139 194H140V193H139ZM156 194H157V193H156ZM163 194H164V193H163ZM170 194H171V193H170ZM185 194H187V193H185ZM188 194H190V193L188 192ZM23 195H21V196H23ZM53 195H54V193H53ZM53 195H52V196H53ZM81 195H82V194H80V196H81ZM104 195H105V194H104ZM117 195H116V196H117ZM126 195H125V196H126ZM161 195H162V194H161ZM164 195H165V194H164ZM171 195H172V194H171ZM175 195H176V194H174L173 196H175ZM194 195H195V194H194ZM14 196L16 197L15 199L20 200L19 203H16V201H14ZM50 196H51V195H50ZM50 196H49V197H50ZM76 196H79V195L76 194V195H74L73 197H76ZM96 196H95V197H96ZM99 196H100V195H98V198H100ZM109 196H111V195H109ZM127 196H126V197H127ZM144 196H145V195H144ZM159 196H160V195H159ZM167 196H168V194H167ZM167 196H166V198H167ZM169 196H170V195H169ZM176 196H177V195H176ZM176 196H175V197H176ZM181 196H182V195H181ZM188 196H189V195H188ZM195 196H196V195H195ZM200 196H201V195H200ZM1 197H2V199H1ZM35 197H36V196H35ZM41 197H42V196H40L39 198H41ZM53 197H54V196H53ZM70 197H71V200H69V194H68V197H67V195H66L65 201H66V199H67V201L65 202L64 199H63V200H61V202L64 201V202L66 203V205L69 204V201H70V203H71V201H73V200H72V196H71V195H70ZM81 197H82V196H81ZM95 197H93V198H95ZM111 197H112V196H111ZM122 197L124 198V195H123ZM170 197H171V196H170ZM170 197H168V198H170ZM178 197H180V196L178 195ZM182 197H183V196H182ZM185 197H186V195H185ZM185 197H184V199L182 198L184 201H185V199L187 198V197H186V198H185ZM24 198H25V197H24ZM39 198H38V199H39ZM42 198H43V197H42ZM98 198H97V199H98ZM102 198H103V197H101V199H102ZM123 198H122V199H123ZM131 198H132V199H131ZM166 198L163 200V201L165 202V203L163 202L164 204H167L168 202L171 201V200H169V199L167 198V199H168V202H166V201H167ZM171 198H172V197H171ZM176 198H177V197H176ZM180 198H181V197H180ZM180 198H179V200H177L179 204H180L179 201H181ZM202 198H201V199H202ZM36 199H37V198H36ZM45 199H46V198H44V200H45ZM61 199H62V198H61ZM91 199H92V198H90L89 201H91ZM115 199H116V198H115ZM117 199H118V198H117ZM117 199H116V200H117ZM135 199H136V200H135ZM144 199H143V201L145 202ZM158 199H159V198H158ZM162 199H163V198H162ZM174 199H175V198L173 197L172 200H173V202L175 203ZM188 199H189V197H188ZM191 199H192V196H191ZM198 199H199V198H198ZM44 200H43V202H44ZM46 200H47V199H46ZM46 200H45V201H46ZM50 200H51V198H49V201H50ZM68 200H69V201H68ZM82 200H83V199H82ZM94 200H95V199H93V201H94ZM165 200H166V201H165ZM203 200H202V201H203ZM40 201H41V199H40ZM49 201H48V202H49ZM52 201H53V200H52ZM52 201H51V202H52ZM85 201H87V200H85ZM98 201H100V199H99ZM105 201H106V200H105ZM119 201H120V199H119ZM124 201H125V200L123 199L122 202L124 203ZM127 201H126V202H127ZM129 201H130V202H129ZM197 201H198V200H197ZM200 201H201V200H200ZM204 201H203V202H204ZM14 202H15L16 204H14ZM17 202H18V201H17ZM36 202H37V201H36ZM48 202H46V205L49 206L50 204H48ZM51 202H49V203H51ZM61 202H60V203H61ZM73 202H74V201H73ZM76 202H77V201H75L74 203H76ZM91 202H92V201H91ZM144 202H143V203H144ZM160 202H161V201H160ZM189 202H190V201H189ZM191 202H192V201H191ZM191 202H190V203H191ZM193 202H194V201H193ZM193 202H192V203H193ZM195 202H196V201H195ZM37 203H39V200H38ZM41 203H42V202H41ZM41 203H40V204H41ZM65 203H64V204H61V205H64V206H65ZM77 203H78V202H77ZM87 203H88V201H87ZM93 203H94V202H92V204H93ZM97 203H98V202H97ZM99 203H100V202H99ZM106 203H107V202H106ZM114 203H115V202H114ZM123 203H122V205H123ZM130 203H131V204H130ZM145 203H146V202H145ZM171 203H172V202H170V204H167V205L169 206L170 210H171V207H174V208H173L174 211H175L176 209L179 208V207H177L178 205L176 206V207H177L176 209H175V206H170ZM181 203L184 204V202H181ZM190 203H189V206H190V205L193 206V205L190 204ZM196 203H197V202H196ZM54 204H53L52 208H54ZM81 204H82V202H81ZM89 204H90V206H91V203H90V202H89ZM89 204H88V205H89ZM94 204H95V203H94ZM115 204H116V203H115ZM115 204H114V205H115ZM159 204H160V203H159ZM175 204H176V203H175ZM183 204H182V206H184ZM194 204H195V203H194ZM199 204H200V203H199ZM205 204H206V203H205ZM211 204H212V203H211ZM211 204H210V206H211ZM69 205L71 206L72 204H69ZM69 205H67V206L69 207ZM100 205H101V203H100ZM117 205H119V204H117ZM152 205H154V206H152ZM167 205H166V207H167ZM172 205H173V203H172ZM186 205H187V204H186ZM197 205H198V204H197ZM200 205H201V204H200ZM200 205H199V207H200ZM203 205H204V204H203ZM23 206H22V207H23ZM59 206H60V204L58 205V207H59ZM67 206H66V207H67ZM76 206L78 207V205H76ZM79 206H80V205H79ZM81 206H82V205H81ZM90 206H88L87 208H89ZM96 206H97V205H96ZM110 206H111V205H110ZM119 206H120V205H119ZM134 206H133V207H134ZM141 206H139V208H140ZM162 206H163V204H162ZM180 206H181V205H180ZM191 206H190V208H192ZM206 206H208V205H206ZM210 206H209V207H210ZM77 207H76V209H77ZM120 207H121V206H120ZM131 207H132V205L130 206V208H131ZM136 207H134V208H136ZM164 207H165V206H164ZM185 207H186V206H185ZM193 207H194V206H193ZM201 207H202V206H201ZM216 207H217V206H216ZM17 208H18V207H17ZM42 208L44 209V207H42ZM80 208H82V207H80ZM97 208H98V206H97ZM100 208H101V207H100ZM102 208H103V207H102ZM121 208H122V207H121ZM134 208H133V209H134ZM158 208H159V207H158ZM182 208H184V207H182ZM22 209H24V208H22ZM55 209H56V208H55ZM58 209H60V207H59ZM61 209H62V208H61ZM65 209H68V210H69V208H65ZM73 209L75 210V207H74ZM73 209L71 208V211H72ZM85 209H86V206H85ZM90 209L93 210L92 206H91ZM108 209H109V208H108ZM122 209H123V208H122ZM122 209H121V210H118L120 214L122 213V217H121V215H120V217L122 218V220H123V217H124L125 219H129V218L131 217V218H135V219H140V221H141L142 219H146V220L149 222V220H151V218H153V217L151 216V212H149V211H151V209L149 210V208H146V210H144V208H143V211H145V212H146L147 210H149V211H147L146 213L144 212L143 214H142V213L139 214L135 209L133 210L132 208H131V209H126V210L124 209L123 211H122ZM136 209H137V208H136ZM162 209H163V208H162ZM164 209H165V208H164ZM164 209H163V210H164ZM179 209H180V208H179ZM192 209L194 210V208H192ZM195 209H196V208H195ZM198 209H199V208H198ZM201 209H203V208H201ZM214 209H215V208H214ZM214 209H213V210H214ZM13 210H14V209H13ZM16 210H17V209H16ZM48 210H49V211H48ZM81 210H84V209H81ZM98 210H99V209H98ZM140 210H142V209H140ZM155 210H153V211H155ZM166 210H168V209H166ZM170 210H169V211H170ZM187 210L189 211V209H186L185 211H187ZM193 210L189 211V212H191V213H190V216H189V217H191V218H192V216H193V213H192ZM216 210H217V208H216ZM17 211H18V210H17ZM54 211H56V210H54ZM54 211H53V214H54ZM65 211H66V210H65ZM75 211H76V210H75ZM102 211H103V210H102ZM102 211H101V213H102ZM104 211H105V210H104ZM120 211H122V212H120ZM161 211H162V210H161ZM164 211H165V210H164ZM171 211H172V210H171ZM171 211H170V212H171ZM179 211H180V210H179ZM181 211H183V209H181ZM181 211H180V212H181ZM196 211H197V209H196ZM10 212H11V213H10ZM21 212H22V211H21ZM23 212H24V211H23ZM29 212H28V213H29ZM32 212H33V211H31V213H32ZM51 212H52V211H51ZM57 212H58V211H56V213H57ZM60 212L63 213L64 211H60ZM98 212H99V211H98ZM166 212H167V211H166ZM180 212H179V214H180ZM194 212H195V211H194ZM201 212H202V211H201ZM216 212H217V211H216ZM218 212H219V211H218ZM34 213H35V212H34ZM67 213H68V212H67ZM67 213H66V214H67ZM70 213H71V214H72V213H73V214H76L77 211H76L75 213H74V211H73V212H69L68 214H70ZM155 213H156V212H155ZM172 213H173V212H172ZM186 213H187V214H186ZM186 213H185V214H186L185 216L188 215V212H186ZM196 213H197V212H196ZM198 213H199V212H198ZM198 213H197V214H198ZM202 213H203V212H202ZM202 213H201V214H202ZM206 213H207V212H206ZM211 213H212V210H211ZM13 214H14V213H13ZM13 214H12V215H13ZM15 214H18V213L15 212ZM15 214H14V215H15ZM111 214H112V213H111ZM111 214H109V215L111 216ZM115 214H116V213H115ZM117 214H118V212H117ZM117 214H116V215H117ZM167 214H168V213H166L165 215H167ZM175 214H176V212H175ZM183 214H184V213H183ZM191 214H192V216H191ZM214 214H215V213H214ZM14 215H13V216H14ZM18 215H19V214H18ZM24 215H25V213H24ZM35 215L37 216V214H35ZM54 215H55V214H54ZM90 215H91V214H90ZM90 215H89V216H90ZM105 215H106V214H105ZM107 215H108V214H107ZM118 215H119V214H118ZM169 215H170V214H169ZM172 215H173V214H172ZM20 216H21V214H20ZM20 216L18 217L19 219H17V220H18V223H17V224H18V226H19V228H20V230H21V228H24L23 226H25L26 221H25V218H23L22 216L20 217ZM33 216H34V215H33ZM57 216L59 217V213H58V215H56V217H57ZM60 216H61V215H60ZM68 216H69V215H68ZM95 216H97V215H95ZM98 216H101V215H98ZM98 216H97V217H98ZM153 216H154V214H153ZM155 216H157V215L155 214ZM181 216H182V215H181ZM198 216H200V215H196V214H194L193 219L190 218L193 222L187 220V222H190V223H187L188 226H189V224L191 225V224L193 223V224H192L193 226H189L190 228H188V227H187V228H188V230L191 229V227H193L194 229H196L194 232L196 233L195 235H197V234L199 235V236H198V235L196 236V237L199 239L200 237H203V236L201 235V233H202V232H201V229H202L205 225L203 226V224L200 222V217H199V220H198ZM209 216H210V215H209ZM216 216H217V215H216ZM27 217H28V214H27ZM30 217H32L31 214H30ZM81 217H82V216H81ZM92 217H94V215H93ZM97 217H94V218H97ZM158 217H159V213H158ZM158 217H155V219L158 218ZM168 217H169V216H168ZM168 217H167V218H168ZM174 217H175V216H174ZM182 217H183V216H182ZM201 217H202V215H201ZM13 218H15V217H13ZM36 218H35V219H36ZM99 218H101V217H99ZM99 218H97V219L100 220ZM104 218H106V216H105ZM113 218L115 219L114 216H113ZM116 218H117V217H116ZM165 218H166V217H165ZM170 218H171V220H172V217H170ZM180 218H181V217H180ZM183 218H184V217H183ZM187 218H188V217H186V218H184V219H187ZM206 218H207V217H206ZM213 218H214V217H213ZM90 219H92V218H90ZM101 219H102V218H101ZM158 219H159V218H158ZM158 219H156V220H158ZM162 219H164V218H162ZM173 219H174V218H173ZM176 219H177V218H176ZM188 219H189V218H188ZM12 220H13V219H10V222H12ZM27 220H28V219H27ZM38 220H35V221H37V224H38ZM54 220H56V221H54L55 224L58 222V223H57V225H58V224H59V219L57 218V219H54ZM98 220L96 221V220L94 219L93 221H95V222L97 223ZM160 220H161V219H160ZM169 220H170V219H169ZM174 220H175V219H174ZM178 220H179V217H178ZM178 220H177V221H178ZM180 220H181V219H180ZM206 220H207V219H206ZM30 221H31V220H30ZM93 221H91V222H93ZM102 221H103V220H102ZM108 221H109V220H108ZM108 221H107V222H108ZM112 221H113V220H112ZM118 221H120V220H118ZM118 221L115 220V221H113V223H114V222L116 223V222H118ZM125 221H127V220H125ZM135 221H136V220H135ZM142 221L144 222V220H142ZM172 221H173V220H172ZM177 221H176V223H177ZM181 221H182V220H181ZM181 221H179V222H181ZM211 221H212V220H211ZM50 222H53V221H50ZM60 222H61V221H60ZM68 222L70 223V221H68ZM71 222H72V221H71ZM73 222H74V220H73ZM73 222H72V223H73ZM91 222H89V223H91ZM100 222H101V220H100ZM122 222H123V221H122ZM122 222L120 221L119 223L121 224ZM132 222H134V221H132ZM148 222H147V223H148ZM152 222H153V219H152ZM158 222H159L160 225H161V222H162V221H158ZM158 222H157V223H158ZM163 222H164V221H163ZM163 222H162V224H164ZM167 222H168V221H167ZM185 222H186V221H185ZM191 222H192V223H191ZM33 223H34V221H33ZM72 223H70V225H71ZM75 223H77V222H75ZM86 223H88V222H86ZM101 223H102V222H101ZM108 223H109V222H108ZM128 223H129V221H128L127 223H125V224H128ZM134 223H136V222H134ZM134 223H132V224H134ZM144 223H145V222H144ZM144 223H142V224H144ZM153 223H154V222H153ZM169 223H170V221H169ZM182 223H183V221H182ZM15 224H16V223H15ZM27 224H28V223H27ZM34 224L37 225L36 223H34ZM77 224H78V223H77ZM97 224H99V223H97ZM116 224H117V223H116ZM123 224H124V222H123ZM129 224H130V223H129ZM129 224H128V225H129ZM137 224H138V223H137ZM148 224H149V223H148ZM154 224H155V226H157V225H156V221H155ZM167 224H168V223H167ZM179 224H180V223H179ZM201 224H202V225H201ZM215 224H216V223H215ZM60 225H61V224H60ZM78 225H80V224H78ZM78 225H77V226H78ZM87 225H89V224H87ZM93 225H94V224H93ZM93 225H92V226H93ZM113 225H114V224H113ZM118 225H119V224H118ZM150 225H151V224H150ZM160 225H158V227H159ZM172 225H174V223H173V224L171 223L170 227H171ZM31 226H32V225H31ZM66 226H67V225H66ZM95 226H96V224H95ZM120 226H121V225H120ZM125 226H127V225H125ZM132 226H133V225H132ZM134 226H135V225H134ZM144 226H145V224H144ZM162 226H163V225H162ZM164 226H165V225H164ZM176 226H177V225H176ZM180 226H182V225H180ZM184 226L186 227V225H184ZM198 226H199V227L201 226V227H200V228H201L200 230L198 229V228H199ZM15 227H16V226H15ZM57 227H58V226H57ZM72 227H73V226H71V228H72ZM74 227H75V226H74ZM74 227H73V228H74ZM100 227H101V226H100ZM122 227H123V225H122ZM129 227H130V226H129ZM152 227H153V226H152ZM173 227H174V226H173ZM195 227H196V228H195ZM205 227H207V226H205ZM205 227H204V229H205ZM25 228H26V227H25ZM55 228H56V227H55ZM55 228H54V229H55ZM59 228H61V227H59ZM63 228H64V227H63ZM75 228H76V227H75ZM75 228H74V230H75ZM79 228H80V227H77V229H79ZM93 228H94V227H92V229H93ZM96 228H97V227H96ZM107 228H108V227H107ZM107 228H106V229H107ZM116 228H118V227H115V231L118 233L121 229L118 230V229H116ZM119 228H120V227H119ZM135 228H138V227L135 226ZM143 228H145V227H143ZM148 228H149V226H148ZM148 228H146V229H148ZM155 228H156V227H154V229H155ZM160 228H163V227H160ZM165 228H166V226H165ZM167 228H168V227H167ZM175 228H176V227H175ZM178 228H180V227H178ZM8 229H7V231L9 232ZM17 229H18V228H16V230H17ZM83 229H84V228H83ZM88 229H89V226H88ZM158 229H159V228H158ZM163 229H164V228H163ZM169 229H170V228H169ZM204 229H203V231H205ZM213 229H214V228H213ZM18 230H19V229H18ZM18 230H17V231H18ZM20 230H19V231H20ZM27 230H28V229H27ZM39 230H40V229H39ZM57 230H58V229H57ZM59 230H60V229H59ZM68 230H69V229H68ZM68 230H67V231H68ZM74 230L72 229L71 232L73 233ZM99 230H100V229H99ZM101 230H102V229H101ZM117 230H118V231H117ZM122 230H124V229H122ZM129 230H130V229H129ZM139 230H140V229H139ZM151 230H152V229H151ZM176 230H177V229H176ZM179 230L181 231V229H179ZM182 230H183V229H182ZM188 230H186L187 233L190 232V231H188ZM197 230H199V232H198ZM220 230H221L220 233H222V235L224 236L225 233H223L222 229H220ZM24 231H25V230H24ZM33 231H34V230H33ZM46 231H47V230H46ZM61 231H62V229H61ZM77 231H80V233H82L81 230H77ZM92 231H93V230H92ZM94 231H96V230H94ZM124 231L126 232V229H125ZM124 231H123V232H124ZM137 231H138V229H137ZM140 231H141V230H140ZM140 231H139V232H140ZM143 231H144V230H143ZM152 231H154V230H152ZM155 231H156V229H155ZM158 231H160V230H158ZM158 231H156V233H157ZM161 231H162V230H161ZM171 231H172V230H170V231H167V230H166V231H162V232H163V233H162V236L159 237L160 243L157 244L156 246L154 245L155 248H153V251L150 250V249H151L150 246H152L151 243H153V241H152L151 243H150V241H149V243H147V246H146V242H143V243L145 244L146 247H144V245H143L142 243H140V244L143 245L142 248H141V246H140V249H142V250H140L141 253H143V252L145 251V249H147V250H150L151 252H150V251H147V252L145 251V252H146L147 254L150 253V255L153 256V257H150L149 254L147 255L148 257L145 256V257H147L146 260H148V258L150 257V258H149L150 260L147 261V263L149 262L150 264H157L158 261H159V262L161 261V258H160L161 256H162V257H163V256H166V257H165V260H166V259L168 260L167 256H168V257H169V256H171V257H172V256L177 257L176 255H174L175 252H176V248H178V247H176L177 244L174 245V242H171V243H173V244L169 246V245L166 243V244L169 246V247L167 246V247H168V248H167V247H166V244L164 243V242H165V236H167V235L169 234V232L171 233ZM173 231H174V229H173ZM180 231H179V232H180ZM191 231H193V229H191ZM2 232H3V233H2ZM8 232H5V233H8ZM21 232H23V231L21 230ZM21 232H20V233H21ZM38 232H39V231H38ZM40 232H41V231H40ZM42 232H43V231H42ZM42 232H41V233H42ZM59 232H60V231H59ZM75 232H76V231H75ZM100 232H101V231H100ZM100 232H99V233H100ZM123 232H122V233H123ZM127 232H128V230H127ZM129 232H130V231H129ZM139 232H138V233H139ZM141 232H142V231H141ZM176 232H178V231H176ZM181 232H182V231H181ZM183 232H184V231H183ZM194 232H193V234H194ZM18 233H19V232H18ZM25 233H26V232H25ZM48 233H49V231H48ZM68 233H69V232H68ZM103 233H104V232H103ZM103 233H102V234H103ZM142 233H143V232H142ZM149 233H150V231H149ZM153 233H154V232H153ZM191 233H192V232H191ZM199 233H200V234H199ZM11 234H12V233H11ZM11 234H10L9 239H10L11 237L14 236V235H11ZM16 234H17V233H16ZM23 234H24V232H23ZM69 234H70V233H69ZM75 234L77 235V234H79V233L76 232ZM106 234H107V233H106ZM119 234H120V233H119ZM129 234H130V233H129ZM144 234H146V233H144ZM154 234H155V233H154ZM171 234H172V233H171ZM180 234H181V233H180ZM182 234H183V233H182ZM188 234L190 235V233H188ZM1 235H2V236H1ZM18 235H19V234H18ZM21 235H22V234H21ZM38 235L41 236V234H38ZM42 235H44V232H43ZM72 235H73V234H72ZM76 235H75V236H76ZM79 235H81V234H79ZM107 235H108V234H107ZM125 235H126V234H125ZM141 235H142V234H141ZM141 235H140V237H141ZM150 235H151V237L154 236V235H152V234H150ZM160 235H161V234H160ZM173 235H175L174 232H173ZM176 235H177V234H176ZM184 235H187V234L185 233ZM195 235H194V237H195ZM203 235H204V233H203ZM205 235H206V234H205ZM219 235H220V234H219ZM33 236H34V235H33ZM73 236H74V235H73ZM75 236H74V237H75ZM85 236H86V235H85ZM119 236H120V235H119ZM119 236H118V237H119ZM122 236H123V235H122ZM142 236H143V235H142ZM169 236H170V234H169ZM169 236H167V237H169ZM171 236H172V235H171ZM180 236H181V235H180ZM38 237H39V236H38ZM44 237H45V236H44ZM71 237H72V236H71ZM82 237H83V236H82ZM82 237H81V239H82ZM104 237H105V236H104ZM128 237H129V236H128ZM143 237H144V236H143ZM156 237H158V236H156ZM196 237H195V238H196ZM220 237H222V236L220 235ZM226 237H227V236H226ZM6 238H7V237H6ZM13 238H14V237H13ZM21 238H23V237H21ZM75 238H76V237H75ZM95 238H96V237H95ZM110 238H111V237H110ZM149 238H150V237H149ZM149 238H148V239H149ZM161 238H162V239H161ZM177 238H178V237H177ZM181 238H182V237H181ZM191 238H192V237H191ZM203 238H204V237H203ZM203 238H202V240L204 241ZM208 238H209V237H208ZM208 238H205V239L207 240ZM216 238H217V237H216ZM218 238H219V237H218ZM223 238H224V237H223ZM223 238H222V239H223ZM19 239H20V238H19ZM19 239H18V240H19ZM77 239H79V236H78V238H76V241H77ZM104 239H105V238H104ZM114 239H115V238H114ZM127 239H128V238H126V239H125V242L120 246V247H122V248H121L120 250H119V248H118V250L120 251L119 253L123 252V253L127 254V249L131 248V247H129V245L131 244V242H129L130 244H129L128 242H126ZM130 239H131V238H130ZM130 239H129V241H130ZM148 239H146V240H148ZM152 239H153V238H151L150 240H152ZM166 239H167V238H166ZM173 239H175V238H173ZM189 239H190V238H189ZM198 239H197V240L194 239V240L197 242ZM10 240H12V239H10ZM16 240H17V239H16ZM47 240H48V239H47ZM71 240H72V239H71ZM117 240H119V238H118ZM122 240H123V239H122ZM156 240H157V238H156ZM156 240H155V241H156ZM169 240L171 241L172 239L170 238ZM169 240H166V241H169ZM187 240H188V238H187ZM187 240H185V241H187ZM190 240H191V239H190ZM192 240H193V238H192ZM199 240H200V239H199ZM211 240H212V239H211ZM226 240H227V239H226ZM8 241H9V240H8ZM8 241H7V242H8ZM13 241H15V239H14ZM21 241H22V240H21ZM29 241H30V240H29ZM78 241H80V240H78ZM83 241H85L84 238H83ZM83 241H82V243L84 244ZM123 241H124V240H123ZM155 241H154V242H155ZM161 241H162V242H161ZM170 241L168 242L169 244H170ZM173 241H174V240H173ZM176 241H178V240H176ZM176 241H175V242H176ZM200 241H201V240H200ZM200 241H199V244H200ZM213 241H214V240H213ZM223 241H224V240H223ZM223 241H222V243H223ZM247 241H248V240H247ZM3 242H5V241L3 240ZM92 242H94V241H91V243H92ZM116 242H117V241H116ZM118 242H119V241H118ZM118 242H117V243H118ZM133 242H134V241H133ZM141 242H142V241H141ZM179 242H180V241H179ZM182 242H183V241H182ZM205 242H207V241H205ZM205 242H204V243H205ZM208 242H209V241H208ZM220 242H221V241H220ZM261 242H262V241H261ZM16 243H17V242H16ZM16 243H15V245L18 244V243H17V244H16ZM73 243L76 244L75 241H74ZM73 243H72V244H73ZM88 243H89V242H88ZM99 243H100V242H99ZM109 243H110V242H109ZM119 243H121V242H119ZM225 243H226V242H225ZM228 243H230V242H228ZM4 244H5V243H4ZM77 244H79V243L77 242ZM85 244H86V243H85ZM111 244H112V243H111ZM134 244H135V243H134ZM149 244H150V245H149ZM182 244H183V243H182ZM185 244H187V243H185ZM190 244H191V243H190ZM194 244H195V242H194ZM95 245H96V244H95ZM95 245H94V246H95ZM118 245H119V244H118ZM136 245H138V244H136ZM209 245H212V244L209 243ZM218 245H219V244H218ZM222 245H223V244H222ZM222 245H221V246H222ZM230 245H231V244H230ZM237 245H238V244H237ZM71 246H72V245H71ZM78 246H79V245H78ZM80 246H81V245H80ZM110 246H111V245H110ZM131 246H133V245H131ZM134 246H135V245H134ZM154 246H153V247H154ZM178 246H179V245H178ZM189 246H190V245H189ZM200 246H201V245H200ZM213 246H214L213 248L215 249L216 244H214ZM221 246H220V247H221ZM234 246H236V245H234ZM241 246H242V245H241ZM3 247L5 248V247H7V246L5 245V246H3ZM10 247H11V246H10ZM75 247H76V246H75ZM75 247H73V248L75 249ZM84 247L86 248V246H84ZM84 247H83V248H84ZM128 247H129V248H128ZM137 247H138V246H137ZM156 247H159V248L156 249ZM183 247H184V246H182V248H183ZM190 247H191V246H190ZM194 247H195V246H194ZM194 247H193V248H194ZM197 247H199V246H197ZM197 247H196V248H197ZM220 247H219V248H220ZM225 247H226V245H225ZM231 247H232V246H231ZM243 247H244V246H243ZM4 248H3V249H4ZM78 248H79V247H78ZM80 248H81V247H80ZM80 248H79V249H80ZM138 248H139V247H138ZM138 248H137V249H138ZM143 248H144V251H143ZM184 248H185V247H184ZM200 248H203V247H199V250H200ZM207 248H209V247H207ZM216 248H217V247H216ZM250 248H251V247H250ZM255 248H257V247H255ZM7 249H8V248H7ZM16 249H17V248H16ZM79 249H78V250H79ZM154 249H156V250H158V251H156V250L154 251ZM178 249H180V248H178ZM194 249H195V248H194ZM214 249H213V250H214ZM220 249H221V248H220ZM222 249H225V248H222ZM222 249H221V250H222ZM240 249H241V248H240ZM245 249H246V248H245ZM4 250H5V249H4ZM87 250H88V249H87ZM87 250H86V254H87ZM121 250H122V251H121ZM129 250H130V249H129ZM129 250H128V251H129ZM134 250H135V249H134ZM134 250H133V251H134ZM185 250H186V249H185ZM187 250H188V248H187ZM197 250H198V249H197ZM197 250H196V252H198ZM204 250L207 251V249H204ZM210 250H211V249H209L208 251H210ZM215 250H216V249H215ZM217 250H218V249H217ZM234 250H235V249H234ZM252 250H254V249L252 248ZM256 250H257V249H256ZM1 251H2V250H1V248H0V255H1L2 252H4V251H2V252H1ZM7 251H8V250H7ZM34 251H35V250H34ZM109 251H110V250H108V253H109ZM116 251H117V250H116ZM130 251H131V252H128V253H130V254L132 255V249H131ZM136 251H137V250H136ZM142 251H143V252H142ZM191 251H192V250H191ZM225 251H226V250H225ZM243 251H244V250H243ZM258 251H259V250H258ZM258 251H256V252H258ZM261 251H262V249H261L259 252H261ZM16 252H17V251H16ZM27 252H28V251H27ZM76 252L81 253V252H79V251H77V250H76ZM82 252H83V251H82ZM88 252H89V250H88ZM110 252H111V251H110ZM134 252H135V251H134ZM134 252H133V253H134ZM138 252H139V251H138ZM179 252H180V251H179ZM179 252L177 251L176 253H179ZM238 252H239V251H238ZM248 252H249V251H248ZM253 252H254V251H253ZM10 253H11V251H10ZM73 253H74V250H73ZM93 253H94V252H93ZM106 253H107V251H106ZM112 253H113V252H112ZM123 253H122V254H123ZM136 253H137V252H136ZM146 253H145V254H146ZM180 253H181V252H180ZM194 253H195V252H194ZM199 253H200V252H199ZM211 253H212V251H211ZM213 253H214V252H213ZM229 253H230V252H229ZM234 253H236V252H234ZM2 254H3V253H2ZM5 254H6V253H5ZM5 254H3V256H4ZM18 254H19V253H18ZM88 254H89V253H88ZM95 254H96V253H94V255H95ZM134 254H135V253H134ZM139 254H140V252H139ZM139 254H138V257H139ZM145 254H143V257H144ZM186 254H187V253H186ZM188 254H189V253H188ZM204 254H206V253L204 252ZM204 254H202V255L204 256ZM230 254H231V253H230ZM238 254H240V253H238ZM253 254H254V253H253ZM255 254H257V253H255ZM260 254H262V255H259V256H260V257H259V260H258V259H254L255 261H256V260H258L259 262H261L260 260H262V262L264 261V249H263V251H262ZM7 255H8V254H7ZM11 255H12V254H11ZM16 255H17V254H16ZM81 255H83V254H81ZM84 255H85V254H84ZM189 255H190V254H189ZM211 255H212V254H210V257H211ZM244 255H245V254H244ZM257 255H258V254H257ZM9 256H10V255H9ZM77 256H78V255H77ZM85 256H86V255H85ZM87 256H88V255H87ZM96 256H97V254H96ZM106 256H107V255H106ZM116 256H117V254H116ZM120 256H121V255H120ZM128 256H129V255H128ZM128 256H126V257H128ZM133 256H135V255H133ZM141 256H142V255H141ZM180 256H182V255H180ZM180 256H179V257H180ZM191 256H192V257L194 256L193 253H192ZM205 256H206V255H205ZM223 256H224V254H223ZM223 256H222V257H223ZM227 256H228V254H227ZM241 256H242V252H241ZM250 256H251V255H250ZM250 256H249V257H250ZM13 257H14V256H12V258H13ZM19 257H20V256H19ZM81 257H82V256H81ZM97 257H100V255L97 256ZM108 257H109V255H108L107 257H105V258H108ZM117 257H118V256H117ZM123 257H124V256H123ZM179 257H178V258H179ZM208 257H209V255H208ZM225 257H226V255H225ZM243 257H244V256H243ZM253 257H254V256H253ZM10 258H11V257H10ZM10 258H9V259H10ZM12 258H11V259H12ZM105 258H104V259H105ZM109 258H110V257H109ZM118 258H119V257H118ZM139 258H140V257H139ZM151 258H153V259L151 260ZM154 258H158V259L160 258V260H157V259L155 260ZM182 258H184V257H181L180 259L182 260ZM186 258H187V257H186ZM195 258H196V257H195ZM195 258L193 257V259H195ZM200 258H202V257L198 256L197 260L200 259ZM205 258H206V257H205ZM226 258H228V257H226ZM240 258H241V257H240ZM260 258H261V259H260ZM5 259H8V258L6 257ZM83 259H85V258L83 257ZM97 259H98V258H97ZM120 259H121V258H120ZM120 259H118V260L116 261V264H118V263H119V264H125V263H122V262H125V260L121 261ZM129 259H130V258H129ZM131 259H132V258H131ZM143 259H144V258H143ZM143 259H141V261H142ZM162 259H163V260H162V263H161V262H160V263H161V264H163V263L165 264L166 262H164V261H165L164 258H162ZM172 259H173V258H172ZM176 259H177V258H176ZM203 259H204V258H203ZM206 259H207V258H206ZM223 259H224V258H222V260H223ZM232 259H233V258H232ZM235 259H236V258H235ZM238 259H239V258H238ZM238 259H237V260H238ZM251 259H252V258H251ZM15 260H16V259H15ZM99 260H100V259H99ZM136 260H138V259H136ZM170 260H171V258H170ZM170 260H168V261L171 263L172 261H175V258H174L173 260H171V261H170ZM178 260H179V259H178ZM178 260H177V261H178ZM183 260H184V259H183ZM189 260H190V259H189ZM200 260H201V259H200ZM229 260H231V257L229 258ZM240 260H241V259H240ZM243 260H244V258H243ZM248 260H249V259H248ZM252 260H253V259H252ZM252 260H250V262H251ZM8 261H9V260H8ZM11 261H12V260H11ZM97 261H98V260H97ZM104 261H105V260H104ZM129 261H130V260H129ZM141 261H140V262H141ZM144 261H145V260H144ZM144 261H142V262H144ZM191 261H192V260H191ZM193 261H194V260H193ZM198 261H199V260H198ZM226 261H227V260H226ZM226 261H225V262H226ZM233 261H235V260L233 259ZM238 261H239V260H238ZM238 261H237V262H238ZM258 261H256V262H258ZM100 262H101V261H100ZM100 262H99V264H100ZM113 262H114V261H113ZM142 262H141V263H142ZM199 262H201V261H199ZM199 262H197V263H199ZM205 262H206V261H205ZM205 262L202 261V263H205ZM253 262H254V261H253ZM253 262H252V263H253ZM4 263H5V262H4ZM7 263H8V262H7ZM131 263H132V262H131ZM136 263H137V262H136ZM141 263H140V264H141ZM149 263H148V264H149ZM178 263H180V261H178ZM178 263H177V264H178ZM182 263H184V262H182ZM188 263H189V262H188ZM202 263H201V264H202ZM242 263H243V262H242ZM0 264H3V261H1V259H0ZM9 264H10V263H9ZM92 264H93V263H92ZM102 264H103V263H102ZM109 264H110V263H109ZM113 264H114V263H113ZM142 264H143V263H142ZM144 264H145V262H144ZM173 264H174V263H173ZM180 264H181V263H180ZM191 264H192V262H191ZM195 264H196V262H195ZM199 264H200V263H199ZM220 264H221V263H220ZM229 264H230V263H229ZM232 264H235V263H232ZM240 264H241V263H240ZM254 264H255V262H254ZM262 264H264V263H262Z\"/></svg>",
  "mask_w": 264,
  "mask_h": 264
},
{
  "label": "crops",
  "instance_id": "0c3cea01",
  "mask_svg": "<svg viewBox=\"0 0 264 264\" xmlns=\"http://www.w3.org/2000/svg\"><path fill=\"white\" fill-rule=\"evenodd\" d=\"M207 159L217 170L213 157ZM260 169V177H251V180L255 182V187L250 188V192L242 186L235 187L228 183L229 176L218 178L213 186L214 196L218 205L224 210L228 221L232 224L241 223V229L250 228L260 217L264 216V167ZM256 190L257 194L255 193Z\"/></svg>",
  "mask_w": 264,
  "mask_h": 264
},
{
  "label": "snow or ice",
  "instance_id": "6c2138e0",
  "mask_svg": "<svg viewBox=\"0 0 264 264\" xmlns=\"http://www.w3.org/2000/svg\"><path fill=\"white\" fill-rule=\"evenodd\" d=\"M104 5H103V2H102V0H101V3H98L97 5H96V8L97 9H100V8H102ZM185 7L189 10V12L190 13H192L193 15H195V11H196V5H195V3L193 2V3H185Z\"/></svg>",
  "mask_w": 264,
  "mask_h": 264
}]
</instances>
